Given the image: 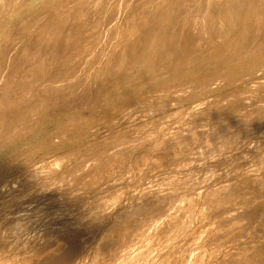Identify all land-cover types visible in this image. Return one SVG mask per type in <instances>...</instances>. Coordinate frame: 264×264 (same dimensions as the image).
<instances>
[{"label": "rangeland", "instance_id": "374dc122", "mask_svg": "<svg viewBox=\"0 0 264 264\" xmlns=\"http://www.w3.org/2000/svg\"><path fill=\"white\" fill-rule=\"evenodd\" d=\"M83 1V2H82ZM106 1V2H105ZM146 1V3L144 2ZM153 1V2H152ZM0 0V264H45V261L47 260H44L42 263L39 262V260H42L46 255L48 254H51L52 252L54 253V255L57 253L59 255L57 256H60L62 254V256H64L65 258L69 257L68 260H71L72 261H68L67 264H70L71 262L73 264H76L79 260V262L77 264H111V261H112V264H115L116 262V254L114 257H112L114 255V252L116 250V252L121 248L120 244H123L127 239H131L134 240L135 242H133V246H131V248H137L136 249V256L138 255V257L140 256L141 258H145L149 256V259L146 260V258L144 260L146 261H142L140 264H145V262H147L148 260L151 262V261H154V263L152 264H160V263H163L165 264L164 262H166L167 260H169L170 256H165L163 253L164 252H167L169 250L170 247H173L172 249H180L181 247L179 246L180 244L183 245L185 244V240H187L185 246L182 247V249H187L185 247H188L189 250H191L192 248L194 249L195 248V252H193L194 258H196L194 260L193 258V261L190 263L192 264L193 262L198 263L197 264H205L209 263L211 264L213 262V264H216L215 261H219L221 260L220 257L221 255L224 253V255H222V257L226 258L227 255L228 256V260L227 258L224 260L222 257V260L219 261L221 263H217V264H224V263H227V261H229L227 264H263L264 263V249H262V247L264 246V241L262 239H260L261 237H264V236H260V235H264V205L263 204V201H264V196H262L264 194V186L263 184L261 183H264L263 181H261L260 183V180L262 178V176L264 177V169H263V165H264V123L262 124V122H264V0H237V2H239V4H241L243 2V4H241L240 6H238L237 4L234 6H237L236 8L240 9L238 11H236L237 9L232 6L233 4L230 5V2L231 3H236L232 0H208L206 1V5H204L205 3V0ZM155 1V2H154ZM165 1V2H164ZM191 1H192V4H191ZM201 2L203 4H197V2ZM215 1V2H213ZM217 1V2H216ZM263 1V2H262ZM87 2V3H86ZM104 2V3H103ZM127 2V3H126ZM138 2V3H137ZM140 2V3H139ZM143 2V3H142ZM190 2V3H189ZM212 2V3H211ZM227 2V3H226ZM257 2V3H256ZM132 3V4H131ZM134 3V5H133ZM145 3V5H144ZM159 3V4H158ZM189 3V5H188ZM194 3V4H193ZM210 3V5L212 4V7L210 6V10L211 8H214V10L212 9V11L209 10V6L208 4ZM229 3V4H228ZM126 4V6H125ZM128 4V5H127ZM131 4V5H130ZM154 4L156 6H154ZM197 4V6H195ZM220 4V5H218ZM229 7H227V5ZM259 4H262V5H259ZM87 7H86V6ZM137 5V6H136ZM188 5V6H187ZM201 5V6H200ZM244 5V6H243ZM102 8H101V7ZM107 6V8H106ZM133 7V8H130ZM135 6V7H134ZM141 6V7H140ZM192 7H195V8H191ZM200 6V7H199ZM206 6V9H204ZM217 6V7H215ZM226 6V7H225ZM231 6L234 8V10L231 8ZM243 6V7H242ZM255 6V7H254ZM86 7V8H85ZM90 7V8H89ZM100 7V8H99ZM115 7V8H114ZM123 7V8H122ZM154 7V9H153ZM196 7L198 9H196ZM204 7V8H203ZM257 7V8H256ZM259 7V8H258ZM262 7V9H261ZM81 8H84V9H81ZM105 8V9H104ZM178 10H177V9ZM182 8V9H181ZM191 8V9H190ZM225 8V11L228 13V17H227V14H225V11H223ZM229 8H231L232 10H230L231 12H233L234 15H237L236 17H234L233 15V18L232 20L234 19V21H232L231 19H229L230 17H232V13L230 12L229 13ZM87 9V10H86ZM129 9V10H128ZM138 9V10H137ZM153 9V11H152ZM190 9V10H188ZM216 9V10H215ZM218 9V10H217ZM223 9V10H222ZM259 9V10H258ZM261 9V10H260ZM83 10V11H82ZM98 11V13H96ZM101 10V11H100ZM146 10V11H145ZM188 10V11H187ZM195 10V11H194ZM199 10V12H198ZM242 10V12H241ZM90 11V12H89ZM103 11V12H102ZM114 11V12H113ZM117 11V12H116ZM122 11V12H121ZM150 11V12H148ZM173 11V12H172ZM177 11V12H176ZM183 11V12H182ZM204 11V12H203ZM208 11V12H207ZM216 11V12H215ZM234 11H236L234 13ZM253 11H256V12H253ZM101 12V13H100ZM146 12V13H145ZM152 12V13H151ZM155 12V14H153ZM183 14H182V13ZM192 12V13H190ZM215 12V14L213 15V13ZM223 12V13H222ZM85 13V14H84ZM88 13V15H87ZM94 13V14H93ZM103 13V14H102ZM110 13V14H109ZM116 13V14H114ZM181 13V14H180ZM188 13V14H187ZM197 15H196V14ZM199 13V14H198ZM242 13V14H241ZM259 13V14H258ZM261 13V15H260ZM70 14V15H69ZM78 14V15H77ZM97 14V16H96ZM114 14V15H113ZM126 14V17H124ZM146 14V15H145ZM152 14V15H151ZM194 16H193V15ZM201 14V15H200ZM209 17H208V15ZM251 14V15H250ZM82 15V16H81ZM94 15V16H93ZM107 15V16H106ZM130 15V16H129ZM133 15V16H132ZM148 15H149V19H148ZM175 15V16H174ZM186 15V17H185ZM188 15V16H187ZM192 15V16H190ZM223 15H226V18L224 19L225 16ZM253 15V16H252ZM68 16V17H66ZM101 16V17H100ZM115 16V17H114ZM128 16V18H127ZM142 16V17H141ZM146 16V17H144ZM181 16V17H179ZM208 18V22H207V19L204 20V18ZM239 16V17H238ZM77 17V18H76ZM80 17V18H79ZM89 17V18H88ZM100 17V19H99ZM144 17V18H143ZM177 17V20H176V25L174 27V24H172L173 22L172 21H175V18ZM201 17V18H200ZM214 17V18H213ZM254 17V18H253ZM256 17H259V18H256ZM262 19H261V18ZM66 18V19H65ZM68 18V19H67ZM71 18V19H70ZM86 18V20H85ZM88 18V19H87ZM109 18V19H108ZM131 18V19H130ZM151 18V19H150ZM154 18V19H153ZM159 18V19H158ZM180 18V19H179ZM200 18V19H199ZM217 18V19H215ZM221 18V19H220ZM239 20L237 23L235 21H237V19ZM40 19V20H39ZM66 21H65V20ZM78 19V21H77ZM90 19V20H89ZM128 19V20H127ZM179 19V20H178ZM184 19V20H183ZM188 19V20H187ZM199 19V21H198ZM212 19L213 22H212ZM236 19V20H235ZM253 19V20H252ZM43 20V22H42ZM72 20V21H71ZM81 20V21H80ZM97 20V21H95ZM132 20V21H131ZM144 20V21H143ZM181 20V22H180ZM187 20V21H186ZM226 20H228V24H226ZM241 20V21H240ZM53 21V22H52ZM55 21V22H54ZM58 21V22H57ZM88 21V22H86ZM94 21V22H93ZM113 21V22H112ZM151 21V22H150ZM168 21V23H166ZM193 21V22H192ZM211 21V22H210ZM223 21V22H222ZM231 21V22H230ZM252 21V22H251ZM253 21L257 22L258 26L256 25V23H254ZM62 22L64 24H62ZM67 22V23H66ZM74 24H72V23ZM85 22V23H84ZM102 22V23H101ZM106 22V23H104ZM110 22V23H109ZM146 24H144V23ZM172 22V23H171ZM180 22V23H179ZM186 22V23H185ZM205 22H207V25L208 27L205 25ZM233 24L231 25L230 23ZM235 22V23H234ZM240 22V23H239ZM261 22V23H260ZM76 23V24H75ZM80 25H79V24ZM88 23V24H87ZM96 23V24H95ZM109 23V24H108ZM130 23V24H129ZM189 23H190V27H189ZM193 25H192V24ZM203 23V24H202ZM212 23H216V24H212ZM55 24V26H54ZM62 24V25H61ZM67 24V25H66ZM71 24V25H70ZM123 24V25H122ZM132 24V25H131ZM143 24V25H142ZM148 24V25H147ZM154 26H152V25ZM165 24V25H164ZM173 27H172V25ZM178 24V26H177ZM195 24V26H194ZM202 24V25H200ZM210 24V26H209ZM230 24V26H234V30L232 28H229L228 29V25ZM254 24V25H253ZM262 26H261V25ZM41 25V26H40ZM52 25V27H50ZM59 25V26H58ZM66 25V26H65ZM92 27H91V26ZM107 25V26H106ZM141 27H140V26ZM185 25V26H184ZM200 25V27H199ZM227 25V26H226ZM256 25V26H255ZM40 26V27H39ZM72 26V28H70ZM112 26V27H111ZM124 26V27H123ZM138 26L140 28H138ZM143 26L145 28H143ZM149 26V27H148ZM167 26V27H166ZM171 26V27H170ZM205 26H206V29H205ZM238 26V27H237ZM56 27V29H55ZM62 27V28H61ZM64 27V28H63ZM171 28V31L169 30ZM176 31H180L179 34L178 31L176 32L174 29L177 28ZM187 27V28H186ZM218 27V28H217ZM245 27V28H244ZM254 27V29H253ZM257 27L256 31L255 28ZM261 27V28H259ZM10 28V30H9ZM40 28H43V29H40ZM50 31V29H52ZM62 31H60V29ZM77 28V29H76ZM113 28V29H112ZM147 28V29H146ZM151 28V29H150ZM172 28L174 30V33H176L175 35L173 34L172 35ZM190 28V29H189ZM202 28V29H201ZM211 28L212 31H211ZM8 32H7V30ZM41 31H40V30ZM58 29V31H57ZM65 29V30H64ZM79 29V30H78ZM189 31H188V30ZM228 30L225 32V30ZM232 29V31H231ZM260 29V30H259ZM39 30V31H38ZM42 30L44 31V35ZM71 32L70 30H72V34H70L69 32ZM112 30V31H111ZM115 30V31H114ZM121 30V31H120ZM139 30V31H138ZM149 30V31H148ZM187 30V31H186ZM190 30L192 31V33L190 32ZM194 30V31H193ZM198 30V31H197ZM217 30H221L220 32L223 33V34H220L218 36V33H215L217 34V36L212 33L214 31H217ZM255 30V31H254ZM145 31V32H144ZM168 31L170 33H168ZM206 31V32H205ZM49 32V33H48ZM53 32V33H52ZM116 34H115V33ZM122 32V33H121ZM126 32V34H125ZM132 32V33H131ZM172 32V33H171ZM183 32H190L188 34L191 35H187L186 33H183ZM203 32V34H202ZM260 32V33H259ZM48 33V34H47ZM56 33V34H55ZM68 33V34H67ZM75 33V34H74ZM80 33V34H79ZM110 33V35L108 34ZM135 33V35H134ZM137 33V34H136ZM193 33H198L200 35L201 38H197V36L199 35H194ZM238 33V34H237ZM245 33V34H244ZM10 34V35H9ZM50 34V35H49ZM53 34V36L51 37V35ZM74 34V35H73ZM134 36H133V35ZM146 34V35H145ZM165 34V35H164ZM167 34H170L171 37H176L178 39V44L176 45H179L180 49L178 48V46H175V47H172V44H173V41L177 40H173V38H171L170 36H168L169 38H171V42L170 43V39L167 38ZM187 36H186V35ZM214 34V35H213ZM226 34H229L227 35L226 37ZM237 34V35H236ZM260 34V38L257 37L258 35ZM263 34L262 38H261V35ZM40 36V40L43 42L44 45H42V42L39 40V36ZM55 35V36H54ZM57 35V36H56ZM68 35V37H67ZM78 35V38L75 37ZM88 35V36H87ZM95 35V36H94ZM114 35V37L112 36ZM122 35V36H121ZM127 35H130V36H127ZM179 35V36H178ZM183 35V36H182ZM193 37L196 36V37ZM203 35V36H202ZM215 37L216 38H211V36ZM38 36V37H37ZM43 36V37H42ZM60 36V37H59ZM70 36V37H69ZM73 36V37H71ZM82 36V37H81ZM109 36V37H108ZM136 36H140V37H136ZM146 36V37H145ZM156 36V37H155ZM166 36V37H165ZM189 36V37H188ZM256 36V38H255ZM12 37V38H10ZM50 37V39H49ZM54 37L56 39H54ZM59 37V38H58ZM64 37H66L64 39ZM84 37V38H83ZM86 37V38H85ZM133 37V39H132ZM204 37V38H203ZM229 37V38H228ZM10 38V39H9ZM33 38H35L36 40H34ZM45 38V39H44ZM52 38V39H51ZM74 38V39H73ZM107 38V39H106ZM109 38V40H108ZM115 38V39H114ZM135 38V39H134ZM166 39L167 42L163 39ZM184 38V39H183ZM188 38V39H187ZM189 38H193L194 41H192V39L189 40ZM196 38V39H195ZM209 38V40H208ZM220 38V39H219ZM239 38V39H238ZM258 38V39H257ZM76 39L79 41H76ZM81 39V40H80ZM112 39V40H111ZM139 39V40H138ZM169 39V40H168ZM183 41H182V40ZM203 39V40H202ZM233 41H232V40ZM238 39V40H237ZM252 39V41H251ZM67 41V47H66V41ZM214 40V41H213ZM44 41H47V42H44ZM50 41V42H49ZM153 41V42H152ZM196 41V42H195ZM202 41V42H201ZM231 41V42H230ZM38 42V43H37ZM76 42V43H74ZM108 42V43H106ZM132 42V43H131ZM137 42V43H136ZM156 42V43H155ZM162 42V43H161ZM164 42V43H163ZM166 42V43H165ZM182 42V43H181ZM185 42V43H184ZM190 42L192 44H194V49L191 47L193 46L192 44H190ZM217 42V43H216ZM257 42V43H256ZM40 43V45H39ZM46 43V44H45ZM52 43V44H51ZM58 46H56L55 45ZM65 43V44H64ZM71 43V45H70ZM160 43V44H159ZM169 43V44H167ZM176 43V42H175ZM175 43L173 44V46L175 45ZM181 43V44H180ZM184 43V45H183ZM190 45H188V44ZM231 43V44H230ZM240 43V45H239ZM259 43V44H258ZM261 43V45H260ZM49 44V45H48ZM74 46H73V45ZM103 44V45H102ZM128 44V45H126ZM132 44L135 46L133 47ZM141 44V45H140ZM161 44H163V46H160ZM168 45L166 47V49L171 45V49L172 50L171 52L174 53L173 55L178 54L177 56V59L175 60L176 56H173V55H170L169 54V51L168 49L166 50L164 47L166 45ZM221 44V45H220ZM236 44V45H235ZM256 44V45H255ZM42 47L38 49V46ZM48 45V46H47ZM51 45V46H50ZM191 48L190 51H193L197 48V51H193V53H188L186 52L187 50H189L188 46ZM199 47H198V46ZM226 45V46H225ZM37 46V47H36ZM62 46V47H61ZM84 46V47H83ZM86 46V47H85ZM139 46V47H138ZM152 46V47H151ZM160 46V48H159ZM197 46V47H196ZM216 46V47H215ZM221 46H222V49H221ZM229 48H228V47ZM255 46V47H254ZM261 48H260V47ZM46 47V49H44ZM49 47V48H48ZM57 47V49H56ZM71 47V48H70ZM98 47V48H97ZM162 47V48H161ZM184 47V48H183ZM239 47V48H238ZM62 48V49H61ZM86 48V49H85ZM129 48H130V51H129ZM134 48V49H133ZM173 48L177 49L175 50V52H173ZM183 48V49H182ZM185 48H187V50H185ZM225 48L227 50H225ZM255 48V50H254ZM36 49V50H35ZM38 49V51H37ZM41 49V50H40ZM56 51H54V50ZM64 49V50H63ZM67 49V50H66ZM69 49V50H68ZM71 49V50H70ZM82 49V50H81ZM103 49V50H102ZM137 49V50H136ZM149 49V51H148ZM164 49L167 51V55H164L166 54L164 51ZM221 49V50H219ZM251 49V50H250ZM258 49V50H256ZM35 50V51H34ZM40 50V51H39ZM46 50H48V52H45ZM59 50V51H58ZM67 52H66V51ZM79 50V51H78ZM105 50V51H104ZM110 50V52H108ZM112 50V51H111ZM128 50V51H127ZM135 50V51H133ZM154 50V52H153ZM158 50H161L158 52L157 54V51ZM163 50V51H162ZM205 50V51H204ZM218 50V51H217ZM225 50V51H224ZM253 50V51H252ZM260 50V51H259ZM52 51V53L50 52ZM54 51V52H53ZM83 51V52H82ZM189 51V52H190ZM203 51V52H202ZM236 51V52H235ZM240 51V52H239ZM247 51V53H246ZM250 51V52H249ZM41 52L40 54H37V53ZM61 52V53H60ZM76 54H75V53ZM121 52V53H120ZM126 54H125V53ZM161 52V53H160ZM239 52V53H238ZM34 53V55L32 54ZM56 53V54H55ZM59 56H58V54ZM129 53V54H128ZM131 53V54H130ZM133 53V55H132ZM143 53V54H142ZM160 53V54H159ZM183 53H186L187 55H189V61H187V63L185 62V60H188L187 56L185 57L186 54H184L183 56ZM203 53V54H202ZM236 53V54H235ZM246 53V54H245ZM13 54V55H12ZM37 54V55H36ZM48 54V55H47ZM51 54V56H49ZM74 54V55H73ZM125 54V55H124ZM135 54V55H134ZM155 54V56H154ZM191 54V56H190ZM249 54V55H248ZM32 55V56H31ZM39 55V56H38ZM47 55V56H46ZM87 55V56H86ZM96 55V56H95ZM99 55V56H98ZM145 55V56H144ZM148 55V56H147ZM150 55V56H149ZM163 55V56H162ZM169 55L172 56L171 60H175L174 62L169 60ZM205 55H207V57H205ZM234 55V56H233ZM70 58H69V57ZM83 56V57H82ZM86 56V57H85ZM115 56V57H114ZM120 56V58H119ZM132 56V57H131ZM160 56V57H159ZM168 57L167 58H164V57ZM200 56V57H199ZM221 56V57H218ZM44 57V59H43ZM51 57V58H50ZM64 57V58H63ZM99 57V58H98ZM117 57V58H116ZM145 57V58H144ZM153 57V58H152ZM185 57V58H183ZM192 57V58H191ZM194 57V58H193ZM4 58H7V59H4ZM42 58V59H40ZM47 58V60H46ZM53 58V59H52ZM112 58V59H110ZM115 58V59H114ZM127 58V59H125ZM138 58V59H137ZM208 58V59H207ZM11 59V60H9ZM39 59V60H38ZM66 59V60H65ZM87 59V60H86ZM122 59V60H121ZM158 59V60H157ZM194 59V60H193ZM240 59V60H238ZM3 60H6V62H4ZM38 62H37V61ZM42 60H45L47 62H43ZM50 60V62L48 61ZM96 60V61H94ZM108 60V61H107ZM121 60V61H120ZM134 60H136L134 62ZM167 60V62L165 61ZM236 60V62H235ZM78 61V62H77ZM91 61V62H90ZM105 61V62H104ZM138 61V62H137ZM152 61V62H151ZM172 63H170V62ZM190 61H193V63H191ZM204 61V62H203ZM233 61V62H232ZM3 62V63H2ZM93 62V63H92ZM94 62H95V65H94ZM116 62V63H115ZM123 62V63H122ZM125 62V64H124ZM134 62V63H133ZM157 62V63H156ZM183 64H181V63ZM188 62L189 64L191 65H188ZM196 62V63H195ZM222 62V63H221ZM42 63V65H41ZM46 63H50L49 66L48 64ZM64 63V65H63ZM105 63V64H104ZM118 63V65H117ZM163 63V65H162ZM39 64V66H38ZM45 66H44V65ZM80 67H79V65ZM83 64V66H82ZM89 66H88V65ZM123 64V65H122ZM132 64V65H131ZM157 64V65H156ZM186 64V65H185ZM37 65V66H36ZM48 65V67H47ZM61 65V66H60ZM86 65V66H85ZM107 65V66H106ZM117 65V66H115ZM150 65V66H149ZM156 65V66H155ZM182 65V66H180ZM209 65V67H208ZM58 66V67H57ZM64 66V67H63ZM74 66V68H73ZM77 66V67H76ZM119 66V68H118ZM137 66V67H136ZM162 66V67H161ZM170 68H169V67ZM176 66V67H175ZM214 66V67H213ZM48 68V69H45V68ZM63 69H62V68ZM110 67V68H109ZM114 67V68H113ZM116 67V68H115ZM145 67V68H144ZM161 67V68H160ZM167 69H164L166 68ZM175 67V68H174ZM181 67V68H179ZM184 67V68H183ZM39 68V69H38ZM41 68V69H40ZM52 68V69H50ZM77 68V69H76ZM93 68V69H92ZM101 68V71L103 73V75L101 76L100 74V69ZM148 68V69H146ZM173 68V69H172ZM178 70H177V69ZM38 69V71H37ZM43 69V70H42ZM65 69V70H64ZM76 69V70H75ZM115 69V70H114ZM147 71H146V70ZM55 70V71H54ZM58 70V71H57ZM99 70V71H98ZM105 70V71H104ZM111 70V71H110ZM118 70V71H117ZM122 73H121V71ZM175 70V71H174ZM245 70V71H244ZM247 70V71H246ZM27 71V73H26ZM29 71V72H28ZM32 71V73H31ZM37 73H35V72ZM43 71V73H42ZM63 73H62V72ZM114 71V72H113ZM167 73H165V72ZM177 71V72H176ZM241 71V72H240ZM251 71V73H250ZM5 72V73H4ZM48 72V74H46ZM50 72V73H49ZM65 72V73H64ZM75 72V73H74ZM86 72V73H85ZM95 72V73H93ZM98 74H97V73ZM138 72V73H137ZM4 75H3V74ZM45 73V74H44ZM58 73V74H57ZM63 75H62V74ZM70 73V74H69ZM85 73V74H84ZM143 73V74H142ZM169 73V74H168ZM257 73V74H256ZM11 76H10V75ZM39 76H38V75ZM61 74V75H60ZM67 74V75H66ZM69 74V76H68ZM73 74V75H72ZM80 74V75H79ZM100 74V75H99ZM115 74V75H114ZM238 74V75H237ZM6 75V76H5ZM34 75V76H33ZM65 75V77H64ZM108 75V76H107ZM158 76V79H157V76ZM232 75V76H231ZM243 75V76H242ZM253 75V76H252ZM14 76V78H13ZM28 76V77H27ZM36 76V79H33L35 81L32 80V78L34 77L35 78ZM41 76V77H40ZM43 76V77H42ZM46 76V77H45ZM55 76V77H54ZM61 76V77H60ZM69 78H68V77ZM92 76V77H91ZM108 78H107V77ZM152 76V77H151ZM156 76V77H155ZM52 77V78H51ZM94 77V79H93ZM100 77V78H99ZM104 77V78H103ZM106 77V78H105ZM110 77V78H109ZM155 77V78H154ZM161 77V78H160ZM200 77V78H199ZM261 77V78H260ZM4 78V79H3ZM9 78V79H7ZM31 78V79H30ZM41 78V80H39ZM53 80L52 84H51V79ZM74 78V80H73ZM77 78V79H76ZM113 78V79H112ZM134 78V79H133ZM153 78V79H152ZM204 78V79H203ZM26 79V80H25ZM28 79V80H27ZM79 79V81H78ZM83 79V80H82ZM97 81H96V80ZM99 79V80H98ZM102 79V80H101ZM157 79V80H156ZM12 80V81H11ZM32 80V81H30ZM49 80V81H48ZM55 80L57 82H55ZM58 80H61L58 82ZM115 80V81H114ZM131 80V81H129ZM146 80V81H145ZM150 80V81H148ZM199 80V81H198ZM202 80V81H201ZM8 83V84H6ZM64 81V82H62ZM83 81V82H82ZM106 81V83H104ZM209 81V82H208ZM238 81V82H237ZM29 82V83H28ZM37 82V84H36ZM43 82H44V86H43ZM48 84H47V83ZM69 82V83H68ZM76 82V83H75ZM80 82V84H79ZM94 82V83H93ZM102 82V83H101ZM128 82V83H127ZM198 84H197V83ZM206 83V84H201V83ZM56 83V84H55ZM100 83V84H99ZM149 83V84H148ZM193 83V84H191ZM195 83V85H194ZM244 83V84H243ZM252 83V84H251ZM34 84L36 86H34ZM39 84V85H38ZM47 86H46V85ZM50 84L52 86H50ZM54 84V85H53ZM61 86H60V85ZM69 84V85H68ZM71 84V85H70ZM97 86H96V85ZM103 84V85H102ZM112 84V85H111ZM120 84V85H119ZM141 84V86H140ZM148 84V85H146ZM160 84V85H159ZM250 84V85H249ZM42 85V86H40ZM63 85V86H62ZM76 85V86H75ZM79 85V86H78ZM107 85V86H106ZM116 85V87H115ZM183 85V86H182ZM192 85V86H190ZM8 86V87H7ZM13 86V87H12ZM72 86V87H71ZM84 86V88H83ZM109 86V87H108ZM112 86V87H111ZM249 86V87H248ZM17 88V90H14V88ZM48 87V88H47ZM56 87V88H55ZM75 87V88H74ZM77 87V88H76ZM96 87V88H95ZM125 87V88H124ZM140 87V88H138ZM180 87V88H179ZM185 87H186V90H185ZM198 87V88H197ZM226 87V89H225ZM236 87V88H235ZM251 87V88H250ZM6 88V89H5ZM15 88V89H16ZM37 88V89H36ZM46 88V89H45ZM58 88V89H57ZM61 88V89H60ZM64 88V89H63ZM102 88V89H101ZM117 88V89H116ZM10 89V90H9ZM12 89V90H11ZM39 89V90H38ZM43 89V90H41ZM51 89V91H50ZM54 89V90H53ZM67 89V90H66ZM72 89V90H71ZM96 89H99V90H96ZM110 89V90H108ZM168 89V90H167ZM173 89V90H172ZM175 89V90H174ZM199 89V90H198ZM224 89V90H223ZM48 90H49V93H48ZM63 90V91H62ZM70 90V91H69ZM95 90V91H94ZM114 90V91H113ZM172 90V91H171ZM180 90V91H179ZM223 90V91H222ZM230 90V91H229ZM237 90V91H235ZM9 91V92H8ZM15 91V93H14ZM17 91V92H16ZM52 91L53 94H52ZM59 91V92H58ZM100 91V92H99ZM154 91H155V94H154ZM159 91V92H158ZM166 91V92H165ZM188 91V92H187ZM13 92V93H12ZM22 92V93H21ZM37 92V93H36ZM42 92V93H41ZM45 92V93H44ZM57 94H56V93ZM61 92V93H60ZM71 92H72V95H71ZM81 92V93H80ZM151 92V93H149ZM165 94H164V93ZM225 92V93H224ZM230 92V93H229ZM11 95H10V94ZM24 93V94H23ZM26 93V94H25ZM41 93V94H40ZM55 93V94H54ZM85 96L83 95V94ZM96 93V94H95ZM148 93V95L146 94ZM157 93V94H156ZM160 93V94H158ZM162 93V94H161ZM174 93V94H173ZM5 97H4V95ZM14 94H15V97L17 98V100H15L16 98L14 97ZM19 94V95H18ZM31 94V95H30ZM43 94V97H41ZM54 95L53 97L51 95ZM77 94L79 96H77ZM82 94V95H81ZM98 94V95H97ZM154 94V95H153ZM183 94V95H182ZM196 94V95H195ZM9 95V96H8ZM60 97H59V96ZM64 95V97H63ZM67 95V96H66ZM193 95V96H192ZM195 95V97H194ZM219 95V96H218ZM31 96V98H30ZM62 96V97H61ZM154 96V97H153ZM217 96V97H216ZM40 97H41V100H40ZM72 98L74 99V101L72 99H69ZM75 97V98H74ZM97 97V98H96ZM134 97V98H133ZM157 97V98H156ZM214 97V98H213ZM23 98V100H22ZM46 98V100H45ZM86 98V99H85ZM95 98V99H94ZM187 98V99H186ZM20 99V101L18 100ZM25 99V100H24ZM44 99V100H43ZM49 99V100H48ZM58 99V100H57ZM68 99V100H67ZM80 99V100H79ZM134 99V100H133ZM142 99V100H141ZM146 99V100H145ZM164 99V100H163ZM172 99V100H171ZM215 99V100H214ZM15 100V101H14ZM29 102H28V101ZM62 100H65L63 103ZM69 100L70 102L73 101L72 103H69ZM79 100V101H78ZM86 100V102H85ZM150 100V101H149ZM159 100V101H157ZM203 100V102H202ZM19 101V102H17ZM28 103H26V102ZM59 101V102H58ZM77 101V102H76ZM93 101V102H92ZM96 101V102H95ZM133 101V102H132ZM146 101V102H145ZM152 101V102H151ZM157 101V102H155ZM161 101V102H160ZM207 101V102H206ZM213 101V102H212ZM257 101V102H256ZM58 102V103H56ZM79 102V103H78ZM140 104H139V103ZM201 102V103H200ZM13 103V104H11ZM18 105H17V104ZM25 103L27 105H25ZM33 103V104H32ZM75 103V104H74ZM82 103V104H81ZM173 103V104H172ZM175 103V104H174ZM197 103V104H196ZM200 103V104H199ZM255 103V104H254ZM262 103V104H261ZM53 104V105H52ZM55 104V105H54ZM66 104V105H65ZM126 104V105H125ZM199 104V105H198ZM203 104V105H202ZM209 104V106H207ZM251 104H253L251 106ZM259 106H258V105ZM17 105V106H16ZM24 105V106H23ZM30 105V106H29ZM32 105V106H31ZM65 105V106H63ZM144 105V106H143ZM16 106V107H14ZM49 106V107H48ZM70 106V107H69ZM73 106V107H72ZM75 106V107H74ZM132 106V107H131ZM136 106V107H135ZM138 106V107H137ZM140 106V107H139ZM146 106V107H145ZM169 106V107H168ZM171 106V107H170ZM175 106V107H174ZM186 106V107H185ZM191 106V107H190ZM201 106V107H200ZM205 106V107H204ZM255 106V107H254ZM53 109H52V108ZM55 107H58L56 109H54ZM135 107V108H134ZM156 107V108H155ZM163 109H162V108ZM15 108V110H14ZM17 108V109H16ZM20 108V109H19ZM27 111H26V109ZM39 108H40V111H39ZM42 108V109H41ZM72 108V109H71ZM81 108V109H80ZM134 108V109H133ZM154 108V109H152ZM186 108L187 112L190 110V113L191 114H188L186 112V110L184 109ZM198 108V109H197ZM8 109H11V110H8ZM70 109V110H69ZM76 109V110H75ZM126 109V110H125ZM128 109V110H127ZM141 109V110H140ZM179 109V110H177ZM206 109V110H205ZM2 110V111H1ZM19 110V111H18ZM24 110V112L22 111ZM44 110V111H43ZM54 110V111H53ZM58 110V111H57ZM132 110V112H130ZM183 113H182V111ZM185 110V111H184ZM202 112H200V111ZM33 113H32V112ZM61 111V112H60ZM162 111L164 113H162ZM165 111L166 114H165ZM181 111V113L179 112ZM210 111V112H209ZM214 111V112H213ZM244 111V112H243ZM11 112V113H10ZM44 112V114H43ZM49 112V113H48ZM58 112H60L58 114ZM113 112V113H112ZM119 112V113H118ZM123 114H122V113ZM158 112V113H157ZM195 112V113H194ZM206 112V113H205ZM241 112V113H240ZM25 113V114H24ZM47 113V114H46ZM53 113V115H52ZM62 113V114H61ZM64 113V114H63ZM121 113V114H120ZM126 113V114H125ZM135 113V114H134ZM151 113V114H150ZM171 113V114H170ZM187 113V114H186ZM212 113V114H211ZM249 113V114H248ZM9 114V116H8ZM24 114V115H22ZM43 114V115H41ZM49 114V115H48ZM57 114V115H56ZM120 114V115H119ZM133 114V115H132ZM165 116H163V115ZM176 114V117H174ZM183 114V116H182ZM193 114V115H192ZM242 114V115H241ZM248 116H247V115ZM15 116V119H14V116ZM22 115L23 116V119H22ZM51 115V116H50ZM117 115V116H116ZM161 115V116H160ZM172 115V116H171ZM207 115V116H205ZM13 116V117H12ZM20 119H19V117ZM41 116V117H40ZM49 118H47V117ZM122 116V117H120ZM154 116V121L151 120ZM160 116V117H159ZM169 116H171L169 118ZM188 116V117H187ZM194 118H193V117ZM213 116V117H212ZM217 116V117H215ZM223 116V117H222ZM257 116V117H256ZM26 117V118H25ZM51 117V118H50ZM77 117V118H75ZM112 117V118H111ZM134 117V118H133ZM174 117V118H173ZM199 117V118H198ZM207 117V118H206ZM209 117V118H208ZM243 117V118H242ZM248 117V118H247ZM263 117V118H262ZM35 118V119H34ZM38 118V119H37ZM70 118V119H69ZM73 118V119H72ZM76 120H75V119ZM145 118V119H144ZM157 118V119H156ZM168 118V119H167ZM201 118V119H200ZM261 118V119H259ZM13 119V120H12ZM28 119V120H27ZM42 119V120H41ZM72 119V120H71ZM78 119V120H77ZM124 119V120H123ZM150 119V120H148ZM164 119V120H163ZM175 119V120H174ZM194 119V120H193ZM236 119V120H235ZM247 119V120H246ZM249 119H252V120H249ZM7 120V121H6ZM12 120V121H11ZM18 120V121H17ZM31 120V122L29 121ZM39 120V121H38ZM104 120V121H102ZM145 120H147L146 122H144ZM170 120V121H168ZM174 120V121H173ZM186 120V121H185ZM193 120V121H192ZM198 120V121H197ZM200 120V121H199ZM22 121V122H21ZM29 121V122H28ZM68 121V122H67ZM75 121V122H74ZM79 121V122H77ZM99 121V122H98ZM125 121V122H124ZM150 121V122H148ZM168 121V122H167ZM214 121V123H213ZM259 121V122H257ZM261 121V122H260ZM8 122V123H7ZM19 122V123H18ZM110 122V123H108ZM137 122V123H136ZM163 122V123H162ZM165 122V123H164ZM193 122V123H192ZM240 122V123H239ZM248 122V123H247ZM257 122V123H256ZM2 123V124H1ZM18 123V125H16ZM27 123V124H26ZM30 123V124H28ZM100 123V124H99ZM103 123V124H102ZM159 123V124H158ZM168 123V124H167ZM191 123V124H190ZM252 123V124H251ZM13 124V125H12ZM40 124V125H39ZM107 124H110V125H107ZM122 124V125H121ZM128 124V125H127ZM176 124V125H175ZM183 124V125H182ZM193 124V125H192ZM203 124V125H202ZM228 124V125H227ZM5 125V126H4ZM10 125V127H9ZM34 125V126H33ZM82 125V126H81ZM132 126H136L135 128L134 127H131ZM174 125H175V128H174ZM218 125V126H217ZM262 125V126H261ZM3 126V127H2ZM94 126V127H93ZM124 126V127H123ZM201 128H200V127ZM225 126V127H224ZM235 126V127H234ZM261 126V127H260ZM12 127V128H11ZM21 127V128H20ZM147 127V128H146ZM179 127V128H178ZM189 127V128H188ZM210 127V128H209ZM233 127V128H232ZM246 127V128H245ZM9 128V129H8ZM31 130H29V129ZM97 128V129H96ZM116 128V129H115ZM125 128V130H124ZM137 128V129H136ZM142 131H141V129ZM155 128V129H153ZM156 128H158L156 130ZM195 128V129H194ZM244 128V129H243ZM97 131H96V130ZM130 129V130H128ZM134 129V130H133ZM167 129V130H166ZM188 129V131H187ZM190 129V130H189ZM200 129V130H199ZM212 129H213V132H212ZM216 129V130H215ZM219 129V130H218ZM237 129V130H236ZM28 130V131H27ZM144 130V132H143ZM155 130V131H153ZM177 130V131H176ZM203 130V131H202ZM80 131V132H79ZM90 131V132H89ZM100 131V132H99ZM110 131V132H109ZM124 131V132H123ZM128 131V132H127ZM130 131V132H129ZM137 131V132H136ZM159 131V132H158ZM175 131V132H174ZM180 131V133H179ZM207 131V132H206ZM210 131V132H209ZM238 131V132H237ZM1 132H5L4 134H2ZM25 132V133H24ZM65 132L67 134H65ZM121 132V133H120ZM140 132V134H139ZM166 132V134H165ZM188 132V133H187ZM193 132V133H192ZM230 132V133H229ZM250 132V133H249ZM64 133V134H63ZM79 133V134H78ZM90 133V134H89ZM95 133V134H94ZM98 133V134H97ZM109 133V134H108ZM127 133V134H126ZM129 133V134H128ZM134 135H133V134ZM160 133V134H159ZM168 133V134H167ZM206 133V134H205ZM240 133V134H239ZM122 134V135H121ZM126 134V135H125ZM130 134H132L131 136L133 138H131ZM137 134V135H136ZM153 134V135H151ZM159 136H156L158 135ZM214 134V135H213ZM62 135H64L62 137ZM78 135V136H77ZM90 135V136H89ZM139 135H140V138H139ZM165 135V136H164ZM191 135V136H190ZM198 135V136H196ZM208 135V136H207ZM216 135V136H215ZM256 135V136H255ZM262 135V136H261ZM72 136V137H71ZM82 136V137H81ZM86 136V137H85ZM101 136V137H100ZM154 136V137H153ZM180 136V137H178ZM189 136V137H188ZM240 136V137H239ZM22 137V138H21ZM71 137V138H70ZM81 137V138H80ZM144 137V138H143ZM205 137V138H204ZM262 137V138H261ZM137 138H139L137 140ZM146 138V139H145ZM181 138V139H180ZM201 138V139H200ZM225 138V139H224ZM228 138V139H227ZM232 138V139H231ZM61 139V140H60ZM83 139V140H82ZM101 139V140H100ZM174 139V140H173ZM206 139H208L206 141ZM214 139V140H213ZM234 139V140H233ZM88 140V141H87ZM99 140V141H98ZM150 140V141H149ZM168 140V141H167ZM179 140V141H178ZM223 140V141H222ZM255 140V141H254ZM86 141V142H85ZM94 141V142H92ZM127 141V142H126ZM130 141V142H129ZM134 141V142H133ZM138 141V142H137ZM152 141V142H151ZM172 141V142H171ZM204 141V142H203ZM229 141V143H228ZM234 141V142H233ZM252 143H251V142ZM129 142V143H128ZM148 142V143H147ZM192 142V143H191ZM197 142V143H196ZM215 142V143H214ZM218 142V143H217ZM263 142V143H262ZM61 143V144H60ZM80 143V144H79ZM94 143V144H93ZM166 143V145H165ZM180 143V145H179ZM182 143H185V144H182ZM205 143V144H203ZM210 143V145H209ZM232 143V144H231ZM247 143L249 145H247ZM258 145H257V144ZM92 144V145H91ZM138 144V145H137ZM169 144V145H168ZM187 144V145H186ZM190 144V145H188ZM195 144V145H194ZM199 144V145H198ZM224 144V145H223ZM10 145V146H9ZM83 145V147H82ZM85 145V146H84ZM91 145V146H90ZM128 148V149H126ZM134 145V147H133ZM140 145V146H139ZM163 145V146H162ZM193 145V146H192ZM215 145V146H214ZM223 146V149H222V146L219 147V146ZM229 145V146H228ZM231 145V146H230ZM244 145V146H243ZM254 145V146H253ZM257 145V146H256ZM129 146V147H128ZM136 146H139L136 147ZM155 146V147H154ZM173 146V147H171ZM179 146V147H178ZM261 146V147H260ZM80 147V148H79ZM133 147V149L131 148ZM141 147V148H140ZM170 147V148H168ZM187 147V148H186ZM206 147V148H205ZM231 147V148H230ZM237 147V148H235ZM245 147V148H244ZM8 148V149H7ZM83 148V149H82ZM131 148V149H130ZM164 148V149H163ZM179 148V149H178ZM193 148V149H192ZM204 148V149H203ZM253 148H255L253 150ZM263 148V149H262ZM66 149V150H65ZM137 149V150H136ZM141 149V150H140ZM151 149V150H149ZM181 149V150H180ZM222 149V150H221ZM234 149V150H233ZM63 150V151H62ZM74 150V151H73ZM78 150V151H77ZM81 150V151H80ZM131 152V153H129ZM156 150V151H155ZM174 150V152H173ZM180 150V151H179ZM188 150H191L188 151ZM203 150H206V151H203ZM229 150V151H228ZM232 150V151H231ZM238 150V151H237ZM86 151V152H85ZM89 151V152H88ZM154 151V152H153ZM194 154H193V152ZM198 153H197V152ZM203 151V152H202ZM216 151V152H215ZM144 152V153H143ZM161 154H160V153ZM163 152V153H162ZM172 152V153H171ZM177 154H176V153ZM190 152V153H189ZM200 152V153H199ZM211 152V153H210ZM215 152V153H214ZM233 153L231 155V153ZM254 152V153H253ZM136 153V154H135ZM150 153V154H149ZM155 153V154H154ZM167 153V154H165ZM174 153V154H173ZM179 153V154H178ZM186 153V154H185ZM192 153V154H191ZM198 156H196V154ZM206 153V154H204ZM230 153V154H229ZM253 153V154H252ZM263 153V155H262ZM39 154V155H38ZM158 154V155H156ZM160 154V155H159ZM165 154V155H164ZM182 154V156H181ZM184 154V155H183ZM191 154V155H190ZM202 154V155H201ZM226 154V155H225ZM250 154V155H249ZM30 155V156H29ZM83 155V156H82ZM133 155V156H132ZM137 155V156H136ZM143 155V157H142ZM149 155V156H148ZM153 155V156H152ZM175 155V156H174ZM200 155V156H199ZM248 155V156H247ZM257 155H258V158H257ZM81 156V157H80ZM157 158H156V157ZM207 156V157H205ZM225 156V157H224ZM233 156V157H232ZM238 156V157H237ZM245 156V157H244ZM131 157V158H129ZM147 157V158H146ZM149 157H150V160L153 159L154 161V166L152 165V160L150 161L149 160ZM153 157V158H152ZM165 157V158H163ZM174 159H173V158ZM181 157V159H180ZM185 157V158H184ZM198 157V158H197ZM228 157V159H227ZM236 157V158H235ZM241 157V158H240ZM76 158V159H75ZM78 158V159H77ZM136 158V159H134ZM143 158V159H142ZM158 161H156L155 159ZM160 158V160H159ZM162 158V159H161ZM171 158L172 160L174 161H171ZM139 159V160H138ZM183 159V160H182ZM194 159V161H193ZM197 159V160H196ZM211 159V160H210ZM224 159V160H223ZM241 159V160H239ZM246 159V160H245ZM254 159V161H253ZM168 160V161H167ZM189 160V161H188ZM204 160V161H203ZM239 160V161H238ZM77 161V163H76ZM79 161V162H78ZM81 161V162H80ZM147 162H150L149 165L145 164ZM159 163L156 164V162ZM178 161L176 164L175 162ZM181 161V162H180ZM189 163H188V162ZM201 161V162H200ZM209 161V162H208ZM222 161V162H221ZM246 161V162H245ZM256 161V162H255ZM87 162V164H86ZM90 164H89V163ZM145 162V163H144ZM152 162V163H151ZM168 162V163H167ZM214 162V163H213ZM262 162V163H261ZM75 163V164H74ZM136 163V164H135ZM188 165H187V164ZM196 163V164H195ZM224 163V164H223ZM235 163V164H234ZM255 163V164H254ZM18 164V165H17ZM174 166H173V165ZM191 164V165H190ZM193 164V166H192ZM202 164V165H201ZM238 164V165H237ZM260 164V165H259ZM262 164V166H261ZM29 165V166H28ZM35 167H33V166ZM79 165V166H77ZM136 165V166H135ZM142 165H144L142 167ZM147 165V166H146ZM153 166L151 168V166ZM198 165V166H197ZM201 165V166H200ZM219 165V166H218ZM256 165V166H255ZM68 166V167H67ZM72 169H71V167ZM114 166V167H113ZM116 166V167H115ZM150 166V167H149ZM170 166V167H169ZM200 166V167H199ZM205 166V167H204ZM211 166V167H210ZM33 167V168H32ZM109 167V168H108ZM113 167V168H111ZM146 170H145V168ZM158 167V168H157ZM174 167V168H173ZM182 167V168H181ZM214 167V168H213ZM220 167V168H219ZM17 168V169H16ZM82 168V169H81ZM140 168V169H139ZM144 169L141 170V169ZM151 168V169H149ZM163 171H162V169ZM165 168V170H164ZM169 168V169H168ZM178 168V169H177ZM227 168V170H226ZM237 170H241L243 171V173L241 171H237ZM247 168H250L247 170ZM254 168V169H253ZM29 169V170H27ZM65 169V170H64ZM70 169V170H69ZM138 169V170H137ZM155 169V170H154ZM171 169V170H170ZM182 169V170H181ZM185 169V170H184ZM236 171H235V170ZM245 171H244V170ZM258 172H257V170ZM260 170H262L261 173ZM37 170V171H36ZM82 170V171H80ZM112 170V172H111ZM136 170V171H135ZM152 170V171H151ZM157 170V172H156ZM160 170V171H159ZM256 171V175H253L255 174L254 172L252 171ZM23 171V172H22ZM26 171V172H25ZM131 171V172H130ZM140 173H137L139 172ZM142 171V172H141ZM149 173H148V172ZM166 171V172H165ZM198 171V172H197ZM202 171V172H201ZM209 171V172H208ZM212 173H211V172ZM215 171V172H214ZM219 171H222V172H219ZM230 171H233L234 173H231ZM246 171H247V174H246ZM249 171V172H248ZM10 172V173H9ZM38 172V173H36ZM48 174H47V173ZM52 172V173H51ZM62 172V173H60ZM128 174H127V173ZM147 172V174H146ZM170 172V173H169ZM172 172L174 173L173 175ZM177 172V173H176ZM179 172V173H178ZM191 172V173H190ZM199 172L201 173V175H199ZM225 172L226 174L229 176L230 174H233L232 176L230 175L229 177H227L228 179L227 180H223L222 179H226V176L225 175ZM229 172V173H227ZM237 172V173H236ZM245 172V173H244ZM253 173V174H249V173ZM6 173V174H5ZM33 173V174H32ZM35 173V174H34ZM43 173L44 174V177L43 176ZM162 173V174H160ZM166 173V174H165ZM176 173V174H175ZM181 173L183 174H188V175H183V177H181ZM195 173V174H194ZM206 173V175H205ZM211 173V175H210ZM215 173V174H214ZM240 173V175H239ZM260 173V174H259ZM155 174V176H154ZM170 177H168V175ZM192 176H191V175ZM210 175V176H217V177H210V176H207V175ZM214 174V175H212ZM222 174H224L225 176H223ZM239 176H238V175ZM243 174V175H242ZM259 174V175H258ZM36 176V177H33ZM39 175V176H38ZM49 175V176H48ZM51 175V176H50ZM139 177H138V176ZM149 175V176H148ZM151 175V176H150ZM157 175V176H156ZM166 175V176H165ZM177 175H180V176H176ZM194 175V176H193ZM196 175H199V176H196ZM203 175V177H201ZM252 176V178H249L250 176ZM259 176V179L257 178ZM261 175V176H260ZM8 176V177H7ZM83 176V177H82ZM125 176V178H124ZM131 178H130V177ZM136 176V177H135ZM159 176H161L159 178ZM163 176L165 178H163ZM188 176V177H187ZM191 176V177H190ZM223 176V178H222ZM235 176V177H234ZM243 176V177H242ZM248 178L246 180V177ZM256 176V177H255ZM7 177V178H6ZM142 177V178H141ZM180 177V178H178ZM185 177V178H184ZM190 177V178H189ZM205 177V178H204ZM221 177V178H219ZM239 179H238V178ZM58 178V179H57ZM137 178V179H136ZM148 178V179H147ZM168 178V180H167ZM173 178V179H172ZM175 178V179H174ZM177 178L179 180H184L185 181L181 182L179 180H177ZM183 178V179H181ZM192 178L194 181H192ZM197 180H196V179ZM206 178H208L209 180H206ZM234 178V179H233ZM43 179V180H42ZM62 181H61V180ZM109 179V181H108ZM130 179V180H129ZM133 179V180H132ZM155 179V180H154ZM176 180V181H173L174 184L172 186V183L171 181L172 180ZM187 179V180H186ZM189 179V180H188ZM191 179V180H190ZM200 179V180H199ZM203 179V180H201ZM216 179V181H215ZM221 179V180H220ZM33 180V181H32ZM64 180V181H63ZM112 180V181H111ZM125 180V181H124ZM132 180V181H131ZM159 180V181H158ZM165 180V181H164ZM213 180V181H212ZM236 180V181H235ZM239 180V181H238ZM240 180H243V181H240ZM248 180H251L248 181ZM257 182H256V181ZM264 180V179H262ZM13 181V182H12ZM51 181V182H50ZM56 181V182H55ZM67 183H66V182ZM71 181V182H70ZM135 181V182H134ZM138 181V183H136ZM153 181V182H152ZM162 181V182H160ZM169 181V182H167ZM187 181V182H186ZM188 181L190 182V184L188 183ZM192 181V183H191ZM203 181V183H202ZM234 181V182H233ZM247 181V182H246ZM254 181V182H252ZM259 181V182H258ZM16 182V183H15ZM45 182V183H44ZM110 182V183H109ZM126 182V183H125ZM150 182V183H149ZM167 183H170V184H166ZM182 183V185L184 184V186H181V184L179 185L178 184ZM186 182V184H185ZM196 182V184H195ZM197 182H199L197 184ZM200 182L201 184L203 185H200ZM205 182V183H204ZM219 182V183H218ZM221 182V183H220ZM232 186H230V184ZM233 182V184L231 183ZM236 182V184H234ZM238 182V183H237ZM244 182V183H243ZM245 182L247 183V188L246 185H245ZM249 182V183H248ZM53 183V184H52ZM62 183V184H61ZM72 183V184H71ZM107 183V184H106ZM113 185H112V184ZM119 185H118V184ZM132 183V184H131ZM135 183V184H134ZM144 183V184H143ZM158 183V184H157ZM162 183H164L162 185ZM176 183V184H175ZM194 183V185H193ZM216 184V186L213 185ZM223 183H225V186L226 188H223L222 185ZM239 183L243 184L242 185H239ZM257 185L255 187L254 184ZM257 183V184H256ZM260 183V188L258 187ZM16 184V185H15ZM71 184V185H70ZM89 184V186H88ZM112 186H111V185ZM114 184L116 186H114ZM147 184V185H146ZM168 185L169 187V190L167 188V186H164V185ZM191 184L194 186H191ZM205 184H209L210 186H208V188H206V185ZM229 184V185H227ZM248 184H251L254 185L252 186L253 189L257 190H253L252 188L250 189V185ZM11 185V186H10ZM35 185V186H34ZM65 185V186H63ZM88 187H87V186ZM92 185V186H91ZM132 185V186H131ZM135 185V186H134ZM139 187H138V186ZM150 185V187L148 189H146V187H148ZM154 185V186H153ZM158 185V186H157ZM162 185L163 187L161 188ZM170 185V186H169ZM175 185V186H174ZM176 185L177 188L180 186L182 187V189L179 187L178 189H176ZM191 186L190 188L187 186ZM197 185V186H196ZM199 185V186H198ZM218 185V186H217ZM234 185V186H233ZM245 185V187H244ZM21 186V187H20ZM63 186V187H62ZM67 186V187H66ZM108 186V187H107ZM120 186V187H119ZM127 186V187H126ZM154 188H153V187ZM155 186L157 189H155ZM197 188H196V187ZM205 186V187H203ZM212 186L214 187V192L212 188ZM220 186V187H219ZM224 186V187H225ZM228 186V187H227ZM238 186V187H237ZM43 187V188H41ZM47 187V188H46ZM91 187V188H90ZM116 187V188H115ZM118 187V188H117ZM130 189H129V188ZM143 191L142 190V188ZM166 187V188H165ZM175 188L174 190L175 191H171L173 190V188ZM195 188V189H192ZM201 188L203 190V188H205L203 191L199 188ZM216 187V188H215ZM219 187V188H217ZM222 187V188H221ZM245 189H244V188ZM260 189L263 194H261V191H259L258 189ZM11 188V189H10ZM17 188V189H16ZM40 188V190H39ZM89 188V189H88ZM104 188H106L107 190H105ZM110 188V190H109ZM127 188H128V191H127ZM135 188V189H134ZM141 188V190L139 191V189ZM151 188V190L149 191L150 194L151 192L154 190L157 191V193L154 191L151 195L149 194L148 190ZM172 188V189H170ZM211 188V189H210ZM233 190H232V189ZM240 188V189H239ZM15 189V190H14ZM38 189V190H37ZM47 191H46V190ZM62 189V190H61ZM88 189V190H87ZM93 189V190H91ZM162 189V190H161ZM188 189V191H187ZM196 189L198 191H196ZM209 189V190H208ZM218 189V190H216ZM229 189H230V194H229ZM239 189V190H238ZM244 189V190H242ZM11 190V191H10ZM17 190V191H16ZM37 190V191H36ZM45 190V191H44ZM88 192V193H86ZM97 190V191H95ZM118 190V191H117ZM120 190V191H119ZM163 191L162 192H160ZM179 192L177 193V191ZM183 190V191H182ZM185 190V191H184ZM195 190V191H194ZM212 192H211V191ZM222 190H224L225 192H223ZM238 190V191H237ZM248 190V191H247ZM253 190V191H252ZM14 191V192H13ZM40 191V192H39ZM53 191V192H52ZM65 191V192H63ZM91 191V192H89ZM102 191V192H101ZM141 191H142V197H139L141 195ZM159 191V192H158ZM164 191L168 194L166 195L164 193ZM168 191H171L168 193ZM182 191V192H181ZM190 191V193H188ZM194 191V193L192 192ZM205 193H201V192H204ZM221 191V192H219ZM233 193H232V192ZM238 193H237V192ZM239 191H243L242 194L241 192ZM43 194H42V193ZM60 192V193H59ZM94 192V196H93V193ZM99 194H98V193ZM125 192H128V193H125ZM174 192V193H173ZM186 192V193H185ZM191 192L193 194H191ZM200 192V193H199ZM210 192L212 194H210ZM252 193L254 196L252 197V194H249ZM255 192V194L253 193ZM258 193V197L256 196V194ZM260 192V193H259ZM46 193V195H45ZM54 193V194H53ZM97 193V195H96ZM104 193V194H103ZM158 194L156 196H153V194ZM161 193V194H160ZM177 193V194H175ZM196 193H199V194H196ZM208 193L210 195V198L211 199L209 201V199L207 200V198L209 197L208 196ZM229 195H228V194ZM236 193V195H235ZM15 194V195H13ZM20 194V195H19ZM27 194V195H26ZM35 196H34V195ZM38 194V195H37ZM42 194V195H41ZM50 194V195H49ZM55 194H57V196L55 197ZM62 194V195H61ZM86 194V195H85ZM88 194V196H87ZM91 194V195H90ZM114 194V195H113ZM127 194V195H126ZM140 194V195H139ZM163 194V195H162ZM171 194V195H169ZM182 194L184 195L183 197H180L182 196ZM188 198H187V196ZM202 194V195H201ZM205 194V195H203ZM215 194V196H214ZM220 194V195H218ZM222 194L225 196L223 198ZM226 194V195H225ZM233 194L236 196H233ZM238 194V195H237ZM249 194V195H248ZM260 194V195H259ZM81 197H80V196ZM85 195V196H84ZM116 195V196H115ZM123 195H124V198H123ZM138 195V196H137ZM160 195V196H159ZM165 195V197H163ZM177 195V197H176ZM193 197H192V196ZM214 197H212V196ZM217 195V196H216ZM244 197V198H242ZM251 195V196H250ZM28 196V198H27ZM62 196V197H61ZM77 196V197H76ZM91 198V201H93L92 199H94L95 201H93V205L91 206L92 203H89L91 202L90 201V198ZM119 199H118V197ZM146 196V197H145ZM162 196V197H161ZM168 196V197H167ZM174 196L176 198H174ZM186 196V197H185ZM201 196V197H200ZM204 196H206L204 199ZM208 196V197H207ZM230 196V198H229ZM233 196V197H231ZM240 196V197H239ZM256 196V197H255ZM261 196V197H259ZM3 197V198H1ZM41 197V198H40ZM45 197V198H44ZM55 197V198H54ZM74 197V198H73ZM85 197V198H84ZM94 197V198H93ZM105 197V198H104ZM114 197V198H113ZM129 197V198H127ZM132 197V198H131ZM150 197V198H148ZM158 197V198H157ZM167 197V199H166ZM172 197V198H171ZM191 197V200H189ZM197 197V199H196ZM200 197V198H199ZM203 197V198H202ZM212 197V198H211ZM215 197L217 199H219L217 201V199H215ZM220 197L222 198V200L220 199ZM247 197V198H246ZM249 197V198H248ZM251 198H257L256 200H253V199H250ZM7 198V199H6ZM12 198V199H11ZM32 200H31V199ZM49 198V200H48ZM51 198V199H50ZM109 198V199H108ZM121 198V199H120ZM149 200H148V199ZM160 198V199H159ZM171 198V199H170ZM181 200H180V199ZM185 198V199H184ZM187 198V200H186ZM194 198V199H193ZM199 198V199H198ZM225 198L227 199V202H225ZM234 198V200L232 199ZM238 198L239 201H236ZM260 198V199H259ZM12 201H9V200ZM22 199V200H21ZM25 199V200H24ZM28 199V200H27ZM46 199V200H45ZM75 199V200H74ZM79 199V200H77ZM99 199V200H98ZM103 199L102 203H101V200ZM107 199V200H106ZM113 199V200H112ZM117 199V200H116ZM131 199V200H130ZM145 199V200H144ZM152 199V200H151ZM159 199V200H158ZM178 199V200H177ZM193 199V200H192ZM223 199H224V202H223ZM241 199V200H240ZM249 199V200H248ZM262 201H259L261 203L258 202V200H261ZM4 202H3V201ZM40 200V201H39ZM42 200L45 202H42ZM63 200V201H62ZM69 200V201H68ZM71 200V201H70ZM72 200H73V203H72ZM81 200V201H80ZM84 200V201H83ZM137 200V202H136ZM146 200H148V203L146 202ZM157 200V201H156ZM166 200V201H164ZM187 202H186V201ZM190 202H189V201ZM200 200V201H199ZM206 200V201H205ZM221 200V202L224 203V207H222V203L219 202ZM231 202H234L235 204H232L230 203ZM233 200V201H232ZM247 200V201H245ZM19 201V202H18ZM24 201V202H22ZM29 201V202H27ZM31 201V202H30ZM49 201H53L52 203ZM66 201V202H64ZM75 201V202H74ZM77 201V202H76ZM80 201V202H79ZM90 204L88 206H86V203L84 204L83 202ZM89 201V202H87ZM97 201L99 202L100 201V204L97 203ZM105 201V202H104ZM114 204L113 207L112 206V203ZM114 201V202H113ZM115 201H117V203H120V204H117ZM127 201V202H126ZM133 201V203H132ZM138 203V205L136 207H134L136 204ZM140 203H139V202ZM144 201V202H143ZM150 201V202H149ZM176 201L177 203L179 204L178 201H182V203H180L179 205L181 206L183 203L185 207H183V205L181 206L182 209H186V206L188 207L187 209H190L188 210L187 212V209L184 210L181 212L180 210L182 209H179L180 206H178V204H176ZM196 204L193 205L192 203ZM197 201H199L200 204L204 205H199V203L197 204ZM201 201L203 203H201ZM240 201H243L245 204L246 203H251L253 206V208H256L255 210L252 208L251 209V204H247V206L243 205L244 203L243 202H240ZM255 203H254V202ZM14 202V203H13ZM18 202V203H17ZM39 202L40 205H39ZM61 204V202H64L65 205H63V203L60 205L59 203ZM69 202V203H68ZM71 202V203H70ZM109 202V203H107ZM121 202L122 204L124 203V208L121 206ZM130 202V203H128ZM143 202V203H142ZM151 202H152V205H151ZM166 202H169L166 203ZM172 202V203H171ZM214 204H213V203ZM239 202V203H238ZM11 203V204H10ZM17 203V204H16ZM49 203V204H48ZM55 203H58V204H55ZM67 203V204H66ZM75 203V204H74ZM76 203L78 204L76 206ZM80 203H82L80 205ZM97 205H96V204ZM105 203V204H104ZM150 203V204H149ZM156 203V204H154ZM191 205H190V204ZM212 203V205H210ZM220 203L221 207H217V205ZM231 204L228 205V207H226L227 205L226 204ZM238 203V204H237ZM243 203V204H241ZM5 204V205H4ZM45 204H48L49 206L45 205ZM51 204V205H50ZM72 204V205H70ZM98 204L99 206L101 205V207H98ZM108 204L109 207H111L109 209V207L105 208V206ZM126 204H130L132 205L130 207V205H128V207L130 208H127V205ZM140 204V205H139ZM160 204H164L163 206L160 205ZM167 204V205H165ZM217 204V205H215ZM2 205V206H1ZM7 205V206H6ZM9 205V206H8ZM11 205V207H10ZM13 205V206H12ZM31 205V207H30ZM35 205V207H34ZM39 205V206H38ZM55 205V206H54ZM84 205L86 207V209H84V211L86 210V212L82 211L83 210V207L82 206ZM95 205H96V208H100V209H96L95 208ZM111 205V206H110ZM118 205V206H117ZM145 205V206H144ZM154 205V206H153ZM156 205V206H155ZM158 205V206H157ZM160 205V206H159ZM177 205V207H173ZM190 205V206H189ZM205 205H209L210 207H208L209 209L213 210L214 208V212H212L211 210H208L207 206ZM226 205V206H225ZM236 207H235V206ZM240 205H242V207H240ZM25 206H28V207H25ZM44 206V207H43ZM76 206V207H75ZM126 206V207H125ZM192 206L194 207L192 209ZM200 208H199V207ZM234 206V207H233ZM244 206V207H243ZM259 206V207H258ZM260 206H262L260 208ZM6 207V209L4 208ZM13 207V208H12ZM17 207V209H16ZM35 209H33V208ZM42 207V208H41ZM67 209L66 211H64L65 208ZM82 207V208H81ZM90 207H91V210H90ZM94 207V209H93ZM118 207V209H117ZM122 207V208H121ZM138 207V208H137ZM166 207H170L169 209L166 208ZM171 207L173 209H171ZM201 207H202V210H201ZM243 210H241L240 208ZM245 207L246 210L244 209ZM23 208V209H22ZM32 208V209H31ZM52 212L51 211V209ZM58 210H61V211H58V210H55L57 212H60L59 215L57 212L54 211V209H57ZM60 208V209H59ZM64 208V209H63ZM71 208V209H70ZM81 208V210H80ZM104 208V209H103ZM114 208V209H113ZM121 208V209H120ZM137 208V209H136ZM156 208V209H155ZM164 208V209H162ZM166 208V209H165ZM196 208V209H195ZM207 208V209H206ZM217 208V209H216ZM220 208V209H218ZM227 211V212H222V209ZM227 208H233L232 211L228 210ZM235 208V209H234ZM240 209L239 211H237V209ZM259 208V209H257ZM48 209V211H46ZM96 209V210H95ZM110 211H108V210ZM122 209H124L122 211ZM126 209L128 211H126ZM131 209H134V210H131ZM148 209V211H147ZM179 209V210H178ZM201 210V213L199 210ZM250 211H249V210ZM8 210V212H7ZM27 210V211H26ZM29 210V211H28ZM44 210V211H43ZM70 210L73 212L71 213ZM78 210V211H77ZM90 210V211H88ZM93 210L95 212H93ZM99 210V211H98ZM106 210V211H104ZM115 213H113V215H111V211H113ZM161 210H162V213H161ZM169 210V212H168ZM171 210V211H170ZM207 212H206V211ZM216 210H219L220 214L216 211ZM238 212H236V211ZM251 210L253 212H251ZM15 211V212H14ZM38 211V212H36ZM47 212L46 214L43 212ZM63 211V212H62ZM75 211V212H74ZM79 213L77 215V213ZM81 211V213H80ZM87 211L90 213V215H88L89 213H87ZM117 211L120 213L122 212L121 214L123 215V217H121L120 219V215L119 213H117ZM125 211V212H124ZM133 211V213H132ZM142 211V212H141ZM174 211V213H172ZM177 211V212H176ZM192 211V212H190ZM195 211H198L196 215ZM206 213H205V212ZM211 211V213H210ZM216 211V212H215ZM243 211H246V212H243ZM254 211H258L257 212V215L255 214L256 212ZM4 212V213H3ZM28 212V213H27ZM83 212L84 215H82V217H86V220L88 219V222L84 219V218H80L81 215ZM94 214H93V213ZM101 212V213H100ZM103 212V213H102ZM108 212V213H107ZM128 212H130V215L132 216H129V219H128ZM169 214H168V213ZM194 212V213H193ZM231 212V213H229ZM254 213L251 215V213ZM3 213V214H2ZM14 213V214H13ZM21 213H24L26 214V218L25 217H22L23 219V222L26 223V225L23 223L22 225L27 229L28 233H29V236L27 237L26 240H19L12 232V230L9 228L11 225L15 224L19 219H21ZM53 213V214H52ZM63 213V216L62 214ZM76 213V214H75ZM87 213V214H86ZM95 213H100L99 215L101 217H98L99 215L98 214H95ZM107 213V215H106ZM110 214V216H108ZM124 213H126V217L124 215ZM148 213V214H146ZM157 213V214H156ZM160 213V214H159ZM164 213H166L165 215H163ZM183 213V216L184 218H190L191 219H186L184 220V218L182 219V215L180 216H176V215H179V214H182ZM185 213V214H184ZM205 215H204V214ZM215 213H218L220 215V217L222 218L220 220V217H218L219 215L215 214ZM224 213V214H223ZM16 214V215H15ZM32 214V215H31ZM37 214V215H36ZM44 217H42L43 215ZM50 214L51 216V219L53 220H50V216L48 215ZM61 214V215H60ZM70 215L72 218L74 215V219L72 218H69L68 216H65V215ZM74 214V215H72ZM104 214L105 216V220H103V215ZM117 214V215H116ZM146 214V215H144ZM153 214V215H152ZM168 214V215H167ZM171 214V218L169 217ZM174 214L175 218L173 217ZM186 214H188L186 216ZM217 215L216 217L219 218V221L216 220L218 218H214V221L212 220V216L213 215ZM227 214V215H225ZM229 214V215H228ZM239 215V216H236V215ZM247 214V216H246ZM259 214V215H258ZM35 215V216H34ZM48 215V216H46ZM53 215V216H52ZM58 215V216H57ZM88 215V216H86ZM95 215V216H94ZM117 217H116V216ZM119 215V216H118ZM121 215V216H122ZM143 215L144 217L148 216L147 218L145 217L144 220L142 219L143 218ZM159 215V216H158ZM168 218H167V216ZM190 215H194L193 217L190 216ZM202 215V216H201ZM224 215V216H223ZM233 215V217H232ZM243 215V216H242ZM250 215V217H249ZM253 215H256L255 217L256 218H259V219H255V217ZM263 215V217H262ZM8 216V217H7ZM38 216V217H37ZM61 216V217H60ZM65 216V217H64ZM91 216V218L89 217ZM116 218L115 220L117 222H124V223H121L119 224L118 226L119 227H115L114 225L116 224V222H114V220H112L114 217ZM136 216V217H135ZM137 216H139V218H137ZM142 216V217H141ZM203 216L204 218L206 216H208L207 218L205 219H209V217L211 219H209L210 221H206L205 219H203ZM228 216V217H227ZM244 216L246 219H244ZM17 217V218H16ZM19 217V218H18ZM30 219H29V218ZM32 217V218H31ZM47 217V218H45ZM80 218V219H84L82 220L83 224L80 222V219L77 220V218ZM89 217V218H88ZM94 217L96 220H94ZM113 217V218H112ZM125 217V221L122 219ZM131 217H134V218H131ZM140 217H141V220H140ZM155 217H158V218H155ZM161 217V218H160ZM178 217V218H177ZM195 217V218H194ZM197 217V218H196ZM200 217V218H199ZM202 217V218H201ZM215 217V216H213ZM224 217H226V219H224ZM3 218V219H2ZM9 218V219H7ZM36 218V219H35ZM38 218V219H37ZM41 218V219H40ZM57 218H60V220L63 222L64 220L66 222H63L61 223L60 220H59V224L63 225L62 227L65 228V230H67L64 235L63 233L61 234L60 231L64 232L65 230H63V228L61 230H59L61 227H58L59 224H58V220ZM64 218V220H63ZM101 219L103 221V224L101 220H98V219ZM112 218V219H111ZM117 218H119L117 220ZM152 218V219H151ZM155 218V219H153ZM164 218H166L164 220ZM180 218V219H179ZM230 220H229V219ZM240 218V219H239ZM250 218L252 220L251 221ZM15 219V223L13 222ZM17 219V221H16ZM35 219V221H34ZM40 219V220H39ZM51 221V223H47L49 220ZM69 219V222L68 220ZM73 222V220L75 222ZM93 220V222L97 221V222H101V223H98V226H97V222L96 223H93L91 222V220ZM160 221V223L157 222ZM162 219V221L160 220ZM170 219V221L168 220ZM172 219H176L175 220V223H174V220L172 221ZM200 220H203V221H199ZM224 219L227 220V225L234 227V231H233V228L230 229L229 226H227L225 223L226 222H222V220ZM233 219V220H232ZM238 219V220H236ZM7 220V221H6ZM25 220V221H24ZM108 222H107V221ZM112 222V224H110V221ZM123 220V221H122ZM129 220H132L135 222V224L133 225V223H131ZM140 222H139V221ZM147 222H150V226L148 225L147 222H144L146 221ZM149 220H153V221H149ZM156 220V221H155ZM182 220V221H180ZM191 220V221H190ZM194 220V222H193ZM216 220V221H215ZM231 220L232 222L234 221V224L231 223ZM242 220V221H241ZM245 220V221H243ZM9 221V222H8ZM31 221V222H30ZM46 224H45V222ZM49 221V222H50ZM87 222V224L84 222ZM130 223V225L133 227V229L130 227V225L128 226V224H126L125 222ZM139 222V225L138 223L136 222ZM172 221V222H171ZM186 221V222H185ZM199 221V222H198ZM218 221V223H216ZM237 221V222H236ZM241 223H239V222ZM247 221V223H246ZM250 221L255 224L253 225L252 223H250ZM29 222V223H28ZM77 222V223H76ZM91 222V223H90ZM107 222V223H106ZM157 222V223H156ZM164 222V224L166 222H168L167 224H165V226H163L164 224L162 223ZM180 222V224L178 223ZM189 222L186 226V223ZM192 224H191V223ZM196 224L198 223L197 227H196V224L193 225V223ZM202 223V224H199V223ZM212 222H215V227H214V224L212 226ZM220 222V223H219ZM243 222V223H242ZM249 222V223H248ZM11 223V224H10ZM38 223V224H36ZM40 223V224H39ZM58 226H56L57 224ZM71 223V224H69ZM80 223L81 225L79 226ZM109 223V225H108ZM115 223V224H114ZM170 223H171V226H170ZM173 223H174V226H173ZM184 223V224H183ZM207 226H206V224ZM211 223V225L209 224ZM222 223V224H221ZM231 223V225H230ZM236 223V224H235ZM262 223V224H261ZM50 224V225H49ZM67 227H64L65 225ZM71 226H69V225ZM74 224V225H72ZM78 224V225H76ZM90 227H89V225ZM92 224L94 225V227L92 226ZM101 226H100V225ZM102 224L104 225V227L102 226ZM126 224L128 227H126ZM144 226H149L150 228V231H149V228L147 229L146 227V230L144 229V232L147 231V234H146V237H144V239L146 241H144V248L143 246L140 247L139 245H137L138 243L137 242H140L141 241V237H140V232H142L140 229L141 226L144 227ZM159 224L158 227L157 225ZM182 224V225H181ZM191 224V225H190ZM205 224V225H204ZM209 224V225H208ZM239 224V225H238ZM246 227H245V225ZM249 224H252L250 225L249 227ZM256 224H260L259 225V228L256 226ZM22 225H20V228H19V224L17 225V228L18 230H22L23 228L25 227H21ZM36 225V226H35ZM49 225V226H48ZM60 225V226H61ZM77 226L76 229L74 227V229H76L78 232H83L85 234H88V235H83V233H78L80 236H78L77 234V231L73 230V226ZM86 225V226H84ZM110 225H112L115 230L114 231H118L117 229H119V232L116 233L113 231V228H109ZM135 225L137 226V228L135 227ZM163 228H161L162 226ZM166 225H169V226H166ZM177 225V226H176ZM180 225V226H179ZM186 227H185V226ZM190 225V227H189ZM201 225V226H199ZM234 225V226H233ZM236 225L239 227V229H241V225H242V229L241 230H238V233H235L237 232L236 231ZM30 226V228H29ZM33 226V227H32ZM47 226V227H46ZM56 228H55V227ZM69 226V227H68ZM79 226V227H78ZM82 226V227H81ZM87 226H88V230H87ZM96 226V227H95ZM103 229H101L100 227ZM107 228H106V227ZM111 226V227H112ZM117 226V224H116ZM154 226V227H152ZM178 227V229L174 228V227ZM183 226V227H182ZM193 226V227H192ZM195 226V227H194ZM205 226V227H203ZM209 226H212V227H209ZM220 226V227H219ZM224 226V227H223ZM244 226V227H243ZM251 226H252V229H251ZM253 226L254 228L258 231L260 228V226L262 227L261 231H257L254 229L253 230ZM43 227V228H42ZM58 227V228H57ZM71 227V228H70ZM86 227V228H85ZM99 227V228H98ZM121 227V229H120ZM123 227V229H122ZM154 228L157 229L155 232H157L155 235L153 234L154 231L151 229ZM157 227V228H156ZM160 227V228H159ZM167 227H170V228H167ZM184 227L186 229H184ZM188 227L190 228V230L187 231ZM192 227V228H191ZM202 229H201V228ZM209 227V228H208ZM223 227V229L221 228ZM227 227H229V234L230 233H234L238 236V234L240 233H243L241 234L242 235V238L240 237V235L236 238L235 235H233L232 233V236L231 237V234L227 235L226 233H228L227 231ZM249 227V229H248ZM3 228V229H2ZM49 228V229H48ZM55 228V229H53ZM85 228V229H83ZM89 228H92L93 231L95 232V230L98 232H92L89 230ZM96 228V229H94ZM126 228H128L127 230V233H126ZM139 228V229H138ZM167 228V229H166ZM182 230H181V229ZM196 228H198V230H196ZM199 228L202 230H199ZM207 230H206V229ZM218 228V229H215ZM244 228H245V232L246 234L249 233V236H245V232H244ZM258 228V229H257ZM6 229V230H5ZM10 229V231L8 230ZM36 229V231H35ZM71 229V230H70ZM110 229V230H109ZM125 229V230H124ZM132 229V230H131ZM138 229V232L137 230ZM160 229L162 231H160ZM165 231H164V230ZM171 229L175 230V231H171ZM194 229V230H193ZM212 229V230H211ZM214 229V230H213ZM220 229H221V232H220ZM250 231L252 233H256L255 236L254 234H250V232H247L246 231ZM39 230V231H38ZM42 230V231H41ZM45 230V232H44ZM51 232H49V231ZM58 230V231H57ZM83 230V231H82ZM87 230V232H85ZM106 231V230H109L110 231V235L108 234L109 231H106L108 232L106 234V232H103L102 231ZM112 230V231H111ZM123 230V233H121V231ZM136 230V231H135ZM169 230V231H168ZM178 230V231H176ZM208 231L206 233V231ZM224 230V231H223ZM23 231V230H22ZM30 231V232H29ZM34 231V233H33ZM69 231H72V232H69ZM90 231V232H89ZM125 231V232H124ZM134 231V233H133ZM140 231V232H139ZM153 231V232H152ZM164 231V235L168 236L166 240V236L163 235V232ZM184 231V233H183ZM187 231V232H185ZM200 231V233H199ZM210 231V232H209ZM213 231V232H212ZM218 232V234H216ZM223 231V232H222ZM226 231V233H225ZM254 231V232H253ZM256 231V232H255ZM12 232V233H11ZM32 232V233H31ZM59 232H60V235H59ZM68 232V234H67ZM75 232V233H73ZM130 232V233H129ZM133 234H132V233ZM150 232V233H149ZM152 232V233H151ZM169 232V233H168ZM171 232H174L173 235H168V234H172ZM189 232V233H188ZM192 232V233H191ZM195 232V233H194ZM261 234H260V233ZM58 233L59 236H56ZM74 236L71 237L73 234ZM91 233V236L89 237ZM100 233H101V236L103 238H105V240L107 241V244L106 242H103L104 240L101 238L100 236ZM115 235H119L120 239H121V242H120V239L118 240L117 238L115 239L114 238V234ZM125 233V234H124ZM136 233V235H135ZM139 233V234H137ZM161 233V234H160ZM178 233V235L180 236H176ZM188 233V234H187ZM197 233V234H196ZM212 233V234H211ZM215 233V234H214ZM223 233V235H222ZM4 234V235H3ZM6 234V235H5ZM43 234V235H42ZM54 234V235H53ZM72 234V235H71ZM77 234V235H76ZM95 234V235H94ZM99 234V237L100 238H97V235ZM106 234V235H105ZM127 234H132V236H128V237H131V238H127ZM153 236H151V235ZM182 234V236H181ZM186 236H185V235ZM193 234H195L196 237H192L194 236ZM203 234V236L205 237L206 235V238H203V236L201 235ZM208 234V235H207ZM225 234V236H224ZM41 235V236H40ZM65 237H63V236ZM66 235H68L69 237H66ZM94 238H93V236ZM104 235L106 237H104ZM110 237H113V239L115 240H112V238ZM113 235V236H112ZM123 237H122V236ZM135 235V236H134ZM149 236V239L147 238ZM157 235V236H156ZM159 235V236H158ZM189 235V237L187 236ZM211 235V236H210ZM218 236V237H215ZM224 236L223 238L221 237ZM257 235V236H256ZM258 235L260 237H258ZM34 236V237H33ZM48 236V238H47ZM56 236V237H54ZM60 236H62L60 238ZM76 236V237H75ZM78 236V237H77ZM87 236V237H86ZM125 236V237H124ZM185 236V238H184ZM191 236V237H190ZM201 236H202V240H201ZM209 236L213 239L214 237V240H217L221 238V244H223V242L225 243L227 239V241L230 242H226L227 244H223L221 245L220 242L218 241H214L212 242L211 241V238L209 239ZM230 236V237H229ZM10 237V238H9ZM47 239H46V238ZM52 237V238H51ZM84 237V238H82ZM116 237V236H115ZM118 237V238H119ZM136 237V239H135ZM156 237V239H155ZM159 237H163L165 240H161L159 239ZM175 237V238H174ZM178 237V238H176ZM200 237V239H199ZM220 237V238H219ZM243 237H246L243 238ZM247 237L248 239H250V237H254L252 238L253 240H247ZM259 238L261 240V243L260 242H257L256 244V241ZM7 238V239H6ZM31 238V239H30ZM44 238V239H43ZM50 238V239H49ZM64 238V239H63ZM68 238V239H67ZM72 238V239H71ZM77 240H76V239ZM78 238H79V241H78ZM97 238V239H96ZM139 238V239H138ZM147 238V239H146ZM172 238V239H171ZM182 240H181V239ZM190 238H193V241H190ZM196 238V239H195ZM198 238V239H197ZM209 241H208V239ZM240 238V239H239ZM5 239V240H4ZM14 239V240H13ZM50 241H49V240ZM54 239H56V241H54ZM62 239V241L60 240ZM82 239V240H81ZM89 239H92L90 240V242L92 241L93 242V245L92 246V242L91 244L89 243L88 240ZM94 239V241H93ZM100 239L99 241V244L101 242V245H98V240ZM102 239V240H101ZM109 242H108V240ZM110 239L112 241L111 245H110ZM124 239V242L122 241ZM143 239V238H142ZM171 239V240H169ZM177 240V241H174V240ZM185 239V240H183ZM195 239V241H194ZM203 239H206L205 241ZM229 239V240H228ZM233 239V241L231 240ZM242 240L240 241L239 243H237L236 245V240ZM4 240V241H3ZM31 240V241H30ZM33 240V241H32ZM49 244H47L48 242ZM53 240V241H51ZM60 240V241H59ZM96 240H97V243H96ZM149 243H148V241ZM154 241L152 243V241ZM161 240V241H160ZM181 240V241H180ZM224 240V241H223ZM247 240V241H246ZM258 240V241H260ZM11 241V242H10ZM14 241V242H13ZM34 241H37V242H34ZM44 245H43V243ZM84 241V243L82 242ZM88 241V242H87ZM118 245L117 247L115 246L116 244H114V242ZM131 241L129 240V243H131ZM137 241V242H136ZM162 242L164 247L161 245L162 243L160 244H157L156 246V243L157 242ZM168 241V243H167ZM169 241H171L170 243V247H169ZM174 241V242H173ZM184 241V243H182ZM198 241H199V244H198ZM201 241V242H200ZM223 241V242H222ZM234 243H232V242ZM253 243H252V242ZM2 242V243H1ZM9 242V243H8ZM23 242V243H22ZM29 242V243H28ZM45 242H47L45 245ZM58 244H56V243ZM62 242H65V243H62ZM70 242V243H69ZM79 242V243H78ZM151 242V243H150ZM191 242V244H190ZM208 244L209 246V249L206 247V244ZM208 242H211V245L210 243ZM217 242V243H216ZM242 242V244H241ZM245 242H248V243H245ZM15 243V244H14ZM22 243V244H21ZM31 243V244H30ZM52 243L54 244L52 245ZM61 243V244H60ZM69 245H68V244ZM87 243V244H86ZM103 243H105L106 245H104ZM147 243L149 245H147ZM175 243H177L176 246H179V247H175ZM180 243V244H179ZM195 245H193V244ZM196 243L198 245H196ZM215 245H214V244ZM232 243V245H231ZM17 244V245H16ZM26 244V245H25ZM34 244V245H33ZM42 244V245H41ZM51 244V245H50ZM60 244V245H59ZM76 247L77 246H80V247H74L75 245ZM78 244V245H77ZM128 244V243H127ZM130 244V245H132ZM135 244V245H134ZM140 244V243H139ZM168 244V245H167ZM173 244V245H172ZM202 244V245H200ZM222 246V249H218V247L220 245ZM234 244V245H233ZM238 244L241 246V245H247L246 247L242 246L241 248L238 246ZM254 245H257L260 249V252L258 251V247H253L252 246ZM263 245L261 248L259 245ZM23 245V246H22ZM25 245V246H24ZM33 245V247H31ZM42 249L41 248V246ZM63 247H62V246ZM72 245V246H71ZM84 247H83V246ZM86 245V246H85ZM108 245H110L109 247H112L113 246V249L112 248H108ZM120 245V246H119ZM129 245V244H128ZM152 245H155V246H152ZM158 245L160 246L159 249H156V247H158ZM188 245V246H186ZM191 245L193 247H191ZM200 245V250L199 248H197V246ZM219 245V246H217ZM227 245V246H226ZM229 245V246H228ZM232 248H230L231 246ZM249 245V246H248ZM3 246V247H2ZM36 246V247H35ZM44 246H47V247H44ZM59 246V247H58ZM61 246V247H60ZM69 246V247H67ZM89 246L91 247V249L89 248ZM98 246V248H97ZM100 246V247H99ZM107 246V247H106ZM118 246H119V249H118ZM125 246H126V242H125ZM123 246V247H125ZM137 246V247H136ZM147 246V248H145ZM150 248H149V247ZM167 246V248H166ZM203 246V248H201ZM216 246V247H215ZM220 246V247H221ZM17 250L14 249V248ZM27 247V248H26ZM29 247V248H28ZM40 247V248H39ZM56 247V248H55ZM72 247H74V249H72ZM85 247L88 249H90V256H89V250L85 249ZM155 249H154V248ZM161 247H163V249H161ZM225 247V248H224ZM235 247H239L238 249L235 248ZM248 247V249H246ZM256 248L254 250H252V248ZM3 248V249H2ZM22 248V249H21ZM33 248V250H32ZM46 248V249H45ZM55 251H54V249ZM61 248V249H60ZM79 248V249H78ZM83 250H82V249ZM104 248L103 250H100ZM114 248H116L114 250ZM139 248V249H138ZM142 248H143V251H142ZM152 248V251H150ZM165 248V249H164ZM191 248V249H190ZM206 248V249H205ZM215 248V249H214ZM229 248V249H228ZM236 249V251H238V253L234 250ZM243 248V249H242ZM13 249H14V252H13ZM19 249V250H18ZM28 249V250H27ZM38 249V250H36ZM66 249H71V250H66ZM77 249H78V252H77ZM93 249V251H92ZM95 249V250H94ZM107 249V250H106ZM111 249L113 251V253L111 252ZM145 249L149 250L151 252V255L149 253V251L147 250V252H144ZM161 249V251H160ZM167 249V250H166ZM187 249V250H188ZM245 249V250H244ZM250 249V250H249ZM27 250V251H26ZM36 250V251H35ZM43 250V251H41ZM58 250V251H57ZM64 252H63V251ZM82 250V251H81ZM100 253H99V251ZM110 250V251H109ZM139 250V251H137ZM157 250V251H156ZM164 250V251H163ZM166 250V251H165ZM186 250V251H187ZM198 250V251H197ZM203 250V251H201ZM204 250H206L204 252ZM213 250V252H212ZM217 250V251H215ZM222 250V251H220ZM232 250V251H230ZM241 250V251H240ZM243 250V253H244V256L240 257V255H242L240 252H242ZM247 250H249L247 252ZM263 250V251H261ZM6 251V252H5ZM13 253H12V252ZM19 251V252H18ZM25 251V252H24ZM30 251V252H29ZM31 251H33L31 253ZM45 251V252H44ZM57 251V253H56ZM85 251V252H84ZM102 251V252H101ZM141 251V252H140ZM197 251V252H196ZM201 251V253L199 252ZM210 251V252H209ZM234 252L235 256L238 254L239 256H236L235 260L232 259V255L233 253H229V252ZM246 251V256H245V252ZM254 253H252V252ZM256 251V252H255ZM9 252V253H8ZM16 252V253H15ZM22 252V253H21ZM40 252V253H39ZM44 252V253H43ZM83 255V258H82V255L80 254H77V256L75 255L76 253H79ZM88 252V254H87ZM103 252H105V254L111 252L113 255H111V253L109 254L110 255V258H108L109 256L106 254V257H104V259L100 258L103 256ZM139 252V253H138ZM153 252V254H152ZM161 252L160 254H163L161 255L162 256V260L159 259L161 256L160 254H157ZM163 252V253H162ZM204 255H203V253ZM212 252V253H211ZM251 252V253H249ZM259 252V256L262 254V256H258L257 258L259 260L256 261V259L253 258V255L256 253L258 254ZM262 252V253H261ZM20 253V254H19ZM24 253V255H23ZM94 253V254H93ZM138 253V254H137ZM143 253V254H141ZM144 253L146 254H149V255H145V256H142L144 255ZM201 256H198L199 254ZM209 253V254H208ZM216 253V254H215ZM218 253V254H217ZM240 253V254H239ZM248 254H251V255H247ZM261 253V254H260ZM2 254V255H1ZM26 254V256H25ZM36 254V255H35ZM86 254V255H84ZM97 254L98 257H97ZM104 254V256H105ZM157 254L159 257L157 258ZM198 254V255H197ZM206 254V255H205ZM9 255V257H8ZM11 255V256H10ZM17 255V257H15ZM28 255V256H27ZM33 255V257L31 256ZM41 255V256H40ZM55 255V257H56ZM92 255V256H91ZM96 255V256H95ZM101 255V256H100ZM216 255V256H215ZM220 255V257H219ZM15 258H14V257ZM19 256V257H18ZM23 256V257H21ZM39 257V258H34V257ZM75 256V257H74ZM89 256V257H88ZM95 256V257H93ZM153 256V257H151ZM167 257V258H164V257ZM204 256V257H203ZM205 256H208V258ZM214 256V257H213ZM218 256V257H217ZM232 256V257H231ZM247 256H250V257H247ZM257 256V255H256ZM4 257H6L4 259ZM24 257H27L28 259L26 260V258L24 259ZM30 257L34 258L33 260L36 262H33L32 258L31 260L29 259ZM42 257V258H41ZM71 257H74V258H71ZM78 257V258H77ZM82 259H81V258ZM87 257V258H86ZM150 257H151V260H150ZM156 259H155V258ZM199 257V260L197 259ZM202 257V258H201ZM211 257V258H210ZM239 257L241 258V260L239 259ZM246 257V258H244ZM21 258V259H20ZM71 258V259H70ZM75 258L77 259L75 261ZM80 258V259H79ZM91 258V259H90ZM95 258V260H94ZM107 258V259H106ZM153 258V259H152ZM203 258L205 259V261L203 260ZM214 258V259H213ZM216 258V259H215ZM230 258V259H229ZM234 258V257H233ZM249 258V260L247 259ZM20 259V260H19ZM74 259V260H73ZM79 259V260H78ZM111 259H115L114 261L113 260H110ZM218 259V260H217ZM232 259V261H231ZM238 259V261H240V263H238V261L236 260ZM244 259V260H243ZM246 259V262H244ZM255 261H254V260ZM262 259V260H261ZM16 260V262H15ZM25 260V261H24ZM90 260V261H89ZM108 260V261H107ZM159 260L160 263H159ZM164 260V261H163ZM166 260V261H165ZM212 260V261H210ZM214 260V261H213ZM249 262H248V261ZM6 262V263H3V262ZM24 261V262H23ZM75 261V262H74ZM83 261V262H82ZM85 261V262H84ZM87 261V262H86ZM95 261V262H94ZM101 261V262H100ZM103 261V262H102ZM163 261V262H162ZM200 261V262H199ZM209 261V262H208ZM222 261L224 263H222ZM260 261V262H259ZM20 262V263H19ZM27 262V263H26ZM70 262V263H69ZM89 262V263H88ZM93 262V263H92ZM108 262V263H107ZM150 262H147L146 264H151ZM168 262V261H167ZM215 262V263H214ZM236 262V263H235ZM248 262V263H247ZM251 262V263H250ZM259 262V263H257ZM71 263V264H72ZM128 263L127 261L125 262V264ZM193 263V264H194ZM195 263V264H196ZM124 264V263H123Z\"/></svg>", "mask_w": 264, "mask_h": 264}, {"label": "bare ground", "instance_id": "6f19581e", "mask_svg": "<svg viewBox=\"0 0 264 264\" xmlns=\"http://www.w3.org/2000/svg\"><path fill=\"white\" fill-rule=\"evenodd\" d=\"M102 1H103V0H102ZM129 1H130V0H129ZM136 1H137V0H136ZM140 1H141V0H140ZM151 1H152V0H151ZM188 1H189V0H188ZM206 1H207V0H205V3L203 2L204 5L207 4ZM218 1H220V0H218ZM232 1H234V0H232ZM242 1H244V0H242ZM82 2H83V1H82ZM105 2H106V1H105ZM144 2L146 3V1H144ZM152 2H153V1H152ZM154 2H155V1H154ZM164 2H165V1H164ZM183 2H184V0H183ZM195 2H197V1H195ZM201 2H202V0H201ZM201 2L199 1V2H197V4H199V3H200V4H203V3H201ZM208 2H209V0H208ZM213 2H215V1H213ZM216 2H217V1H216ZM228 2H229V0H228ZM235 2H236V3H231V2H230V5L233 4L232 6H234V4H235V5H236V4H237V5L239 4V2H237V0H236ZM262 2H263V1H262ZM86 3H87V2H86ZM103 3H104V2H103ZM126 3H127V2H126ZM137 3H138V2H137ZM139 3H140V2H139ZM142 3H143V2H142ZM145 3H144V5H145ZM189 3H190V2H189ZM189 3H188V5H189ZM211 3H212V2H211ZM226 3H227V2H226ZM256 3H257V2H256ZM131 4H132V3H131ZM131 4H130V5H131ZM158 4H159V3H158ZM191 4H192V1H191ZM193 4H194V3H193ZM197 4H196L195 6H197ZM228 4H229V3H228ZM241 4H243V2H242ZM241 4H239L238 6H240ZM127 5H128V4H127ZM133 5H134V3H133ZM156 5H157V4H156ZM156 5L154 4V6H156ZM188 5H187V6H188ZM209 5H210V3L208 4V6H209ZM218 5H220V4H218ZM226 5H227V4H226ZM259 5H262V4H259ZM85 6H86V5H85ZM125 6H126V4H125ZM136 6H137V5H136ZM189 6H190V5H189ZM200 6H201V5H200ZM200 6H199V7H200ZM210 6L212 7V4H211ZM210 6H209V10H210ZM232 6H231V8L234 10V8H233ZM243 6H244V5H243ZM243 6H242V7H243ZM86 7H87V6H86ZM86 7H85V8H86ZM100 7H101V6H100ZM100 7H99V8H100ZM134 7H135V6H134ZM140 7H141V6H140ZM199 7H198V8H199ZM215 7H217V6H215ZM225 7H226V6H225ZM227 7H229V6L227 5ZM234 7L236 8L237 6H234ZM254 7H255V6H254ZM262 7H264V6H262ZM262 7H261V9H262ZM89 8H90V7H89ZM101 8H102V7H101ZM106 8H107V6H106ZM114 8H115V7H114ZM122 8H123V7H122ZM130 8H133V7L130 6ZM191 8H195V7H192V6H191ZM191 8H190V9H191ZM198 8L196 7V9H198ZM203 8H204V7H203ZM231 8H229V10H228L229 13L231 12L230 10H232ZM256 8H257V7H256ZM258 8H259V7H258ZM81 9H84V8H81ZM104 9H105V8H104ZM153 9H154V7H153ZM153 9H152V11H153ZM176 9H177V8H176ZM181 9H182V8H181ZM190 9H188V10H190ZM199 9H200V8H199ZM204 9H206V6H205ZM212 9L214 10V8H211L210 11H212ZM236 9H237V8H236ZM240 9H241V8H240ZM240 9L238 8L236 11H238V10H240ZM261 9H260V10H261ZM86 10H87V9H86ZM128 10H129V9H128ZM137 10H138V9H137ZM177 10H178V9H177ZM188 10H187V11H188ZM215 10H216V9H215ZM217 10H218V9H217ZM222 10H223V9H222ZM258 10H259V9H258ZM82 11H83V10H82ZM98 11H99V10H97L96 13H98ZM100 11H101V10H100ZM145 11H146V10H145ZM194 11H195V10H194ZM223 11H225V8H224ZM236 11H234V13H235ZM89 12H90V11H89ZM102 12H103V11H102ZM113 12H114V11H113ZM116 12H117V11H116ZM121 12H122V11H121ZM148 12H150V11H148ZM172 12H173V11H172ZM176 12H177V11H176ZM182 12H183V11H182ZM182 12H181V13H182ZM198 12H199V10H198ZM203 12H204V11H203ZM207 12H208V11H207ZM215 12H216V11H215ZM215 12L213 13V15L215 14ZM238 12H240V11H238ZM241 12H242V10H241ZM253 12H256V11H253ZM100 13H101V12H100ZM145 13H146V12H145ZM151 13H152V12H151ZM181 13H180V14H181ZM190 13H192V12H190ZM222 13H223V12H222ZM231 13H232V17H230L229 19L232 20L234 14H233V12H231ZM236 13H237V12H236ZM84 14H85V13H84ZM93 14H94V13H93ZM98 14H99V13H98ZM102 14H103V13H102ZM109 14H110V13H109ZM114 14H116V13H114ZM114 14H113V15H114ZM153 14H155V12H154ZM182 14H183V13H182ZM187 14H188V13H187ZM195 14H196V13H195ZM195 14H194V15H195ZM198 14H199V13H198ZM225 14H227V17L229 16L228 13H227L226 11H225ZM241 14H242V13H241ZM258 14H259V13H258ZM69 15H70V14H69ZM77 15H78V14H77ZM87 15H88V13H87ZM145 15H146V14H145ZM151 15H152V14H151ZM192 15H193V14H192ZM192 15H190V16H192ZM194 15H193V16H194ZM196 15H197V14H196ZM196 15H195V16H196ZM200 15H201V14H200ZM207 15H208V14H207ZM237 15H238V14H237ZM237 15H234V17H236ZM250 15H251V14H250ZM260 15H261V13H260ZM81 16H82V15H81ZM93 16H94V15H93ZM96 16H97V14H96ZM106 16H107V15H106ZM129 16H130V15H129ZM132 16H133V15H132ZM174 16H175V15H174ZM187 16H188V15H187ZM223 16H225V17H224V19H225V18H226V15H223ZM252 16H253V15H252ZM263 16H264V15H263ZM66 17H68V16H66ZM100 17H101V16H100ZM100 17H99V19H100ZM114 17H115V16H114ZM124 17H126V14H125ZM141 17H142V16H141ZM144 17H146V16H144ZM144 17H143V18H144ZM179 17H181V16H179ZM185 17H186V15H185ZM208 17H209V15H208ZM238 17H239V16H238ZM76 18H77V17H76ZM79 18H80V17H79ZM88 18H89V17H88ZM88 18H87V19H88ZM127 18H128V16H127ZM200 18H201V17H200ZM200 18H199V19H200ZM213 18H214V17H213ZM253 18H254V17H253ZM256 18H259V17H256ZM260 18H261V17H260ZM263 18H264V17H263ZM65 19H66V18H65ZM65 19H64V20H65ZM67 19H68V18H67ZM70 19H71V18H70ZM108 19H109V18H108ZM130 19H131V18H130ZM148 19H149V15H148ZM150 19H151V18H150ZM153 19H154V18H153ZM158 19H159V18H158ZM173 19H175V21H172L173 23H172V22H171V23L174 24V27H175V25H176L175 23H176L177 17H175V18H173ZM179 19H180V18H179ZM179 19H178V20H179ZM199 19H198V21H199ZM205 19H207V22H208V18H206V16H205L204 20H205ZM215 19H217V18H215ZM220 19H221V18H220ZM236 19H237V18H236ZM236 19H235V20H236ZM261 19H262V18H261ZM39 20H40V19H39ZM85 20H86V18H85ZM89 20H90V19H89ZM100 20H101V19H100ZM127 20H128V19H127ZM183 20H184V19H183ZM187 20H188V19H187ZM187 20H186V21H187ZM213 20H214V19H212V22H213ZM252 20H253V19H252ZM65 21H66V20H65ZM71 21H72V20H71ZM77 21H78V19H77ZM80 21H81V20H80ZM95 21H97V20H95ZM131 21H132V20H131ZM143 21H144V20H143ZM205 21H206V20H205ZM227 21H228V20H226V24H228ZM232 21H234V19H233ZM238 21H239V20L237 19V21H235V22L237 23ZM240 21H241V20H240ZM263 21H264V20H263ZM42 22H43V20H42ZM52 22H53V21H52ZM54 22H55V21H54ZM57 22H58V21H57ZM86 22H88V21H86ZM93 22H94V21H93ZM97 22H98V21H97ZM112 22H113V21H112ZM150 22H151V21H150ZM174 22H175V23H174ZM180 22H181V20H180ZM180 22H179V23H180ZM192 22H193V21H192ZM207 22H205V25L208 27ZM210 22H211V21H210ZM214 22H215V20H214ZM222 22H223V21H222ZM230 22H231V21H230ZM230 22H229V23H230ZM235 22H234V23H235ZM251 22H252V21H251ZM253 22L256 23V25L258 24V23L255 22V21H253ZM64 23H65V22H64ZM64 23L62 22V24H64ZM66 23H67V22H66ZM71 23H72V22H71ZM84 23H85V22H84ZM101 23H102V22H101ZM104 23H106V22H104ZM109 23H110V22H109ZM109 23H108V24H109ZM143 23H144V22H143ZM146 23H147V22H146ZM146 23H144V24H146ZM166 23H168V21H167ZM181 23H182V22H181ZM185 23H186V22H185ZM239 23H240V22H239ZM260 23H261V22H260ZM62 24H61V25H62ZM72 24H73V23H72ZM75 24H76V23H75ZM78 24H79V23H78ZM87 24H88V23H87ZM95 24H96V23H95ZM129 24H130V23H129ZM172 24H171V25H172ZM191 24H192V23H191ZM202 24H203V23H202ZM202 24H200V25H202ZM212 24H216V23H212ZM230 24H231V23H230ZM230 24L228 25V29H230V28H232V27L234 28L235 24H234L233 26H230ZM232 24H233V22H232ZM232 24H231V25H232ZM263 24H264V23H263ZM66 25H67V24H66ZM66 25H65V26H66ZM70 25H71V24H70ZM73 25H74V24H73ZM79 25H80V24H79ZM122 25H123V24H122ZM131 25H132V24H131ZM142 25H143V24H142ZM147 25H148V24H147ZM151 25H152V24H151ZM164 25H165V24H164ZM192 25H193V24H192ZM200 25H199V27H200ZM253 25H254V24H253ZM256 25H255V26H256ZM260 25H261V24H260ZM40 26H41V25H40ZM40 26H39V27H40ZM54 26H55V24H54ZM58 26H59V25H58ZM90 26H91V25H90ZM106 26H107V25H106ZM139 26H140V25H139ZM139 26H138V28L141 27V26H140V27H139ZM152 26H154V25H152ZM177 26H178V24H177ZM184 26H185V25H184ZM194 26H195V24H194ZM206 26H205V29H206ZM209 26H210V24H209ZM226 26H227V25H226ZM229 26H230V28H229ZM257 26H258V25H257ZM261 26H262V25H261ZM263 26H264V25H263ZM50 27H52V25H51ZM91 27H92V26H91ZM111 27H112V26H111ZM123 27H124V26H123ZM148 27H149V26H148ZM166 27H167V26H166ZM170 27H171V26H170ZM170 27H169V28H170ZM172 27H173V25H172ZM189 27H190V23H189ZM237 27H238V26H237ZM61 28H62V27H61ZM63 28H64V27H63ZM70 28H72V26H71ZM143 28H145V27L143 26ZM186 28H187V27H186ZM190 28H191V27H190ZM190 28H189V29H190ZM208 28H209V27H208ZM217 28H218V27H217ZM233 28H232V29H233ZM244 28H245V27H244ZM259 28H261V27H259ZM40 29H43V28H40ZM40 29H39V30H40ZM55 29H56V27H55ZM59 29H60V28H59ZM72 29H73V28H72ZM76 29H77V28H76ZM112 29H113V28H112ZM146 29H147V28H146ZM150 29H151V28H150ZM176 29H178V27L175 28L174 30L176 31ZM201 29H202V28H201ZM212 29H213V28H211V31H212ZM232 29H231V31H232ZM234 29H235V28H234ZM234 29H233V30H234ZM253 29H254V27H253ZM256 29H257V27L255 28V30H256ZM6 30H7V29H6ZM9 30H10V28H9ZM39 30H38V31H39ZM51 30H53V28L50 29V31H51ZM62 30H63V29H62ZM62 30L60 29V31H62ZM64 30H65V29H64ZM73 30H74V29H73ZM78 30H79V29H78ZM169 30L171 31V28H170ZM174 30H173V28H172V32H173V33L171 32L172 35H173V34H174V35L176 34V33H174ZM187 30H188V29H187ZM187 30H186V31H187ZM213 30H214V29H213ZM224 30H225V29H224ZM255 30H254V31H255ZM259 30H260V29H259ZM261 30H262V28H261ZM263 30H264V29H263ZM40 31H41V30H40ZM57 31H58V29H57ZM67 31H68V30H67ZM70 31L72 32V30H70ZM111 31H112V30H111ZM114 31H115V30H114ZM120 31H121V30H120ZM138 31H139V30H138ZM148 31H149V30H148ZM177 31H178V30H177ZM177 31H176V32H177ZM188 31H189V30H188ZM193 31H194V30H193ZM197 31H198V30H197ZM218 31H219V30L214 31V32H212V33H214V34H215V33H218ZM220 31H221V30H220ZM220 31H219V33H218V36H219L220 34H223V33H221ZM226 31H228V30H225V32H226ZM256 31H258V30H256ZM7 32H8V30H7ZM42 32H43L42 35H44V31H43V30H42ZM58 32H59V31H58ZM68 32H69V31H68ZM71 32H69V33L72 34ZM144 32H145V31H144ZM179 32H180V31H178L177 34H179ZM190 32L192 33L191 30H190ZM190 32H183V33H186L187 35H190V34H191ZM205 32H206V31H205ZM48 33H49V32H48ZM48 33H47V34H48ZM52 33H53V32H52ZM114 33H115V32H114ZM121 33H122V32H121ZM131 33H132V32H131ZM168 33H170V32L168 31ZM188 33H190V34H188ZM226 33H227V32H226ZM259 33H260V32H259ZM55 34H56V33H55ZM67 34H68V33H67ZM74 34H75V33H74ZM74 34H73V35H74ZM79 34H80V33H79ZM108 34L110 35V33H108ZM115 34H116V33H115ZM125 34H126V32H125ZM136 34H137V33H136ZM177 34H176V35H177ZM186 34H185V35H186ZM193 34L196 35V36L199 35L198 33H196V34L193 33ZM202 34H203V32H202ZM214 34H213V35H214ZM237 34H238V33H237ZM237 34H236V35H237ZM244 34H245V33H244ZM263 34H264V33H263ZM263 34L261 35V38H262ZM9 35H10V34H9ZM49 35H50V34H49ZM132 35H133V34H132ZM134 35H135V33H134ZM134 35H133V36H134ZM145 35H146V34H145ZM164 35H165V34H164ZM179 35H180V34H179ZM179 35H178V36H179ZM187 35H186V36H187ZM215 35L217 36V34H215ZM227 35H229V34H226V37H227ZM38 36H39V35H38ZM38 36H37V37H38ZM52 36H53V34L51 35V37H52ZM54 36H55V35H54ZM56 36H57V35H56ZM87 36H88V35H87ZM94 36H95V35H94ZM112 36L114 37V35H112ZM121 36H122V35H121ZM127 36H130V35H127ZM168 36L171 37L170 34H167V38H169ZM182 36H183V35H182ZM196 36H194V37H196ZM202 36H203V35H202ZM210 36H211V35H210ZM216 36H215V37L213 36V37L216 38ZM220 36H221V35H220ZM259 36H260V34H259L257 37H259ZM42 37H43V36H42ZM59 37H60V36H59ZM59 37H58V38H59ZM67 37H68V35H67ZM69 37H70V36H69ZM71 37H73V36H71ZM75 37L78 38V35L75 36ZM81 37H82V36H81ZM108 37H109V36H108ZM136 37H140V36H136ZM145 37H146V36H145ZM155 37H156V36H155ZM165 37H166V36H165ZM180 37H181V35H180ZM188 37H189V36H188ZM190 37H191V35H190ZM192 37H193V35H192ZM194 37H193V38H194ZM198 37L201 38L200 35L197 36V38H198ZM213 37L211 36V38H213ZM10 38H12V37H10ZM10 38H9V39H10ZM65 38H66V37H64V39H65ZM83 38H84V37H83ZM85 38H86V37H85ZM171 38H173V40L177 39L176 37H171ZM171 38H169L170 40L168 39V40L170 41V43H172V42H171ZM174 38H175V39H174ZM193 38H189V40L192 39V41H194ZM199 38H198V39H199ZM203 38H204V37H203ZM228 38H229V37H228ZM255 38H256V36H255ZM259 38H260V37H259ZM33 39L36 40L35 38H33ZM44 39H45V38H44ZM49 39H50V37H49ZM51 39H52V38H51ZM54 39H56V38L54 37ZM73 39H74V38H73ZM106 39H107V38H106ZM114 39H115V38H114ZM132 39H133V37H132ZM134 39H135V38H134ZM183 39H184V38H183ZM187 39H188V38H187ZM195 39H196V38H195ZM219 39H220V38H219ZM238 39H239V38H238ZM238 39H237V40H238ZM257 39H258V38H257ZM262 39H263V38H262ZM39 40H40V36H39ZM80 40H81V39H80ZM108 40H109V38H108ZM111 40H112V39H111ZM138 40H139V39H138ZM163 40H165V41L167 42V40H166L165 38H164ZM181 40H182V39H181ZM202 40H203V39H202ZM208 40H209V38H208ZM231 40H232V39H231ZM36 41H37V40H36ZM40 41H41V40H40ZM65 41H66V40H65ZM76 41H78V40L76 39ZM177 41H178V39L175 40V41H173V44H174L175 42H176V43H175L174 46H173V44H172V47H175V46H178V48L180 47L179 45H176V44H178ZM182 41H183V40H182ZM213 41H214V40H213ZM232 41H233V40H232ZM251 41H252V39H251ZM263 41H264V40H263ZM41 42H42V41H41ZM44 42H47V41H44ZM49 42H50V41H49ZM78 42H79V41H78ZM152 42H153V41H152ZM166 42H165V43H166ZM195 42H196V41H195ZM201 42H202V41H201ZM230 42H231V41H230ZM252 42H253V41H252ZM37 43H38V42H37ZM47 43H48V42H47ZM74 43H76V42H74ZM106 43H108V42H106ZM131 43H132V42H131ZM136 43H137V42H136ZM155 43H156V42H155ZM161 43H162V42H161ZM163 43H164V42H163ZM181 43H182V42H181ZM181 43H180V44H181ZM184 43H185V42H184ZM184 43H183V45H184ZM216 43H217V42H216ZM256 43H257V42H256ZM45 44H46V43H45ZM51 44H52V43H51ZM64 44H65V43H64ZM159 44H160V43H159ZM167 44H169V43H167ZM187 44H188V43H187ZM190 44H192V43L190 42ZM190 44H188V45H190ZM230 44H231V43H230ZM258 44H259V43H258ZM39 45H40V43H39ZM42 45H44L43 42H42ZM48 45H49V44H48ZM48 45H47V46H48ZM55 45H56V43H55ZM65 45H66V47H67V41H66V44H65ZM70 45H71V43H70ZM72 45H73V44H72ZM102 45H103V44H102ZM126 45H128V44H126ZM140 45H141V44H140ZM165 45H166V44H165ZM188 45H187V46H188ZM192 45H193V46H191V45H190V46L193 48V47H194V44H192ZM220 45H221V44H220ZM235 45H236V44H235ZM239 45H240V43H239ZM255 45H256V44H255ZM260 45H261V43H260ZM37 46H38V45H37ZM37 46H36V47H37ZM40 46H41V45H40ZM40 46H38V49H39ZM50 46H51V45H50ZM56 46H57V45H56ZM73 46H74V45H73ZM132 46L135 47L133 44H132ZM160 46H163V44H161ZM160 46H159V48H160ZM167 46H168V45H166L164 48L166 49ZM197 46H198V45H197ZM197 46H196V47H197ZM225 46H226V45H225ZM42 47H43V46H42ZM42 47H40V48H42ZM57 47H58V46H57ZM57 47H56V49H57ZM61 47H62V46H61ZM83 47H84V46H83ZM85 47H86V46H85ZM138 47H139V46H138ZM151 47H152V46H151ZM181 47H182V46H181ZM181 47H180V48H181ZM198 47H199V46H198ZM215 47H216V46H215ZM227 47H228V46H227ZM254 47H255V46H254ZM259 47H260V46H259ZM48 48H49V47H48ZM67 48H68V47H67ZM70 48H71V47H70ZM97 48H98V47H97ZM161 48H162V47H161ZM168 48L171 49V45H170ZM168 48H167V49H168ZM175 48H176V47H175ZM175 48H173V52H175V50L178 49V48H177V49H175ZM180 48H179V49H180ZM183 48H184V47H183ZM183 48H182V49H183ZM188 48H189V50H187V48H185V50H187L186 52H188V53H193V54H194L193 51H195V50L197 51V48H196L195 50H193V51H190L191 48H190L189 46H188ZM228 48H229V47H228ZM238 48H239V47H238ZM260 48H261V47H260ZM38 49H37V51H38ZM44 49H46V47H45ZM61 49H62V48H61ZM85 49H86V48H85ZM133 49H134V48H133ZM165 49H164V51H163V50H162V51L165 52V51L167 50V49H166V50H165ZM170 49H168V51H169ZM179 49H178V50H179ZM193 49H194V48H193ZM221 49H222V46H221ZM221 49H219V50H221ZM35 50H36V49H35ZM35 50H34V51H35ZM40 50H41V49H40ZM40 50H39V51H40ZM53 50H54V49H53ZM63 50H64V49H63ZM66 50H67V49H66ZM66 50H65V51H66ZM68 50H69V49H68ZM70 50H71V49H70ZM81 50H82V49H81ZM102 50H103V49H102ZM136 50H137V49H136ZM225 50H227V49L225 48ZM225 50H224V51H225ZM250 50H251V49H250ZM254 50H255V48H254ZM256 50H258V49H256ZM44 51H45V50H44ZM54 51H55V50H54ZM54 51H53V52H54ZM58 51H59V50H58ZM78 51H79V50H78ZM104 51H105V50H104ZM111 51H112V50H111ZM127 51H128V50H127ZM129 51H130V48H129ZM133 51H135V50H133ZM148 51H149V49H148ZM159 51H161V50H158V51H157V54H158ZM171 51H172V50L169 51V54H170ZM189 51H190V52H189ZM204 51H205V50H204ZM217 51H218V50H217ZM252 51H253V50H252ZM259 51H260V50H259ZM45 52H48V50H46ZM50 52L52 53V51H50ZM55 52H56V51H55ZM66 52H67V51H66ZM82 52H83V51H82ZM108 52H110V50H109ZM153 52H154V50H153ZM202 52H203V51H202ZM235 52H236V51H235ZM239 52H240V51H239ZM239 52H238V53H239ZM249 52H250V51H249ZM36 53H37V52H36ZM40 53H41V52H40ZM40 53L38 52L37 54H40ZM48 53H49V52H48ZM60 53H61V52H60ZM60 53H59V54H60ZM74 53H75V52H74ZM120 53H121V52H120ZM124 53H125V52H124ZM160 53H161V52H160ZM160 53H159V54H160ZM165 53H166V54H164V55H167V51H166ZM179 53H180V52H179ZM179 53H178V54H179ZM246 53H247V51H246ZM246 53H245V54H246ZM32 54L34 55V53H32ZM37 54H36V55H37ZM41 54H42V53H41ZM55 54H56V53H55ZM57 54H58V53H57ZM59 54H58V56H59ZM75 54H76V53H75ZM125 54H126V53H125ZM125 54H124V55H125ZM128 54H129V53H128ZM130 54H131V53H130ZM142 54H143V53H142ZM173 54H174V53L171 52L170 55H173ZM178 54H177V56H178ZM184 54H186V53H183V56H184ZM202 54H203V53H202ZM235 54H236V53H235ZM12 55H13V54H12ZM47 55H48V54H47ZM47 55H46V56H47ZM73 55H74V54H73ZM132 55H133V53H132ZM134 55H135V54H134ZM170 55H169V60L173 59V58H171L172 56H170ZM248 55H249V54H248ZM31 56H32V55H31ZM38 56H39V55H38ZM49 56H51V54H50ZM60 56H61V54H60ZM86 56H87V55H86ZM86 56H85V57H86ZM95 56H96V55H95ZM98 56H99V55H98ZM144 56H145V55H144ZM147 56H148V55H147ZM149 56H150V55H149ZM154 56H155V54H154ZM162 56H163V55H162ZM173 56H176V54L173 55ZM177 56H176L175 60L177 59ZM186 56L188 57V58H187L188 60H185V62L187 63V61H189L190 58H189V55L186 54L185 57H186ZM190 56H191V54H190ZM233 56H234V55H233ZM51 57H52V56H51ZM51 57H50V58H51ZM68 57H69V56H68ZM82 57H83V56H82ZM114 57H115V56H114ZM131 57H132V56H131ZM159 57H160V56H159ZM185 57H183V58H185ZM199 57H200V56H199ZM205 57H207V55H205ZM217 57H218V56H217ZM219 57H221V56H219ZM219 57H218V58H219ZM63 58H64V57H63ZM69 58H70V57H69ZM98 58H99V57H98ZM116 58H117V57H116ZM119 58H120V56H119ZM144 58H145V57H144ZM152 58H153V57H152ZM164 58H167V59H168V57H166V56H165ZM170 58H171V59H170ZM191 58H192V57H191ZM193 58H194V57H193ZM4 59H7V58H4ZM40 59H42V58H40ZM43 59H44V57H43ZM52 59H53V58H52ZM110 59H112V58H110ZM114 59H115V58H114ZM125 59H127V58H125ZM137 59H138V58H137ZM185 59H186V58H185ZM207 59H208V58H207ZM9 60H11V59H9ZM38 60H39V59H38ZM46 60H47V58H46ZM65 60H66V59H65ZM86 60H87V59H86ZM112 60H113V59H112ZM121 60H122V59H121ZM121 60H120V61H121ZM157 60H158V59H157ZM175 60H174V61H175ZM190 60H191V59H190ZM193 60H194V59H193ZM238 60H240V59H238ZM3 61L6 62V60H3ZM36 61H37V60H36ZM42 61L44 62L45 60H42ZM48 61L50 62V60H48ZM94 61H96V60H94ZM107 61H108V60H107ZM135 61H136V60H134V62H135ZM165 61L167 62V60H165ZM171 61H173V60H171ZM174 61H173V62H174ZM37 62H38V61H37ZM45 62H47V61H45ZM77 62H78V61H77ZM90 62H91V61H90ZM96 62H97V61H96ZM104 62H105V61H104ZM134 62H133V63H134ZM137 62H138V61H137ZM151 62H152V61H151ZM169 62H170V61H169ZM190 62L193 63V61H190ZM203 62H204V61H203ZM232 62H233V61H232ZM235 62H236V60H235ZM2 63H3V62H2ZM92 63H93V62H92ZM115 63H116V62H115ZM122 63H123V62H122ZM156 63H157V62H156ZM170 63H172V62H170ZM180 63H181V62H180ZM195 63H196V62H195ZM221 63H222V62H221ZM46 64H48V63H46ZM49 64H50V63H49ZM49 64H48V65H49ZM104 64H105V63H104ZM124 64H125V62H124ZM181 64H183V63H181ZM193 64H194V63H193ZM41 65H42V63H41ZM43 65H44V64H43ZM48 65H47V67H48ZM63 65H64V63H63ZM78 65H79V64H78ZM87 65H88V64H87ZM94 65H95V62H94ZM117 65H118V63H117ZM117 65H115V66H117ZM122 65H123V64H122ZM131 65H132V64H131ZM156 65H157V64H156ZM156 65H155V66H156ZM162 65H163V63H162ZM185 65H186V64H185ZM188 65H190L189 62H188ZM36 66H37V65H36ZM38 66H39V64H38ZM44 66H45V65H44ZM49 66H50V65H49ZM60 66H61V65H60ZM82 66H83V64H82ZM85 66H86V65H85ZM88 66H89V65H88ZM106 66H107V65H106ZM149 66H150V65H149ZM180 66H182V65H180ZM190 66H191V65H190ZM47 67H46L45 69H48ZM50 67H51V66H50ZM57 67H58V66H57ZM63 67H64V66H63ZM76 67H77V66H76ZM79 67H80V65H79ZM136 67H137V66H136ZM161 67H162V66H161ZM161 67H160V68H161ZM168 67H169V66H168ZM175 67H176V66H175ZM175 67H174V68H175ZM208 67H209V65H208ZM213 67H214V66H213ZM61 68H62V67H61ZM73 68H74V66H73ZM109 68H110V67H109ZM113 68H114V67H113ZM115 68H116V67H115ZM118 68H119V66H118ZM144 68H145V67H144ZM169 68H170V67H169ZM179 68H181V67H179ZM179 68H178V69H179ZM183 68H184V67H183ZM38 69H39V68H38ZM38 69H37V71H38ZM40 69H41V68H40ZM50 69H52V68H50ZM62 69H63V68H62ZM76 69H77V68H76ZM76 69H75V70H76ZM92 69H93V68H92ZM146 69H148V68H146ZM146 69H145V70H146ZM164 69H167V67L164 68ZM172 69H173V68H172ZM176 69H177V68H176ZM178 69H177V70H178ZM181 69H182V68H181ZM42 70H43V69H42ZM64 70H65V69H64ZM99 70L101 71V68H100ZM99 70H98V71H99ZM114 70H115V69H114ZM54 71H55V70H54ZM57 71H58V70H57ZM104 71H105V70H104ZM110 71H111V70H110ZM117 71H118V70H117ZM120 71H121V70H120ZM146 71H147V70H146ZM174 71H175V70H174ZM244 71H245V70H244ZM246 71H247V70H246ZM28 72H29V71H28ZM34 72H35V71H34ZM38 72H39V71H38ZM61 72H62V71H61ZM113 72H114V71H113ZM164 72H165V71H164ZM176 72H177V71H176ZM240 72H241V71H240ZM4 73H5V72H4ZM26 73H27V71H26ZM31 73H32V71H31ZM35 73H37V72H35ZM42 73H43V71H42ZM49 73H50V72H49ZM62 73H63V72H62ZM62 73H61V74H62ZM64 73H65V72H64ZM74 73H75V72H74ZM85 73H86V72H85ZM85 73H84V74H85ZM93 73H95V72H93ZM96 73H97V72H96ZM101 73H102V71L100 72V74H101ZM121 73H122V71H121ZM137 73H138V72H137ZM165 73H166V72H165ZM250 73H251V71H250ZM2 74H3V73H2ZM44 74H45V73H44ZM46 74H48V72H47ZM57 74H58V73H57ZM61 74H60V75H61ZM69 74H70V73H69ZM69 74H68V76H69ZM97 74H98V73H97ZM100 74H99V75H100ZM142 74H143V73H142ZM166 74H167V73H166ZM168 74H169V73H168ZM256 74H257V73H256ZM0 75H1V74H0ZM3 75H4V74H3ZM9 75H10V74H9ZM37 75H38V74H37ZM62 75H63V74H62ZM66 75H67V74H66ZM72 75H73V74H72ZM79 75H80V74H79ZM102 75H103V73L101 74V76H102ZM114 75H115V74H114ZM237 75H238V74H237ZM5 76H6V75H5ZM10 76H11V75H10ZM33 76H34V75H33ZM38 76H39V75H38ZM68 76H67V77H68ZM107 76H108V75H107ZM107 76H106V77H107ZM156 76H157V75H156ZM156 76H155V77H156ZM231 76H232V75H231ZM242 76H243V75H242ZM252 76H253V75H252ZM27 77H28V76H27ZM40 77H41V76H40ZM42 77H43V76H42ZM45 77H46V76H45ZM54 77H55V76H54ZM60 77H61V76H60ZM64 77H65V75H64ZM91 77H92V76H91ZM106 77H105V78H106ZM151 77H152V76H151ZM155 77H154V78H155ZM13 78H14V76H13ZM51 78H52V77H51ZM51 78H50V79H51ZM68 78H69V77H68ZM99 78H100V77H99ZM103 78H104V77H103ZM107 78H108V77H107ZM109 78H110V77H109ZM160 78H161V77H160ZM199 78H200V77H199ZM260 78H261V77H260ZM3 79H4V78H3ZM7 79H9V78H7ZM30 79H31V78H30ZM33 79H36V76H35V78L33 77L32 80H33ZM76 79H77V78H76ZM93 79H94V77H93ZM112 79H113V78H112ZM133 79H134V78H133ZM152 79H153V78H152ZM157 79H158V76H157ZM157 79H156V80H157ZM203 79H204V78H203ZM25 80H26V79H25ZM27 80H28V79H27ZM32 80H30V81H32ZM39 80H41V78H40ZM73 80H74V78H73ZM82 80H83V79H82ZM95 80H96V79H95ZM98 80H99V79H98ZM101 80H102V79H101ZM11 81H12V80H11ZM33 81H35V80H33ZM48 81H49V80H48ZM59 81H61V80H58V82H59ZM78 81H79V79H78ZM96 81H97V80H96ZM114 81H115V80H114ZM129 81H131V80H129ZM145 81H146V80H145ZM148 81H150V80H148ZM198 81H199V80H198ZM201 81H202V80H201ZM4 82H5V81H4ZM52 82H53V80L51 79V84H52ZM55 82H57V81L55 80ZM62 82H64V81H62ZM82 82H83V81H82ZM208 82H209V81H208ZM237 82H238V81H237ZM5 83H6V82H5ZM28 83H29V82H28ZM46 83H47V82H46ZM68 83H69V82H68ZM75 83H76V82H75ZM93 83H94V82H93ZM101 83H102V82H101ZM104 83H106V81H105ZM127 83H128V82H127ZM196 83H197V82H196ZM206 83H207V82H206ZM206 83L204 82V83H201V84L204 85V84H206ZM6 84H8V83H6ZM36 84H37V82H36ZM47 84H48V83H47ZM51 84H50V86H52ZM55 84H56V83H55ZM79 84H80V82H79ZM99 84H100V83H99ZM106 84H107V83H106ZM148 84H149V83H148ZM148 84H146V85H148ZM191 84H193V83H191ZM197 84H198V83H197ZM243 84H244V83H243ZM251 84H252V83H251ZM38 85H39V84H38ZM45 85H46V84H45ZM53 85H54V84H53ZM59 85H60V84H59ZM68 85H69V84H68ZM70 85H71V84H70ZM95 85H96V84H95ZM102 85H103V84H102ZM111 85H112V84H111ZM119 85H120V84H119ZM159 85H160V84H159ZM194 85H195V83H194ZM249 85H250V84H249ZM8 86H9V84H8ZM8 86H7V87H8ZM34 86H36V85L34 84ZM40 86H42V85H40ZM43 86H44V82H43ZM46 86H47V85H46ZM60 86H61V85H60ZM62 86H63V85H62ZM75 86H76V85H75ZM78 86H79V85H78ZM96 86H97V85H96ZM106 86H107V85H106ZM140 86H141V84H140ZM182 86H183V85H182ZM190 86H192V85H190ZM12 87H13V86H12ZM71 87H72V86H71ZM108 87H109V86H108ZM111 87H112V86H111ZM115 87H116V85H115ZM248 87H249V86H248ZM15 88H16V87H15ZM15 88H14V90H17V88H16V89H15ZM47 88H48V87H47ZM55 88H56V87H55ZM74 88H75V87H74ZM76 88H77V87H76ZM83 88H84V86H83ZM95 88H96V87H95ZM124 88H125V87H124ZM138 88H140V87H138ZM179 88H180V87H179ZM197 88H198V87H197ZM235 88H236V87H235ZM250 88H251V87H250ZM5 89H6V88H5ZM36 89H37V88H36ZM45 89H46V88H45ZM57 89H58V88H57ZM60 89H61V88H60ZM63 89H64V88H63ZM101 89H102V88H101ZM116 89H117V88H116ZM225 89H226V87H225ZM9 90H10V89H9ZM11 90H12V89H11ZM38 90H39V89H38ZM41 90H43V89H41ZM53 90H54V89H53ZM66 90H67V89H66ZM71 90H72V89H71ZM96 90H99V89H96ZM108 90H110V89H108ZM167 90H168V89H167ZM172 90H173V89H172ZM172 90H171V91H172ZM174 90H175V89H174ZM185 90H186V87H185ZM198 90H199V89H198ZM223 90H224V89H223ZM223 90H222V91H223ZM50 91H51V89H50ZM62 91H63V90H62ZM69 91H70V90H69ZM94 91H95V90H94ZM113 91H114V90H113ZM179 91H180V90H179ZM229 91H230V90H229ZM235 91H237V90H235ZM8 92H9V91H8ZM16 92H17V91H16ZM53 92H54V91H52V94H53ZM58 92H59V91H58ZM99 92H100V91H99ZM158 92H159V91H158ZM165 92H166V91H165ZM187 92H188V91H187ZM12 93H13V92H12ZM12 93H11V94H12ZM14 93H15V91H14ZM21 93H22V92H21ZM36 93H37V92H36ZM41 93H42V92H41ZM41 93H40V94H41ZM44 93H45V92H44ZM48 93H49V90H48ZM55 93H56V92H55ZM55 93H54V94H55ZM60 93H61V92H60ZM80 93H81V92H80ZM149 93H151V92H149ZM163 93H164V92H163ZM224 93H225V92H224ZM229 93H230V92H229ZM0 94H1V93H0ZM9 94H10V93H9ZM11 94H10V95H11ZM23 94H24V93H23ZM25 94H26V93H25ZM56 94H57V93H56ZM82 94H83V93H82ZM82 94H81V95H82ZM86 94H87V93H86ZM86 94H85V95H86ZM95 94H96V93H95ZM146 94L148 95V93H146ZM154 94H155V91H154ZM154 94H153V95H154ZM156 94H157V93H156ZM158 94H160V93H158ZM161 94H162V93H161ZM164 94H165V93H164ZM173 94H174V93H173ZM3 95H4V94H3ZM18 95H19V94H18ZM30 95H31V94H30ZM50 95H51V94H50ZM71 95H72V92H71ZM79 95H80V94H79ZM79 95L77 94V96H79ZM83 95H84V94H83ZM85 95H84V96H85ZM87 95H88V94H87ZM97 95H98V94H97ZM182 95H183V94H182ZM195 95H196V94H195ZM195 95H194V97H195ZM8 96H9V95H8ZM51 96L53 97L54 95H51ZM58 96H59V95H58ZM66 96H67V95H66ZM192 96H193V95H192ZM218 96H219V95H218ZM4 97H5V95H4ZM14 97H15V94H14ZM41 97H43V94H42ZM41 97H40V100H41ZM59 97H60V96H59ZM61 97H62V96H61ZM63 97H64V95H63ZM153 97H154V96H153ZM216 97H217V96H216ZM15 98H16V97H15ZM30 98H31V96H30ZM74 98H75V97H74ZM96 98H97V97H96ZM133 98H134V97H133ZM156 98H157V97H156ZM213 98H214V97H213ZM69 99H72V98L69 97ZM85 99H86V98H85ZM94 99H95V98H94ZM186 99H187V98H186ZM15 100H17V98H16ZM15 100H14V101H15ZM18 100L20 101V99H18ZM22 100H23V98H22ZM24 100H25V99H24ZM43 100H44V99H43ZM45 100H46V98H45ZM48 100H49V99H48ZM57 100H58V99H57ZM67 100H68V99H67ZM72 100L74 101V99H72ZM79 100H80V99H79ZM79 100H78V101H79ZM133 100H134V99H133ZM141 100H142V99H141ZM145 100H146V99H145ZM163 100H164V99H163ZM171 100H172V99H171ZM214 100H215V99H214ZM19 101H17V102H19ZM27 101H28V100H27ZM29 101H30V100H29ZM29 101H28V102H29ZM62 101H63V103H65V102H64L65 100H62ZM73 101L70 102V100H69V103H72ZM149 101H150V100H149ZM157 101H159V100H157ZM157 101H155V102H157ZM25 102H26V101H25ZM28 102H26V103H28ZM58 102H59V101H58ZM58 102H56V103H58ZM76 102H77V101H76ZM85 102H86V100H85ZM92 102H93V101H92ZM95 102H96V101H95ZM132 102H133V101H132ZM145 102H146V101H145ZM151 102H152V101H151ZM160 102H161V101H160ZM202 102H203V100H202ZM206 102H207V101H206ZM212 102H213V101H212ZM256 102H257V101H256ZM20 103H21V101H20ZM26 103H25V105H27ZM78 103H79V102H78ZM138 103H139V102H138ZM200 103H201V102H200ZM200 103H199V104H200ZM203 103H204V102H203ZM11 104H13V103H11ZM16 104H17V103H16ZM32 104H33V103H32ZM74 104H75V103H74ZM81 104H82V103H81ZM139 104H140V103H139ZM172 104H173V103H172ZM174 104H175V103H174ZM196 104H197V103H196ZM199 104H198V105H199ZM254 104H255V103H254ZM261 104H262V103H261ZM17 105H18V104H17ZM17 105H16V106H17ZM52 105H53V104H52ZM54 105H55V104H54ZM65 105H66V104H65ZM65 105H63V106H65ZM125 105H126V104H125ZM202 105H203V104H202ZM252 105H253V104H251V106H252ZM257 105H258V104H257ZM16 106H14V107H16ZM23 106H24V105H23ZM29 106H30V105H29ZM31 106H32V105H31ZM143 106H144V105H143ZM207 106H209V104H208ZM258 106H259V105H258ZM0 107H1V106H0ZM48 107H49V106H48ZM69 107H70V106H69ZM72 107H73V106H72ZM74 107H75V106H74ZM131 107H132V106H131ZM135 107H136V106H135ZM135 107H134V108H135ZM137 107H138V106H137ZM139 107H140V106H139ZM145 107H146V106H145ZM168 107H169V106H168ZM170 107H171V106H170ZM174 107H175V106H174ZM185 107H186V106H185ZM190 107H191V106H190ZM200 107H201V106H200ZM204 107H205V106H204ZM254 107H255V106H254ZM51 108H52V107H51ZM56 108H58V107H55L54 109H56ZM134 108H133V109H134ZM155 108H156V107H155ZM161 108H162V107H161ZM263 108H264V107H263ZM16 109H17V108H16ZM19 109H20V108H19ZM25 109H26V108H25ZM41 109H42V108H41ZM52 109H53V108H52ZM71 109H72V108H71ZM80 109H81V108H80ZM152 109H154V108H152ZM162 109H163V108H162ZM184 109L186 110V108H184ZM197 109H198V108H197ZM8 110H11V109H8ZM14 110H15V108H14ZM69 110H70V109H69ZM75 110H76V109H75ZM125 110H126V109H125ZM127 110H128V109H127ZM140 110H141V109H140ZM177 110H179V109H177ZM185 110H184V111H185ZM205 110H206V109H205ZM1 111H2V110H1ZM18 111H19V110H18ZM22 111L24 112V110H22ZM26 111H27V109H26ZM39 111H40V108H39ZM43 111H44V110H43ZM53 111H54V110H53ZM57 111H58V110H57ZM181 111H182V110H181ZM181 111H179V112L181 113ZM199 111H200V110H199ZM31 112H32V111H31ZM60 112H61V111H60ZM60 112H58V114H59ZM130 112H132V110H131ZM166 112H167V111H165V114H166ZM186 112H187V110H186ZM188 112H189V113H188ZM188 112H187L188 114H191V113H190V110H189ZM200 112H201V111H200ZM209 112H210V111H209ZM213 112H214V111H213ZM243 112H244V111H243ZM10 113H11V112H10ZM32 113H33V112H32ZM48 113H49V112H48ZM112 113H113V112H112ZM118 113H119V112H118ZM121 113H122V112H121ZM121 113H120V114H121ZM157 113H158V112H157ZM162 113H164V112L162 111ZM182 113H183V111H182ZM187 113H186V114H187ZM194 113H195V112H194ZM201 113H202V112H201ZM205 113H206V112H205ZM240 113H241V112H240ZM24 114H25V113H24ZM24 114H22V115H24ZM43 114H44V112H43ZM43 114H41V115H43ZM46 114H47V113H46ZM61 114H62V113H61ZM63 114H64V113H63ZM120 114H119V115H120ZM122 114H123V113H122ZM125 114H126V113H125ZM134 114H135V113H134ZM150 114H151V113H150ZM170 114H171V113H170ZM211 114H212V113H211ZM248 114H249V113H248ZM22 115H21V116H22ZM48 115H49V114H48ZM52 115H53V113H52ZM56 115H57V114H56ZM132 115H133V114H132ZM162 115H163V114H162ZM192 115H193V114H192ZM241 115H242V114H241ZM246 115H247V114H246ZM8 116H9V114H8ZM13 116H14V115H13ZM13 116H12V117H13ZM19 116H20V115H19ZM19 116H18V117H19ZM21 116H20V117H21ZM24 116H25V115H24ZM50 116H51V115H50ZM116 116H117V115H116ZM160 116H161V115H160ZM160 116H159V117H160ZM163 116H165V115H163ZM171 116H172V115H171ZM171 116H169V118H170ZM182 116H183V114H182ZM205 116H207V115H205ZM247 116H248V115H247ZM20 117H19V119H20ZM40 117H41V116H40ZM46 117H47V116H46ZM48 117H49V116H48ZM48 117H47V118H48ZM120 117H122V116H120ZM152 117H153V118H152L151 120L154 121L155 118H154V116H152ZM174 117H176V114H175ZM174 117H173V118H174ZM187 117H188V116H187ZM192 117H193V116H192ZM212 117H213V116H212ZM215 117H217V116H215ZM222 117H223V116H222ZM256 117H257V116H256ZM25 118H26V117H25ZM50 118H51V117H50ZM75 118H77V117H75ZM75 118H74V119H75ZM111 118H112V117H111ZM133 118H134V117H133ZM193 118H194V117H193ZM198 118H199V117H198ZM206 118H207V117H206ZM208 118H209V117H208ZM217 118H218V117H217ZM242 118H243V117H242ZM247 118H248V117H247ZM262 118H263V117H262ZM0 119H1V118H0ZM14 119H15V116H14ZM22 119H23V116H22ZM34 119H35V118H34ZM37 119H38V118H37ZM48 119H49V118H48ZM69 119H70V118H69ZM72 119H73V118H72ZM72 119H71V120H72ZM144 119H145V118H144ZM156 119H157V118H156ZM167 119H168V118H167ZM200 119H201V118H200ZM259 119H261V118H259ZM12 120H13V119H12ZM12 120H11V121H12ZM27 120H28V119H27ZM41 120H42V119H41ZM75 120H76V119H75ZM77 120H78V119H77ZM123 120H124V119H123ZM148 120H150V119H148ZM163 120H164V119H163ZM174 120H175V119H174ZM174 120H173V121H174ZM193 120H194V119H193ZM193 120H192V121H193ZM235 120H236V119H235ZM246 120H247V119H246ZM249 120H252V119H249ZM263 120H264V119H263ZM6 121H7V120H6ZM17 121H18V120H17ZM29 121L31 122V120H29ZM29 121H28V122H29ZM38 121H39V120H38ZM102 121H104V120H102ZM146 121H147V120H145L144 122H146ZM168 121H170V120H168ZM168 121H167V122H168ZM185 121H186V120H185ZM197 121H198V120H197ZM199 121H200V120H199ZM21 122H22V121H21ZM67 122H68V121H67ZM74 122H75V121H74ZM77 122H79V121H77ZM98 122H99V121H98ZM124 122H125V121H124ZM148 122H150V121H148ZM257 122H259V121H257ZM257 122H256V123H257ZM260 122H261V121H260ZM7 123H8V122H7ZM18 123H19V122H18ZM18 123H17L16 125H18ZM108 123H110V122H108ZM136 123H137V122H136ZM162 123H163V122H162ZM164 123H165V122H164ZM192 123H193V122H192ZM213 123H214V121H213ZM239 123H240V122H239ZM247 123H248V122H247ZM263 123H264V122H262V124H263ZM1 124H2V123H1ZM26 124H27V123H26ZM28 124H30V123H28ZM99 124H100V123H99ZM102 124H103V123H102ZM158 124H159V123H158ZM167 124H168V123H167ZM190 124H191V123H190ZM251 124H252V123H251ZM12 125H13V124H12ZM39 125H40V124H39ZM107 125H110V124H107ZM121 125H122V124H121ZM127 125H128V124H127ZM175 125H176V124H175ZM175 125H174V128H175ZM182 125H183V124H182ZM192 125H193V124H192ZM202 125H203V124H202ZM227 125H228V124H227ZM0 126H1V125H0ZM4 126H5V125H4ZM33 126H34V125H33ZM81 126H82V125H81ZM217 126H218V125H217ZM261 126H262V125H261ZM261 126H260V127H261ZM2 127H3V126H2ZM9 127H10V125H9ZM93 127H94V126H93ZM123 127H124V126H123ZM131 127H134V126L131 125ZM135 127H136V126H135ZM135 127H134V128H135ZM199 127H200V126H199ZM224 127H225V126H224ZM234 127H235V126H234ZM11 128H12V127H11ZM20 128H21V127H20ZM146 128H147V127H146ZM178 128H179V127H178ZM188 128H189V127H188ZM200 128H201V127H200ZM209 128H210V127H209ZM232 128H233V127H232ZM245 128H246V127H245ZM8 129H9V128H8ZM28 129H29V128H28ZM96 129H97V128H96ZM96 129H95V130H96ZM115 129H116V128H115ZM136 129H137V128H136ZM140 129H141V128H140ZM153 129H155V128H153ZM157 129H158V128H156V130H157ZM194 129H195V128H194ZM243 129H244V128H243ZM29 130H30V129H29ZM31 130H32V129H31ZM31 130H30V131H31ZM124 130H125V128H124ZM128 130H130V129H128ZM133 130H134V129H133ZM166 130H167V129H166ZM189 130H190V129H189ZM199 130H200V129H199ZM215 130H216V129H215ZM218 130H219V129H218ZM236 130H237V129H236ZM263 130H264V129H263ZM27 131H28V130H27ZM96 131H97V130H96ZM141 131H142V129H141ZM153 131H155V130H153ZM176 131H177V130H176ZM187 131H188V129H187ZM202 131H203V130H202ZM79 132H80V131H79ZM89 132H90V131H89ZM99 132H100V131H99ZM109 132H110V131H109ZM123 132H124V131H123ZM127 132H128V131H127ZM129 132H130V131H129ZM136 132H137V131H136ZM143 132H144V130H143ZM158 132H159V131H158ZM174 132H175V131H174ZM206 132H207V131H206ZM209 132H210V131H209ZM212 132H213V129H212ZM237 132H238V131H237ZM1 133L4 134L5 132H4V133L1 132ZM24 133H25V132H24ZM120 133H121V132H120ZM179 133H180V131H179ZM187 133H188V132H187ZM192 133H193V132H192ZM229 133H230V132H229ZM249 133H250V132H249ZM63 134H64V133H63ZM65 134H67V133L65 132ZM78 134H79V133H78ZM89 134H90V133H89ZM94 134H95V133H94ZM97 134H98V133H97ZM108 134H109V133H108ZM126 134H127V133H126ZM126 134H125V135H126ZM128 134H129V133H128ZM132 134H133V133H132ZM132 134H130V136H131ZM134 134H135V133H134ZM134 134H133V135H134ZM139 134H140V132H139ZM159 134H160V133H159ZM159 134L156 135V136H159ZM165 134H166V132H165ZM167 134H168V133H167ZM205 134H206V133H205ZM239 134H240V133H239ZM121 135H122V134H121ZM136 135H137V134H136ZM140 135H141V134H140ZM140 135H139V138H140ZM151 135H153V134H151ZM213 135H214V134H213ZM63 136H64V135H62V137H63ZM77 136H78V135H77ZM89 136H90V135H89ZM164 136H165V135H164ZM190 136H191V135H190ZM196 136H198V135H196ZM207 136H208V135H207ZM215 136H216V135H215ZM255 136H256V135H255ZM261 136H262V135H261ZM0 137H1V136H0ZM71 137H72V136H71ZM71 137H70V138H71ZM81 137H82V136H81ZM81 137H80V138H81ZM85 137H86V136H85ZM100 137H101V136H100ZM153 137H154V136H153ZM178 137H180V136H178ZM188 137H189V136H188ZM239 137H240V136H239ZM21 138H22V137H21ZM131 138H133V137L131 136ZM139 138H137V140H138ZM143 138H144V137H143ZM204 138H205V137H204ZM261 138H262V137H261ZM145 139H146V138H145ZM180 139H181V138H180ZM200 139H201V138H200ZM224 139H225V138H224ZM227 139H228V138H227ZM231 139H232V138H231ZM60 140H61V139H60ZM82 140H83V139H82ZM100 140H101V139H100ZM139 140H140V139H139ZM173 140H174V139H173ZM207 140H208V139H206V141H207ZM213 140H214V139H213ZM233 140H234V139H233ZM87 141H88V140H87ZM98 141H99V140H98ZM149 141H150V140H149ZM167 141H168V140H167ZM178 141H179V140H178ZM222 141H223V140H222ZM254 141H255V140H254ZM85 142H86V141H85ZM92 142H94V141H92ZM126 142H127V141H126ZM129 142H130V141H129ZM129 142H128V143H129ZM133 142H134V141H133ZM137 142H138V141H137ZM151 142H152V141H151ZM171 142H172V141H171ZM203 142H204V141H203ZM233 142H234V141H233ZM250 142H251V141H250ZM147 143H148V142H147ZM191 143H192V142H191ZM196 143H197V142H196ZM214 143H215V142H214ZM217 143H218V142H217ZM228 143H229V141H228ZM251 143H252V142H251ZM262 143H263V142H262ZM60 144H61V143H60ZM79 144H80V143H79ZM93 144H94V143H93ZM182 144H185V143H182ZM203 144H205V143H203ZM231 144H232V143H231ZM256 144H257V143H256ZM263 144H264V143H263ZM91 145H92V144H91ZM91 145H90V146H91ZM137 145H138V144H137ZM165 145H166V143H165ZM168 145H169V144H168ZM179 145H180V143H179ZM186 145H187V144H186ZM188 145H190V144H188ZM194 145H195V144H194ZM198 145H199V144H198ZM209 145H210V143H209ZM223 145H224V144H223ZM247 145H249V144L247 143ZM257 145H258V144H257ZM257 145H256V146H257ZM9 146H10V145H9ZM84 146H85V145H84ZM139 146H140V145H139ZM139 146H136V147L139 148ZM162 146H163V145H162ZM166 146H167V145H166ZM192 146H193V145H192ZM214 146H215V145H214ZM217 146H219V145H217ZM221 146H222V145H221ZM221 146H219V147H221ZM228 146H229V145H228ZM230 146H231V145H230ZM243 146H244V145H243ZM253 146H254V145H253ZM82 147H83V145H82ZM124 147H125V145H124ZM126 147H127V146H126ZM126 147H125V148H126ZM128 147H129V146H128ZM133 147H134V145H133ZM133 147H131V148L133 149ZM154 147H155V146H154ZM171 147H173V146H171ZM178 147H179V146H178ZM260 147H261V146H260ZM79 148H80V147H79ZM83 148H84V147H83ZM83 148H82V149H83ZM131 148H130V149H131ZM140 148H141V147H140ZM168 148H170V147H168ZM186 148H187V147H186ZM205 148H206V147H205ZM230 148H231V147H230ZM235 148H237V147H235ZM244 148H245V147H244ZM7 149H8V148H7ZM126 149H128V148H126ZM163 149H164V148H163ZM178 149H179V148H178ZM192 149H193V148H192ZM203 149H204V148H203ZM222 149H223V146H222ZM222 149H221V150H222ZM254 149H255V148H253V150H254ZM262 149H263V148H262ZM65 150H66V149H65ZM136 150H137V149H136ZM140 150H141V149H140ZM149 150H151V149H149ZM180 150H181V149H180ZM180 150H179V151H180ZM233 150H234V149H233ZM62 151H63V150H62ZM73 151H74V150H73ZM77 151H78V150H77ZM80 151H81V150H80ZM127 151H128V150H127ZM155 151H156V150H155ZM188 151L191 152V150H188ZM203 151H206V150H203ZM203 151H202V152H203ZM228 151H229V150H228ZM231 151H232V150H231ZM237 151H238V150H237ZM85 152H86V151H85ZM88 152H89V151H88ZM128 152H129V151H128ZM153 152H154V151H153ZM173 152H174V150H173ZM190 152H189V153H190ZM192 152H193V151H192ZM196 152H197V151H196ZM215 152H216V151H215ZM215 152H214V153H215ZM129 153H131V152H129ZM143 153H144V152H143ZM159 153H160V152H159ZM162 153H163V152H162ZM171 153H172V152H171ZM175 153H176V152H175ZM197 153H198V152H197ZM199 153H200V152H199ZM210 153H211V152H210ZM230 153H231V152H230ZM230 153H229V154H230ZM253 153H254V152H253ZM253 153H252V154H253ZM135 154H136V153H135ZM149 154H150V153H149ZM154 154H155V153H154ZM160 154H161V153H160ZM160 154H159V155H160ZM165 154H167V153H165ZM165 154H164V155H165ZM173 154H174V153H173ZM176 154H177V153H176ZM178 154H179V153H178ZM185 154H186V153H185ZM191 154H192V153H191ZM191 154H190V155H191ZM193 154H194V152H193ZM195 154H196V153H195ZM204 154H206V153H204ZM232 154H233V153H231V155H232ZM38 155H39V154H38ZM156 155H158V154H156ZM183 155H184V154H183ZM201 155H202V154H201ZM206 155H207V154H206ZM225 155H226V154H225ZM249 155H250V154H249ZM262 155H263V153H262ZM29 156H30V155H29ZM82 156H83V155H82ZM132 156H133V155H132ZM136 156H137V155H136ZM148 156H149V155H148ZM152 156H153V155H152ZM174 156H175V155H174ZM181 156H182V154H181ZM196 156H198V155L196 154ZM199 156H200V155H199ZM247 156H248V155H247ZM80 157H81V156H80ZM142 157H143V155H142ZM155 157H156V156H155ZM205 157H207V156H205ZM224 157H225V156H224ZM232 157H233V156H232ZM237 157H238V156H237ZM244 157H245V156H244ZM263 157H264V156H263ZM129 158H131V157H129ZM146 158H147V157H146ZM152 158H153V157H152ZM156 158H157V157H156ZM163 158H165V157H163ZM172 158H173V157H172ZM172 158H171V161H174V160H172ZM184 158H185V157H184ZM197 158H198V157H197ZM235 158H236V157H235ZM240 158H241V157H240ZM257 158H258V155H257ZM75 159H76V158H75ZM77 159H78V158H77ZM134 159H136V158H134ZM142 159H143V158H142ZM154 159H155V158H154ZM161 159H162V158H161ZM173 159H174V158H173ZM180 159H181V157H180ZM227 159H228V157H227ZM138 160H139V159H138ZM149 160H150V157H149ZM151 160H152V162L154 161L153 159H151ZM151 160H150V161H151ZM155 160H156V159H155ZM159 160H160V158H159ZM182 160H183V159H182ZM196 160H197V159H196ZM210 160H211V159H210ZM223 160H224V159H223ZM228 160H229V159H228ZM239 160H241V159H239ZM239 160H238V161H239ZM245 160H246V159H245ZM156 161H157V160H156ZM156 161H155V162H156ZM160 161H161V160H160ZM167 161H168V160H167ZM188 161H189V160H188ZM188 161H187V162H188ZM193 161H194V159H193ZM203 161H204V160H203ZM253 161H254V159H253ZM78 162H79V161H78ZM80 162H81V161H80ZM152 162H151V163H152ZM157 162H158V161H157ZM157 162H156V164L159 165V163H157ZM177 162H178V161H176L175 164H176ZM180 162H181V161H180ZM194 162H195V161H194ZM200 162H201V161H200ZM208 162H209V161H208ZM221 162H222V161H221ZM245 162H246V161H245ZM255 162H256V161H255ZM76 163H77V161H76ZM88 163H89V162H88ZM144 163H145V162H144ZM147 163H148V164H147ZM149 163H150V162H147V161H146L145 164L149 165ZM167 163H168V162H167ZM188 163H189V162H188ZM213 163H214V162H213ZM261 163H262V162H261ZM74 164H75V163H74ZM77 164H78V163H77ZM86 164H87V162H86ZM89 164H90V163H89ZM135 164H136V163H135ZM153 164H154V162L152 163V165H153ZM186 164H187V163H186ZM195 164H196V163H195ZM223 164H224V163H223ZM234 164H235V163H234ZM254 164H255V163H254ZM17 165H18V164H17ZM147 165H146V166H147ZM172 165H173V164H172ZM187 165H188V164H187ZM190 165H191V164H190ZM201 165H202V164H201ZM201 165H200V166H201ZM237 165H238V164H237ZM259 165H260V164H259ZM28 166H29V165H28ZM32 166H33V165H32ZM77 166H79V165H77ZM135 166H136V165H135ZM143 166H144V165H142V167H143ZM150 166H151V165H150ZM150 166H149V167H150ZM153 166H154V165H153ZM153 166H151V168H152ZM159 166H160V165H159ZM173 166H174V165H173ZM192 166H193V164H192ZM197 166H198V165H197ZM200 166H199V167H200ZM218 166H219V165H218ZM255 166H256V165H255ZM261 166H262V164H261ZM263 166H264V165H263ZM33 167H35V166H33ZM33 167H32V168H33ZM67 167H68V166H67ZM70 167H71V166H70ZM113 167H114V166H113ZM113 167H111V168H113ZM115 167H116V166H115ZM154 167H155V166H154ZM154 167H153V168H154ZM169 167H170V166H169ZM204 167H205V166H204ZM210 167H211V166H210ZM108 168H109V167H108ZM144 168H145V167H144ZM151 168H149V169H151ZM157 168H158V167H157ZM173 168H174V167H173ZM181 168H182V167H181ZM213 168H214V167H213ZM219 168H220V167H219ZM16 169H17V168H16ZM71 169H72V167H71ZM81 169H82V168H81ZM139 169H140V168H139ZM161 169H162V168H161ZM168 169H169V168H168ZM177 169H178V168H177ZM235 169H236V168H235ZM235 169H234V170H235ZM248 169H250V168H247V170H248ZM253 169H254V168H253ZM263 169H264V167H263ZM27 170H29V169H27ZM64 170H65V169H64ZM69 170H70V169H69ZM72 170H73V169H72ZM137 170H138V169H137ZM141 170L144 171L143 168H142ZM145 170H146V168H145ZM154 170H155V169H154ZM164 170H165V168H164ZM170 170H171V169H170ZM181 170H182V169H181ZM184 170H185V169H184ZM226 170H227V168H226ZM236 170H237V169H236ZM236 170H235V171H236ZM243 170H244V169H243ZM256 170H257V169H256ZM36 171H37V170H36ZM80 171H82V170H80ZM135 171H136V170H135ZM151 171H152V170H151ZM159 171H160V170H159ZM162 171H163V169H162ZM237 171H241V172L243 173L242 169H241V170H237ZM244 171H245V170H244ZM250 171H252V170H250ZM259 171L261 172L262 170L259 169ZM22 172H23V171H22ZM25 172H26V171H25ZM111 172H112V170H111ZM130 172H131V171H130ZM141 172H142V171H141ZM147 172H148V171H147ZM147 172H146V174H147ZM156 172H157V170H156ZM165 172H166V171H165ZM197 172H198V171H197ZM201 172H202V171H201ZM208 172H209V171H208ZM210 172H211V171H210ZM214 172H215V171H214ZM219 172H222V171H219ZM230 172H231V173H234L233 171H230ZM248 172H249V171H248ZM252 172H254V171H252ZM255 172H256V171H255ZM255 172H254V173H255ZM257 172H258V170H257ZM257 172H256V173H257ZM9 173H10V172H9ZM36 173H38V172H36ZM46 173H47V172H46ZM51 173H52V172H51ZM60 173H62V172H60ZM126 173H127V172H126ZM128 173H129V172H128ZM128 173H127V174H128ZM137 173H140V171L137 172ZM148 173H149V172H148ZM169 173H170V172H169ZM176 173H177V172H176ZM176 173H175V174H176ZM178 173H179V172H178ZM190 173H191V172H190ZM211 173H212V172H211ZM211 173H210V175H211ZM227 173H229V172H227ZM236 173H237V172H236ZM244 173H245V172H244ZM256 173L253 174V173L250 172L249 174L256 175ZM261 173H262V172H261ZM5 174H6V173H5ZM32 174H33V173H32ZM34 174H35V173H34ZM44 174H45V173H43V176H42V177H44ZM47 174H48V173H47ZM160 174H162V173H160ZM165 174H166V173H165ZM173 174H174V173L172 172L171 175H173ZM182 174H183V173H181V175H182ZM194 174H195V173H194ZM214 174H215V173H214ZM214 174H212V175H214ZM229 174H230V173H229ZM246 174H247V171H246ZM259 174H260V173H259ZM259 174H258V175H259ZM262 174H263V173H262ZM45 175H46V174H45ZM167 175H168V174H167ZM171 175H170V176H171ZM183 175H185V174H183ZM183 175H182L181 177H183ZM186 175H188V174H186ZM186 175H185V176H186ZM190 175H191V174H190ZM199 175H201L200 172H199ZM199 175H196V176H199ZM205 175H206V173H205ZM210 175L208 174L207 176H210ZM222 175L225 176V175H227V174H226V172H225V175H224V174H222ZM230 175L232 176L233 174H230ZM230 175H229V176H230ZM237 175H238V174H237ZM239 175H240V173H239ZM239 175H238V176H239ZM242 175H243V174H242ZM253 175H252V176H253ZM258 175H257V176H258ZM38 176H39V175H38ZM48 176H49V175H48ZM50 176H51V175H50ZM137 176H138V175H137ZM148 176H149V175H148ZM150 176H151V175H150ZM154 176H155V174H154ZM156 176H157V175H156ZM165 176H166V175H165ZM170 176L168 175V177H170ZM175 176H176V175H175ZM177 176H180V175H177ZM177 176H176V177H177ZM188 176H189V175H188ZM188 176H187V177H188ZM191 176H192V175H191ZM191 176H190V177H191ZM193 176H194V175H193ZM214 176H215V175H214ZM214 176H213V177H214ZM223 176H222V178H223ZM229 176L227 175V176H226V179H222L221 177H219V178H221L222 181H223V180H227V179H228L227 177H229ZM249 176H250V175H249ZM252 176H250L249 178H252ZM260 176H261V175H260ZM7 177H8V176H7ZM7 177H6V178H7ZM33 177H36V176L33 175ZM82 177H83V176H82ZM129 177H130V176H129ZM131 177H132V176H131ZM131 177H130V178H131ZM135 177H136V176H135ZM138 177H139V176H138ZM160 177H161V176H159V178H160ZM190 177H189V178H190ZM199 177H200V176H199ZM201 177H203V175H202ZM211 177H212V176H210V177H208V178L211 179ZM213 177H212V178H213ZM215 177H217V176H215ZM215 177H214V178H215ZM232 177H233V176H232ZM234 177H235V176H234ZM242 177H243V176H242ZM245 177H246V176H245ZM255 177H256V176H255ZM124 178H125V176H124ZM141 178H142V177H141ZM163 178H165V177L163 176ZM178 178H180V177H178ZM178 178H177V180H179ZM184 178H185V177H184ZM204 178H205V177H204ZM208 178H206V180H209ZM217 178H218V177H217ZM237 178H238V177H237ZM239 178H240V177H239ZM239 178H238V179H239ZM253 178H254V177H253ZM253 178H252V179H253ZM257 178L259 179V176H258ZM57 179H58V178H57ZM125 179H126V178H125ZM136 179H137V178H136ZM147 179H148V178H147ZM172 179H173V178H172ZM172 179H170V180H172ZM174 179H175V178H174ZM181 179H183V178H181ZM195 179H196V178H195ZM221 179H220V180H221ZM233 179H234V178H233ZM247 179H248V178L246 177V180H247ZM262 179H264L263 176H262V178H261V180H260V183H261V181L264 182V180H262ZM42 180H43V179H42ZM60 180H61V179H60ZM129 180H130V179H129ZM132 180H133V179H132ZM132 180H131V181H132ZM154 180H155V179H154ZM167 180H168V178H167ZM186 180H187V179H186ZM188 180H189V179H188ZM190 180H191V179H190ZM196 180H197V179H196ZM199 180H200V179H199ZM201 180H203V179H201ZM228 180H229V179H228ZM253 180H254V179H253ZM32 181H33V180H32ZM61 181H62V180H61ZM63 181H64V180H63ZM108 181H109V179H108ZM111 181H112V180H111ZM124 181H125V180H124ZM158 181H159V180H158ZM164 181H165V180H164ZM173 181H176V180H172V181H171L172 186H173V184H174ZM179 181H181V180H179ZM182 181L184 182L185 179L182 180ZM182 181H181V182H182ZM192 181H194L193 178H192ZM192 181H191V183H192ZM212 181H213V180H212ZM215 181H216V179H215ZM235 181H236V180H235ZM238 181H239V180H238ZM240 181H243V180H240ZM248 181L251 182V180H248ZM255 181H256V180H255ZM12 182H13V181H12ZM50 182H51V181H50ZM55 182H56V181H55ZM65 182H66V181H65ZM67 182H68V181H67ZM67 182H66V183H67ZM70 182H71V181H70ZM134 182H135V181H134ZM152 182H153V181H152ZM160 182H162V181H160ZM167 182H169V181H167ZM167 182H166V184H170V183H167ZM186 182H187V181H186ZM186 182H185V184H186ZM216 182H217V181H216ZM223 182H224V181H223ZM233 182H234V181H233ZM233 182H231V183L233 184ZM246 182H247V181H246ZM246 182H245V185L247 184ZM252 182H254V181H252ZM256 182H257V181H256ZM258 182H259V181H258ZM15 183H16V182H15ZM44 183H45V182H44ZM109 183H110V182H109ZM125 183H126V182H125ZM136 183H138V181H137ZM149 183H150V182H149ZM176 183H177V181H176ZM176 183H175V184H176ZM188 183L190 184L189 181H188ZM198 183H199V182H197V184H198ZM202 183H203V181H202ZM204 183H205V182H204ZM218 183H219V182H218ZM220 183H221V182H220ZM237 183H238V182H237ZM243 183H244V182H243ZM248 183H249V182H248ZM260 183H259V185H258L259 188H260ZM52 184H53V183H52ZM61 184H62V183H61ZM71 184H72V183H71ZM71 184H70V185H71ZM106 184H107V183H106ZM111 184H112V183H111ZM111 184H110V185H111ZM117 184H118V183H117ZM119 184H120V183H119ZM119 184H118V185H119ZM131 184H132V183H131ZM134 184H135V183H134ZM143 184H144V183H143ZM157 184H158V183H157ZM163 184H164V183H162V185H163ZM166 184H165L164 186H167V188H168V190H169V187H168V185H166ZM178 184H179V182H178ZM180 184H181V186H184V187H185L184 184H183V185H182V183H180ZM180 184H179V185H180ZM195 184H196V182H195ZM229 184H230V182H229ZM229 184H227V185H229ZM234 184H236V182H235ZM252 184H254V183H252ZM256 184H257V183H256ZM261 184H263V186H264V183H261ZM15 185H16V184H15ZM112 185H113V184H112ZM112 185H111V186H112ZM146 185H147V184H146ZM162 185H160L161 188L163 187ZM193 185H194V183H193ZM193 185L191 184V186H193ZM200 185H203V184H201V182H200ZM205 185H206V188H208V186H210L209 184H205ZM207 185H208V186H207ZM213 185H214V183H213ZM222 185L225 186V183H223ZM239 185H242V186H243V184H241V183H239ZM245 185H244V187H245ZM248 185L251 186V184H248ZM254 185H255V184H254ZM254 185H252V186H254ZM10 186H11V185H10ZM34 186H35V185H34ZM63 186H65V185H63ZM63 186H62V187H63ZM86 186H87V185H86ZM88 186H89V184H88ZM88 186H87V187H88ZM91 186H92V185H91ZM114 186H116V185L114 184ZM131 186H132V185H131ZM134 186H135V185H134ZM137 186H138V185H137ZM153 186H154V185H153ZM153 186H152V187H153ZM157 186H158V185H157ZM169 186H170V185H169ZM174 186H175V185H174ZM177 186H178V185H176V189H178V188L180 187V186H179V187L177 188ZM186 186H187V185H186ZM191 186L189 185V186H187V188H188V187L190 188ZM196 186H197V185H196ZM196 186H195V187H196ZM198 186H199V185H198ZM214 186H216V184H215ZM217 186H218V185H217ZM224 186H222V187H223V188H226V186H225V187H224ZM230 186H232V185L230 184ZM233 186H234V185H233ZM252 186L250 187V189L252 188ZM256 186H257V185H255V187H256ZM20 187H21V186H20ZM66 187H67V186H66ZM107 187H108V186H107ZM119 187H120V186H119ZM126 187H127V186H126ZM138 187H139V186H138ZM149 187H150V185H149L148 187H146V189H148ZM193 187H194V186H193ZM193 187H192V189H195V188H193ZM203 187H205V186H203ZM219 187H220V186H219ZM219 187H217V188H219ZM222 187H221V188H222ZM227 187H228V186H227ZM237 187H238V186H237ZM244 187H243V188H244ZM246 187H247V185H246ZM246 187H245V188H246ZM258 187H257V189H258ZM41 188H43V187H41ZM46 188H47V187H46ZM90 188H91V187H90ZM115 188H116V187H115ZM117 188H118V187H117ZM128 188H129V187H128ZM128 188H127V191H128ZM141 188H142V187H141ZM141 188L139 189V191L141 190ZM153 188H154V187H153ZM157 188H159V187H157ZM157 188H156V186H155V189H157ZM165 188H166V187H165ZM172 188H173V187H172ZM172 188H170V189H172ZM180 188L182 189V187H180ZM185 188H186V187H185ZM196 188H197V187H196ZM198 188H199V187H198ZM201 188H202V187H201ZM201 188H199V190H200ZM212 188H213V189H211V188H210V189L214 191L215 189H214L213 186H212ZM215 188H216V187H215ZM245 188H244V189H245ZM247 188H248V187H247ZM10 189H11V188H10ZM16 189H17V188H16ZM88 189H89V188H88ZM88 189H87V190H88ZM104 189L107 190L106 188H104ZM129 189H130V188H129ZM134 189H135V188H134ZM174 189H175V188H173V190H171V191H175ZM204 189H205V188H203V190H204ZM226 189H227V188H226ZM231 189H232V188H231ZM239 189H240V188H239ZM239 189H238V190H239ZM244 189H242V190H244ZM248 189H249V188H248ZM252 189H253V188H252ZM0 190H1V189H0ZM14 190H15V189H14ZM37 190H38V189H37ZM37 190H36V191H37ZM39 190H40V188H39ZM45 190H46V189H45ZM45 190H44V191H45ZM47 190H48V189H47ZM47 190H46V191H47ZM61 190H62V189H61ZM91 190H93V189H91ZM109 190H110V188H109ZM142 190H143V188H142ZM150 190H151V188L148 190V192H149ZM161 190H162V189H161ZM161 190H160V192L163 193V191H161ZM201 190H202V189H201ZM203 190H202V191H203ZM208 190H209V189H208ZM211 190H210V191H211ZM216 190H218V189H216ZM227 190H228V189H227ZM232 190H233V189H232ZM238 190H237V191H238ZM253 190H255V189H253ZM253 190H252V191H253ZM258 190L261 191L260 189H258ZM10 191H11V190H10ZM16 191H17V190H16ZM40 191H41V190H40ZM40 191H39V192H40ZM84 191H85V190H84ZM95 191H97V190H95ZM117 191H118V190H117ZM119 191H120V190H119ZM143 191H145V190H143ZM154 191L157 193V191L153 189V191L151 192V194H152ZM171 191H168V193L171 192ZM176 191H177V190H176ZM179 191H180V190H179ZM179 191H177V193H178ZM182 191H183V190H182ZM182 191H181V192H182ZM184 191H185V190H184ZM187 191H188V189H187ZM194 191H195V190H194ZM194 191H192V192L194 193ZM196 191H198V190L196 189ZM222 191L225 192L224 190H222ZM237 191H236V192H237ZM247 191H248V190H247ZM255 191H257V190H255ZM263 191H264V189H263ZM13 192H14V191H13ZM52 192H53V191H52ZM63 192H65V191H63ZM85 192H86V191H85ZM89 192H91V191H89ZM101 192H102V191H101ZM145 192H146V191H145ZM158 192H159V191H158ZM192 192H191V194H193ZM211 192H212V191H211ZM211 192H210V194H212ZM214 192H216V191H214ZM219 192H221V191H219ZM231 192H232V191H231ZM239 192L242 193L243 191H239ZM41 193H42V192H41ZM59 193H60V192H59ZM86 193H88V192H86ZM92 193H93V196H94V192H92ZM97 193H98V192H97ZM97 193H96V195H97ZM125 193H128V192H125ZM143 193H144V192H143ZM143 193H142V191H141V195L139 194V195H140L139 197H142V194H143ZM146 193H147V192H146ZM164 193H165L166 195H168L165 191H164ZM173 193H174V192H173ZM177 193H175V194H177ZM185 193H186V192H185ZM188 193H190V191H189ZM199 193H200V192H199ZM199 193H196V194H199ZM201 193H205V191H204V192H201ZM216 193H217V192H216ZM221 193H222V192H221ZM225 193H226V192H225ZM232 193H233V192H232ZM237 193H238V192H237ZM253 193L255 194V192H253ZM256 193H257V192H256ZM259 193H260V192H259ZM42 194H43V193H42ZM42 194H41V195H42ZM53 194H54V193H53ZM98 194H99V193H98ZM103 194H104V193H103ZM149 194H150V192H149ZM151 194H150V195H151ZM158 194H159V193H158ZM158 194H155V193H154L153 196H156V195H158ZM160 194H161V193H160ZM179 194H180V192H179ZM205 194H206V193H205ZM205 194H203V195H205ZM227 194H228V193H227ZM229 194H230V189H229ZM229 194H228V195H229ZM242 194H244V193H242ZM249 194H252V193L249 192ZM249 194H248V195H249ZM261 194H263L262 191H261ZM13 195H15V194H13ZM19 195H20V194H19ZM26 195H27V194H26ZM33 195H34V194H33ZM37 195H38V194H37ZM45 195H46V193H45ZM49 195H50V194H49ZM61 195H62V194H61ZM85 195H86V194H85ZM85 195H84V196H85ZM90 195H91V194H90ZM113 195H114V194H113ZM126 195H127V194H126ZM162 195H163V194H162ZM169 195H171V194H169ZM177 195H178V194H177ZM177 195H176V197H177ZM184 195H185V194H184ZM184 195L182 194V196H180V197H183ZM201 195H202V194H201ZM218 195H220V194H218ZM225 195H226V194H225ZM235 195H236V193H235ZM235 195L233 194V196H235ZM237 195H238V194H237ZM259 195H260V194H259ZM34 196H35V195H34ZM56 196H57V194H55V197H56ZM79 196H80V195H79ZM87 196H88V194H87ZM115 196H116V195H115ZM137 196H138V195H137ZM159 196H160V195H159ZM178 196H179V195H178ZM186 196H187V194H186ZM186 196H185V197H186ZM188 196H189V195H188ZM188 196H187V198H188ZM191 196H192V195H191ZM208 196H209V197H208ZM208 196H207V197H208L207 200L210 198L209 193H208ZM211 196H212V195H211ZM214 196H215V194H214ZM216 196H217V195H216ZM220 196H221V195H220ZM222 196H223V198L225 197L223 194H222ZM233 196H231V197H233ZM240 196H241V195H240ZM240 196H239V197H240ZM250 196H251V195H250ZM253 196H254V195L252 194V197H253ZM256 196L258 197V193L256 194ZM256 196H255V197H256ZM262 196H264V194H263ZM55 197H54V198H55ZM57 197H58V196H57ZM61 197H62V196H61ZM76 197H77V196H76ZM80 197H81V196H80ZM117 197H118V196H117ZM143 197H144V196H143ZM143 197H142V198H143ZM145 197H146V196H145ZM161 197H162V196H161ZM163 197H165V195H164ZM167 197H168V196H167ZM167 197H166V199H167ZM176 197L174 196V198H176ZM192 197H193V196H192ZM200 197H201V196H200ZM200 197H199V198H200ZM205 197H206V196H204V199H206ZM212 197H213V196H212ZM212 197H211V198H212ZM235 197H236V196H235ZM241 197H242V196H241ZM259 197H261V196H259ZM1 198H3V197H1ZM27 198H28V196H27ZM40 198H41V197H40ZM44 198H45V197H44ZM73 198H74V197H73ZM84 198H85V197H84ZM89 198H90V196H89ZM93 198H94V197H93ZM104 198H105V197H104ZM113 198H114V197H113ZM123 198H124V195H123ZM127 198H129V197H127ZM131 198H132V197H131ZM148 198H150V197H148ZM148 198H147V199H148ZM157 198H158V197H157ZM171 198H172V197H171ZM171 198H170V199H171ZM187 198H186V200H187ZM199 198H198V199H199ZM202 198H203V197H202ZM213 198H214V197H213ZM217 198H218V197H217ZM217 198L215 197V199H217ZM229 198H230V196H229ZM242 198H244V197H242ZM246 198H247V197H246ZM248 198H249V197H248ZM6 199H7V198H6ZM11 199H12V198H11ZM30 199H31V198H30ZM50 199H51V198H50ZM94 199H95V198H94ZM94 199H92V200L95 201ZM108 199H109V198H108ZM118 199H119V197H118ZM120 199H121V198H120ZM124 199H125V198H124ZM159 199H160V198H159ZM159 199H158V200H159ZM179 199H180V198H179ZM181 199H182V198H181ZM181 199H180V200H181ZM184 199H185V198H184ZM193 199H194V198H193ZM193 199H192V200H193ZM196 199H197V197H196ZM220 199L222 200L221 197H220ZM232 199L234 200V198H232ZM236 199H237L236 201H239L238 198H236ZM250 199L256 200L257 198L255 199V198H251V197H250ZM259 199H260V198H259ZM8 200H9V199H8ZM21 200H22V199H21ZM24 200H25V199H24ZM27 200H28V199H27ZM31 200H32V199H31ZM45 200H46V199H45ZM48 200H49V198H48ZM74 200H75V199H74ZM77 200H79V199H77ZM98 200H99V199H98ZM106 200H107V199H106ZM112 200H113V199H112ZM116 200H117V199H116ZM130 200H131V199H130ZM144 200H145V199H144ZM148 200H149V199H148ZM148 200H146L147 203H148ZM151 200H152V199H151ZM177 200H178V199H177ZM186 200H185V201H186ZM189 200H191V197H190ZM189 200H188V201H189ZM210 200H211V199H209V201H210ZM218 200H219V199H217V201H218ZM221 200H220L219 202H221ZM233 200H232V201H233ZM240 200H241V199H240ZM248 200H249V199H248ZM2 201H3V200H2ZM9 201H11V200H9ZM39 201H40V200H39ZM62 201H63V200H62ZM68 201H69V200H68ZM70 201H71V200H70ZM80 201H81V200H80ZM80 201H79V202H80ZM83 201H84V200H83ZM83 201H82V202H83ZM90 201H91V198H90ZM93 201H91V202L87 201V202L92 203V204H91V206H92L93 203H94ZM102 201H103V199L101 200V203H102ZM156 201H157V200H156ZM164 201H166V200H164ZM199 201H200V200H199ZM199 201H197V204L199 203ZM205 201H206V200H205ZM229 201H230V203L235 204V203H234L235 201H234V202H231V200H229ZM245 201H247V200H245ZM259 201H262V199H261V200H258V202H259ZM3 202H4V201H3ZM18 202H19V201H18ZM18 202H17V203H18ZM22 202H24V201H22ZM27 202H29V201H27ZM30 202H31V201H30ZM42 202H44V201L42 200ZM50 202L52 203L53 201H49V203H50ZM64 202H66V201H64ZM64 202H61V204L63 203V205H65ZM74 202H75V201H74ZM76 202H77V201H76ZM104 202H105V201H104ZM113 202H114V201H113ZM115 202L117 203V201H115ZM126 202H127V201H126ZM134 202H135V201H134ZM136 202H137V200H136ZM136 202H135V204H136ZM138 202H139V201H138ZM140 202H141V201H140ZM140 202H139V203H140ZM143 202H144V201H143ZM143 202H142V203H143ZM149 202H150V201H149ZM178 202H179V204L182 203V201H178ZM186 202H187V201H186ZM186 202H185V203H186ZM189 202H190V201H189ZM223 202H224V199H223ZM223 202H221V203H222V207H224L223 205H224L225 202L228 203L226 198H225V202H224V203H223ZM240 202H243V201H240ZM253 202H254V201H253ZM11 203H12V201H11ZM11 203H10V204H11ZM13 203H14V202H13ZM17 203H16V204H17ZM40 203H41V202H39V205H40ZM44 203H45V202H44ZM49 203H48V204H49ZM58 203H59V202H58ZM58 203H55V204H58ZM68 203H69V202H68ZM70 203H71V202H70ZM72 203H73V200H72ZM83 203H84V202H83ZM85 203H86V201H85ZM85 203H84V204H85ZM97 203L100 204V201H99V202L97 201ZM107 203H109V202H107ZM111 203H112V201H111ZM128 203H130V202H128ZM132 203H133V201H132ZM166 203L169 204V202H166ZM171 203H172V202H171ZM185 203L182 204L183 207H185V206H184ZM191 203H192V201H191ZM201 203H203V202L201 201ZM212 203H213V202H212ZM212 203H211L210 205H212ZM214 203H215V202H214ZM214 203H213V204H214ZM230 203H229V204H226L227 206H226V205H225V206H226V207H228V205L231 206ZM238 203H239V202H238ZM238 203H237V204H238ZM243 203H244V202H243ZM243 203H241V204H243ZM251 203H252V202H251ZM251 203L248 202V203H246V204L244 203L243 205H244V206H245V205L247 206V204L249 205V204H251ZM254 203H255V202H254ZM259 203H261V202H259ZM48 204H45V205L49 206ZM59 204H60V203H59ZM59 204H58V206H59ZM61 204H60V205H61ZM66 204H67V203H66ZM74 204H75V203H74ZM81 204H82V203H80V205H81ZM95 204H96V203H95ZM99 204H98V207H101V205L99 206ZM104 204H105V203H104ZM117 204H120V203H117ZM133 204H134V203H133ZM149 204H150V203H149ZM154 204H156V203H154ZM176 204H178L177 201H176ZM179 204H178V206H180ZM189 204H190V203H189ZM192 204L196 206V204H194V203H192ZM263 204H264V201H263ZM4 205H5V204H4ZM39 205H38V206H39ZM50 205H51V204H50ZM70 205H72V204H70ZM77 205H78V204L76 203V206H77ZM88 205H90V204H88ZM88 205H87V203H86V206H88ZM96 205H97V204H96ZM96 205H95V208H96ZM102 205H103V203H102ZM122 205L124 206V203L122 204V202H121V206H122ZM126 205H127V208H130V207L132 206V205H130V204H126ZM128 205H130V207H128ZM137 205H138V203H137L134 207H136ZM139 205H140V204H139ZM151 205H152V202H151ZM160 205L163 206L164 204H160ZM160 205H159V206H160ZM165 205H167V204H165ZM169 205H170V204H169ZM182 205H181V206H182ZM190 205H191V204H190ZM190 205H189V206H190ZM199 205H202V204L199 203ZM203 205H204V203H203ZM203 205H202V206H203ZM215 205H217V204H215ZM1 206H2V205H1ZM6 206H7V205H6ZM8 206H9V205H8ZM12 206H13V205H12ZM51 206H52V205H51ZM51 206H49V207H51ZM54 206H55V205H54ZM76 206H75V207H76ZM82 206H84V205H82ZM110 206H111V205H110ZM113 206H114V204L112 203V206H111V207H113ZM117 206H118V205H117ZM123 206H122V207H123ZM144 206H145V205H144ZM153 206H154V205H153ZM155 206H156V205H155ZM157 206H158V205H157ZM167 206H168V205H167ZM181 206H180L179 209H182ZM205 206H207V208L210 207L209 205H205ZM218 206L221 207L220 203L217 205V207H218ZM234 206H235V205H234ZM234 206H233V207H234ZM244 206H243V207H244ZM249 206H251V209H252L254 205L251 204V205H249ZM262 206H264V205H262ZM262 206H260V208H261ZM10 207H11V205H10ZM25 207H28V206H25ZM30 207H31V205H30ZM34 207H35V205H34ZM43 207H44V206H43ZM52 207H53V206H52ZM59 207H60V206H59ZM106 207H107V208L109 207L108 204L105 206V208H106ZM111 207H109V209H110ZM114 207H115V206H114ZM122 207H121V208H122ZM125 207H126V206H125ZM173 207H177V205H176V206L173 205ZM190 207H191V206H190ZM190 207H189V209H190ZM198 207H199V206H198ZM231 207H232V206H231ZM235 207H236V206H235ZM240 207H242V205H240ZM240 207H239V208H240ZM254 207H255V206H254ZM258 207H259V206H258ZM4 208L6 209V207H4ZM12 208H13V207H12ZM32 208H33V207H32ZM32 208H31V209H32ZM41 208H42V207H41ZM64 208H65V207H64ZM64 208H63V209H64ZM81 208H82V207H81ZM81 208H80V210H81ZM121 208H120V209H121ZM123 208H124V207H123ZM137 208H138V207H137ZM137 208H136V209H137ZM166 208H168V207H166ZM166 208H165V209H166ZM169 208H170V207H169ZM169 208H168V209H169ZM177 208H178V207H177ZM187 208H188V207L186 206V209H187ZM193 208H194V207L192 206V209H193ZM199 208H200V207H199ZM207 208H206V209H207ZM246 208H247V207H245L244 209L246 210ZM16 209H17V207H16ZM22 209H23V208H22ZM33 209H35V208H33ZM50 209H51V208H50ZM59 209H60V208H59ZM67 209H68V208H67ZM67 209L65 208L64 211H66ZM70 209H71V208H70ZM84 209H86L85 206L83 207V210H82V211H84ZM93 209H94V207H93ZM96 209H100V208H96ZM96 209H95V210H96ZM103 209H104V208H103ZM113 209H114V208H113ZM117 209H118V207H117ZM155 209H156V208H155ZM162 209H164V208H162ZM171 209H173V208L171 207ZM179 209H178V210H179ZM183 209H184V208H183ZM183 209L180 210V211L182 212ZM186 209H184V210H186ZM189 209H187V212H188ZM195 209H196V208H195ZM214 209H215V208H214ZM214 209H213V210H214ZM216 209H217V208H216ZM218 209H220V208H218ZM221 209H222V212L225 211V210H223V208H221ZM227 209L230 210V211H232L233 208H232V209H231V208H230V209L227 208ZM234 209H235V208H234ZM236 209H237V208H236ZM240 209H241V208H240ZM240 209H237V211H239ZM253 209L255 210L256 208H253ZM257 209H259V208H257ZM263 209H264V208H263ZM52 210H53V209H51L50 212H52ZM55 210H58V208H57V209H54V211H55ZM86 210H87V209H86ZM86 210H85L84 212H86ZM90 210H91V207H90ZM90 210H88V211H90ZM100 210H101V209H100ZM107 210H108V209H107ZM123 210H124V209H122V211H123ZM128 210H129V209H128ZM128 210L126 209V211H128ZM131 210H134V209H131ZM193 210H194V209H193ZM197 210H199V209H197ZM201 210H202V207H201ZM201 210H199L200 213H201ZM208 210H211V209L208 208ZM208 210H207V211H208ZM213 210H211V211L214 212ZM241 210H243V208H242ZM241 210H240V211H241ZM248 210H249V209H248ZM26 211H27V210H26ZM28 211H29V210H28ZM43 211H44V210H43ZM43 211H42V212H43ZM46 211H48V209H47ZM58 211H61V210H58ZM77 211H78V210H77ZM77 211H76V213H77ZM88 211H87V213H89ZM98 211H99V210H98ZM101 211H102V210H101ZM104 211H106V210H104ZM108 211H110V210H108ZM147 211H148V209H147ZM170 211H171V210H170ZM202 211H203V210H202ZM205 211H206V210H205ZM205 211H204V212H205ZM207 211H206V212H207ZM211 211H210V213H211ZM216 211L220 214L219 210H216ZM216 211H215V212H216ZM235 211H236V210H235ZM237 211H236V212H237ZM246 211H247V210H246ZM246 211H243V212H246ZM249 211H250V210H249ZM7 212H8V210H7ZM14 212H15V211H14ZM36 212H38V211H36ZM55 212H57V211H55ZM62 212H63V211H62ZM70 212L72 213L73 210H72V211L70 210ZM74 212H75V211H74ZM90 212H91V211H90ZM93 212H95V211L93 210ZM93 212H92V213H93ZM112 212L115 213L114 210L111 211V213H112ZM124 212H125V211H124ZM141 212H142V211H141ZM168 212H169V210H168ZM168 212H167V213H168ZM176 212H177V211H176ZM183 212H184V211H183ZM190 212H192V211H190ZM197 212H198V211H195L196 215L199 213V212H198V213H197ZM206 212H205V213H206ZM225 212H227V211H225ZM241 212H242V211H241ZM251 212H253V211L251 210ZM251 212H249V213H251ZM254 212H256L255 214L257 215V212H258V211H254ZM3 213H4V212H3ZM3 213H2V214H3ZM27 213H28V212H27ZM44 213H45V212H43V214H44ZM46 213H47V212H46ZM46 213H45V214H46ZM57 213H58V215H59L60 212H57ZM76 213H75V214H76ZM80 213H81V211H80ZM87 213H86V214H87ZM100 213H101V212H100ZM100 213H99V214H100ZM102 213H103V212H102ZM107 213H108V212H107ZM107 213H106V215H107ZM111 213H109L108 216H110ZM113 213H112L111 215H113ZM117 213H119V212L117 211ZM121 213H122V212H120L119 214H121ZM132 213H133V211H132ZM161 213H162V210H161ZM169 213H170V212H169ZM169 213H168V214H169ZM172 213H174V211H173ZM193 213H194V212H193ZM218 213H215V214L219 215ZM229 213H231V212H229ZM237 213H238V212H237ZM246 213H247V212H246ZM258 213H259V212H258ZM0 214H1V213H0ZM13 214H14V213H13ZM19 214H20V213H19ZM43 214H42V215H43ZM52 214H53V213H52ZM61 214H62V216H63V213H61ZM61 214H60V215H61ZM78 214H79V213H77V215H78ZM93 214H94V213H93ZM95 214H98V213H95ZM99 214H98V215H99ZM128 214H129V215H128V219H129V216H132V215H130V212H128ZM146 214H148V213H146ZM146 214H144V215H146ZM156 214H157V213H156ZM159 214H160V213H159ZM165 214H166V213H164L163 215H165ZM168 214H167V215H168ZM184 214H185V213H184ZM201 214H202V213H201ZM203 214H204V213H203ZM215 214L213 215V216H215V217L212 216V218H213L212 220H213V221H214V218H218V217H220V215H219L218 217H216L217 215H215ZM223 214H224V213H223ZM247 214H248V213H247ZM247 214H246V216H247ZM252 214H254V213H251V215H252ZM259 214H260V213H259ZM259 214H258V215H259ZM15 215H16V214H15ZM31 215H32V214H31ZM36 215H37V214H36ZM48 215L50 216V214H48ZM48 215H46V216H48ZM58 215H57V216H58ZM68 215H69V214H68ZM68 215L66 214L65 216H68ZM70 215H71V214H70ZM70 215H69L68 217H69V218H72ZM72 215H74V214H72ZM82 215H84L83 212H82L81 215H79V216H81L80 218H84V219L86 220V217H85V216L82 217ZM88 215H90V213H89ZM88 215H86V216H88ZM102 215H103V216H102V217H103V220H105L104 218H105L106 216H105L104 214H102ZM116 215H117V214H116ZM116 215H115V216H116ZM121 215H122V214H121ZM121 215H120V219H121V217H123V215H122V216H121ZM124 215H125V217H126V213H124ZM144 215H143V218H142L143 220H144V218L146 217V216L144 217ZM152 215H153V214H152ZM167 215H166V216H167ZM172 215H173V217L175 216L174 214H172ZM180 215H182V219H183V218H184L183 213H182V214H179V215H176V216H180ZM187 215H188V214H186V216H187ZM198 215H199V214H198ZM198 215H197V216H198ZM204 215H205V214H204ZM225 215H227V214H225ZM228 215H229V214H228ZM256 215H253V216L255 217ZM0 216H1V215H0ZM34 216H35V215H34ZM49 216H48V217H49ZM52 216H53V215H52ZM65 216H64V217H65ZM74 216H76V215H74ZM74 216H73L72 219H74ZM94 216H95V215H94ZM104 216H105V217H104ZM118 216H119V215H118ZM158 216H159V215H158ZM190 216H192V215H190ZM193 216H194V215H193ZM193 216H192V217H193ZM201 216H202V215H201ZM223 216H224V215H223ZM236 216H239V215L237 214ZM242 216H243V215H242ZM7 217H8V216H7ZM37 217H38V216H37ZM42 217H44V215H43ZM60 217H61V216H60ZM89 217L91 218V216H89ZM89 217H88V218H89ZM98 217H101V216L99 215ZM113 217H114V216H113ZM113 217H112V218H113ZM116 217H117V216H116ZM125 217L122 218L124 221H125ZM135 217H136V216H135ZM141 217H142V216H141ZM141 217H140V220H141ZM147 217H148V216H147ZM147 217H146V218H147ZM169 217L171 218V214H170ZM187 217H188V216H187ZM207 217H208V216H206L205 218H207ZM221 217H222V216H221ZM221 217H220V220L222 219ZM227 217H228V216H227ZM232 217H233V215H232ZM247 217H248V216H247ZM249 217H250V215H249ZM262 217H263V215H262ZM16 218H17V217H16ZM18 218H19V217H18ZM25 218H26V217H25ZM28 218H29V217H28ZM31 218H32V217H31ZM45 218H47V217H45ZM49 218H50V220H53V219H51V216H50ZM75 218H77V217H75ZM80 218H77V220L80 219ZM92 218H94V217H92ZM112 218H111V219H112ZM126 218H127V217H126ZM131 218H134V217H131ZM137 218H139V216H137ZM155 218H158V217H155ZM155 218H153V219H155ZM160 218H161V217H160ZM167 218H168V216H167ZM174 218H175V217H174ZM177 218H178V217H177ZM185 218H186V217H185ZM185 218H184V220H185ZM194 218H195V217H194ZM196 218H197V217H196ZM199 218H200V217H199ZM201 218H202V217H201ZM205 218H204V216H203V219H205ZM0 219H1V218H0ZM2 219H3V218H2ZM7 219H9V218H7ZM21 219H22V217H21ZM29 219H30V218H29ZM35 219H36V218H35ZM35 219H34V221H35ZM37 219H38V218H37ZM40 219H41V218H40ZM40 219H39V220H40ZM84 219H80V222H81L82 224H83L82 220H84ZM96 219H97V218H96ZM96 219L94 218V220H96ZM115 219H116L115 217L112 219V220H114V222H116V224H117V226H116V224L114 223V224H115V225H114L115 227H119V226H118L119 224L124 223V222H117ZM118 219H119V218H117V220H118ZM151 219H152V218H151ZM165 219H166V218H164V220H165ZM179 219H180V218H179ZM186 219H188V218H186ZM189 219H191V217H190ZM189 219H188V220H189ZM209 219H211V218L209 217ZM209 219H208V220L205 219V220H206V221H210ZM224 219H226V217H224ZM224 219L222 220V222L224 221ZM228 219H229V218H228ZM228 219H227V220H228ZM239 219H240V218H239ZM244 219H246L245 216H244ZM248 219H250V218H248ZM255 219H259V218H256V217H255ZM263 219H264V218H263ZM48 220H49V219H48ZM50 220H49V221H50ZM57 220H58L57 222H58V224H59V220H60V218H57ZM63 220H64V218H63ZM67 220H68V222H69V219H67ZM89 220H91V219H89ZM98 220H101V219L99 218ZM123 220H122V221H123ZM156 220H157V219H156ZM156 220H155V221H156ZM160 220L162 221V219H160ZM167 220H168V219H167ZM173 220H174V219H172V221H173ZM175 220H176V219H175ZM175 220H174V223H175ZM216 220L219 221V218L216 219ZM216 220H215V221H216ZM227 220H225L224 222H226ZM229 220H230V219H229ZM232 220H233V219H232ZM232 220H231V223L234 224V221L232 222ZM236 220H238V219H236ZM250 220H251V219H250ZM252 220H253V218H252ZM252 220H251V221H252ZM6 221H7V220H6ZM16 221H17V219H16ZM24 221H25V220H24ZM49 221H48L47 223H51V221H50V222H49ZM70 221H71V219H70ZM86 221L88 222V219H87ZM86 221L84 222V224H85V223L87 224ZM101 221H102V220H101ZM106 221H107V220H106ZM109 221H110V224H112L111 220H109ZM118 221H119V220H118ZM129 221H130L131 223L134 222V221H132V220H129ZM129 221H128V223L125 222L126 224H128V226L130 225ZM138 221H139V220H138ZM138 221H137L136 223H138V225H139V222H140V221H139V222H138ZM141 221H142V220H141ZM149 221H153V220H149ZM168 221H170V219H169ZM172 221H171V222H172ZM180 221H182V220H180ZM190 221H191V220H190ZM199 221H203V220H200V219H199ZM199 221H198V222H199ZM218 221H217L216 223H218ZM241 221H242V220H241ZM243 221H245V220H243ZM251 221H250V223H252ZM8 222H9V221H8ZM13 222L15 223V219H14ZM30 222H31V221H30ZM44 222H45V221H44ZM60 222L63 223V222H66V221L64 220V221L62 222V221L60 220ZM71 222H72V221H71ZM73 222H75V221L73 220ZM73 222H72V223H73ZM91 222H93V220H91ZM91 222H90V223H91ZM96 222H97V221H96ZM96 222L94 221L93 223H96ZM107 222H108V221H107ZM107 222H106V223H107ZM144 222H147V220L144 221ZM157 222H158V220H157ZM157 222H156V223H157ZM182 222H183V221H182ZM185 222H186V221H185ZM193 222H194V220H193ZM203 222H205V221H203ZM224 222H223V223H224ZM236 222H237V221H236ZM238 222H239V221H238ZM23 223L26 225L25 222H23ZM28 223H29V222H28ZM76 223H77V222H76ZM88 223H89V222H88ZM98 223H101V222H97V226H98ZM102 223H103V221H102ZM118 223H119V224H118ZM147 223H148V225L150 226L151 223H150V222H147ZM158 223H160V221H159ZM162 223L164 224V222H162ZM167 223H168V222H166L165 224H167ZM174 223H173V226H174ZM178 223L180 224V222H178ZM188 223H189V222L186 223V226H187ZM190 223H191V222H190ZM219 223H220V222H219ZM231 223H230V225H231ZM239 223H241V222H239ZM242 223H243V222H242ZM246 223H247V221H246ZM248 223H249V222H248ZM10 224H11V223H10ZM36 224H38V223H36ZM39 224H40V223H39ZM45 224H46V222H45ZM55 224H57V223H55ZM58 224H57L56 226H58ZM69 224H71V223H69ZM69 224H67V225H69ZM78 224H79V226L81 225L80 223H78ZM78 224H76V225H78ZM103 224H105V223H103ZM103 224H102V226L104 227ZM126 224H124V225H126ZM134 224H135V222L133 223V225H134ZM165 224H164L163 226H165ZM183 224H184V223H183ZM191 224H192V223H191ZM191 224H190V225H191ZM194 224H196V222L193 223V225H194ZM199 224H202V223L200 222ZM205 224H206V223H205ZM205 224H204V225H205ZM209 224L211 225V223H209ZM209 224H208V225H209ZM213 224H214V227H215L216 225H218V224L215 225V222H212V226H213ZM221 224H222V223H221ZM225 224L227 225V222H226ZM235 224H236V223H235ZM252 224H253V223H252ZM252 224H249V227H250V225H252ZM261 224H262V223H261ZM17 225H18V224H17ZM17 225H16V227H17ZM20 225H22V224H19V228H20ZM25 225H24V226L22 225L21 227L23 228V227H25ZM49 225H50V224H49ZM49 225H48V226H49ZM60 225H61V224H59V226H58V227H61L59 230H61V229L63 228V227H62L63 225H61V226H60ZM64 225H65V224H64ZM72 225H74V224H72ZM76 225L73 226V230H72V231L78 229V228H76V227H77ZM88 225H89V224H88ZM99 225H100V224H99ZM108 225H109V223H108ZM112 225H113V224H112ZM112 225H110L109 228H111V229L113 228V231H114L115 228H114ZM131 225H132V224H131ZM131 225H130V227L133 229V227H132ZM142 225H143V224H142ZM154 225H155V224H154ZM156 225H157V224H156ZM156 225H155V226H156ZM158 225H159V224H158ZM158 225H157V227H158ZM181 225H182V224H181ZM190 225H189V227H190ZM197 225H198V223L196 224V227H197ZM202 225H203V224H202ZM238 225H239V224H238ZM244 225H245V224H244ZM253 225H255V224H253ZM257 225H258V226H257ZM259 225H260V224H256V226H257L258 228H259ZM263 225H264V223H263ZM35 226H36V225H35ZM69 226H71V225H69ZM69 226H68V227H69ZM79 226H78V227H79ZM84 226H86V225H84ZM92 226L94 227L93 224H92ZM100 226H101V225H100ZM100 226H99V227H100ZM111 226H112V227H111ZM128 226L126 225V227H128ZM143 226H144V225H143ZM149 226H147V227L149 228ZM161 226H162V225H161ZM163 226H162L161 228H163ZM166 226H169V225H166ZM170 226H171V223H170ZM176 226H177V225H176ZM176 226H175L174 228L178 229V227H176ZM179 226H180V225H179ZM184 226H185V225H184ZM186 226H185V227H186ZM199 226H201V225H199ZM206 226H207V224H206ZM212 226H209V227H212ZM227 226H229V225H227ZM233 226H234V225H233ZM32 227H33V226H32ZM46 227H47V226H46ZM54 227H55V226H54ZM58 227H57V228H58ZM64 227H67V226L65 225ZM71 227H72V226H71ZM71 227H70V228H71ZM74 227H75L76 229H74ZM81 227H82V226H81ZM89 227H90V225H89ZM95 227H96V226H95ZM99 227H98V228H99ZM103 227H102V228H103ZM105 227H106V226H105ZM135 227L137 228L136 225H135ZM145 227H146V226H144V227L141 226L142 229H140V230H141L142 232L139 231L140 234L137 233V234L140 235V237H141V241H140V242H137V241H136V242L138 243L137 245H139L140 247L143 246V248H144V246H145V245H144V244H145L144 241H146V240L144 239V237H146V234H147V231L144 232V229L146 230V228H147V227H146V228H145ZM152 227H154V226H152ZM152 227H151V229H152ZM157 227H156V228H157ZM182 227H183V226H182ZM185 227H184V229H186ZM189 227H188L187 231L190 230ZM192 227H193V226H192ZM192 227H191V228H192ZM194 227H195V226H194ZM203 227H205V226H203ZM203 227H202V228H203ZM209 227H208V228H209ZM219 227H220V226H219ZM223 227H224V226H223ZM223 227H221V228L223 229ZM229 227H230V229L233 228V231H234V227H235V226L232 227V228H231V226H229ZM229 227H227V231H228V233H226V231H225V233H226L227 235L229 234V230H228ZM243 227H244V226H243ZM245 227H246V225H245ZM249 227H248V229H249ZM262 227H263V226H262ZM262 227L260 226L261 229H262ZM25 228H26V227H25ZM29 228H30V226H29ZM42 228H43V227H42ZM55 228H56V227H55ZM55 228H53V229H55ZM85 228H86V227H85ZM85 228H83V229H85ZM100 228H101V227H100ZM102 228H101V229H102ZM106 228H107V227H106ZM128 228H129V227H128ZM128 228H126V233H127ZM148 228H147V229H148ZM159 228H160V227H159ZM167 228H170V227H167ZM167 228H166V229H167ZM200 228H201V227H200ZM200 228H199V230L202 229V228H201V229H200ZM255 228H256V227H255ZM255 228H254V226H253V230H254ZM258 228H257V229H258ZM2 229H3V228H2ZM17 229H18V228H17ZM48 229H49V228H48ZM90 229H92V228H89V230H90ZM94 229H96V228H94ZM120 229H121V227H120ZM122 229H123V227H122ZM132 229H131V230H132ZM138 229H139V228H138ZM138 229H136L137 232H138ZM157 229H158V228H157ZM157 229H155V230H154V228L152 229V230L154 231V233H153L154 235L158 232V231L155 232ZM166 229H165V230H166ZM180 229H181V228H180ZM205 229H206V228H205ZM214 229H215V228H214ZM214 229H213V230H214ZM216 229H218V228H216ZM216 229H215V230H216ZM237 229H238V230H241V229H242V225H241V229H239V227L236 225V231H237V232H235V233H238V230H237ZM251 229H252V226H251ZM261 229H259L258 231H261ZM263 229H264V228H263ZM5 230H6V229H5ZM8 230L10 231V229H8ZM22 230H24V228H23ZM22 230H21V231H22ZM63 230H65V228H63ZM70 230H71V229H70ZM87 230H88V226H87ZM87 230H86L85 232H87ZM98 230H99V229H97V231L95 230V232H98ZM102 230H103V229H102ZM109 230H110V229H109ZM109 230H106V231H109ZM117 230H118V231H114V232L118 233V232H119V229H117ZM124 230H125V229H124ZM136 230H135V231H136ZM163 230H164V229H163ZM165 230H164V231H165ZM172 230H173V229H171V231H172ZM178 230H179V229H178ZM178 230H176V231H178ZM181 230H182V229H181ZM193 230H194V229H193ZM196 230H198V228H196ZM206 230H207V229H206ZM206 230H205V231H206ZM211 230H212V229H211ZM255 230H256V229H255ZM35 231H36V229H35ZM38 231H39V230H38ZM41 231H42V230H41ZM48 231H49V230H48ZM57 231H58V230H57ZM66 231H67V230H65L64 232H62V231H60V232H61V234L63 233V235H64V233H65ZM72 231H69V232H72ZM76 231H77V230H76ZM82 231H83V230H82ZM90 231L94 232L93 229L90 230ZM90 231H89V232H90ZM106 231L104 230V231H102V233H103V232H106ZM111 231H112V230H111ZM149 231H150V228H149ZM153 231H152V232H153ZM160 231H162V230L160 229ZM164 231L162 232L163 235H164ZM168 231H169V230H168ZM173 231H175V230H173ZM187 231H185V232H187ZM203 231H204V230H203ZM205 231H204V232H205ZM223 231H224V230H223ZM223 231H222V232H223ZM246 231H247V229H246ZM250 231H252V230H250ZM250 231H247V232H250ZM256 231H257V230H256ZM256 231H255V232H256ZM258 231H257V233H258ZM29 232H30V231H29ZM44 232H45V230H44ZM49 232H51V231H49ZM60 232H59V235H60ZM95 232H94V233H95ZM124 232H125V231H124ZM152 232H151V233H152ZM201 232H202V230H201ZM207 232H208V231H206V233H207ZM209 232H210V231H209ZM212 232H213V231H212ZM218 232H219V231H217L216 234H218ZM220 232H221V229H220ZM244 232H245V228H244ZM253 232H254V231H253ZM0 233H1V232H0ZM11 233H12V232H11ZM31 233H32V232H31ZM33 233H34V231H33ZM73 233H75V232H73ZM73 233H72V234H73ZM78 233H83V232H78V231H77V234H78ZM87 233H88V232H87ZM98 233H99V232H98ZM107 233H108V232H106V234H107ZM119 233H120V232H119ZM121 233H123V230L121 231ZM129 233H130V232H129ZM131 233H132V232H131ZM133 233H134V231H133ZM133 233H132V234H133ZM149 233H150V232H149ZM168 233H169V232H168ZM171 233H172V234H168V235H169V236H170V235H173L174 232H171ZM183 233H184V231H183ZM188 233H189V232H188ZM188 233H187V234H188ZM191 233H192V232H191ZM194 233H195V232H194ZM199 233H200V231H199ZM232 233H233V232H232ZM232 233H230V234H231V237H233V236H232ZM251 233H252V232H250V234H251ZM259 233H260V232H259ZM67 234H68V232H67ZM72 234H71V235H72ZM77 234H76V235H77ZM88 234H89V233H88ZM88 234L83 233L82 236L85 237V235H88ZM106 234H105V235H106ZM108 234L110 235V231H109ZM113 234H114V233H113ZM124 234H125V233H124ZM132 234H131V235H130V234H127L126 237H127V238H131V237H128V236H129V235L132 236ZM160 234H161V233H160ZM174 234H175V233H174ZM196 234H197V233H196ZM211 234H212V233H211ZM214 234H215V233H214ZM230 234H229V235H230ZM241 234H243V233L238 234V236L240 235V237L242 238V235H241ZM252 234H254V236H255L256 233H252ZM252 234H251V235H252ZM260 234H261V233H260ZM3 235H4V234H3ZM5 235H6V234H5ZM42 235H43V234H42ZM53 235H54V234H53ZM59 235H58V233H57L56 236H59ZM63 235H62V236H63ZM68 235H69V234H68ZM68 235H66V237H69ZM94 235H95V234H94ZM105 235H104V237H106ZM109 235H107V236H109ZM114 235H115V234H114ZM135 235H136V233H135ZM135 235H134V236H135ZM150 235H151V234H150ZM184 235H185V234H184ZM193 235H194V236H192V237H196L195 234H193ZM201 235L203 236V234H201ZM207 235H208V234H207ZM222 235H223V233H222ZM222 235H221V237L223 238V237L225 236V234H224V236H222ZM233 235H235L236 238L238 237V236H237L236 234H234V233H233ZM246 235L249 236V233L246 234V232H245V236H246ZM40 236H41V235H40ZM56 236H54V237H56ZM62 236H60V238H61ZM64 236H65V235H64ZM64 236H63V237H64ZM73 236H74V234H73L71 237H73ZM78 236H80V235L78 234ZM78 236H77V237H78ZM90 236H91V233H90L89 237H90ZM92 236H93V235H92ZM100 236H101V233H100ZM102 236H103V235H102ZM102 236H101V238L104 240L103 242H106V244H107V241H106L105 238H103ZM112 236H113V235H112ZM115 236H116V237H115ZM115 236H114L115 239H116V238H117L118 240L120 239L119 235H118V236L115 235ZM121 236H122V235H121ZM136 236H137V235H136ZM147 236H148V235H147ZM151 236H153V235H151ZM156 236H157V235H156ZM158 236H159V235H158ZM164 236H166V235H164ZM176 236H180V235H178V233H177ZM181 236H182V234H181ZM185 236H186V235H185ZM185 236H184V238H185ZM187 236L189 237V235H187ZM202 236H201V240H202ZM210 236H211V235H210ZM210 236H209V239L211 238ZM256 236H257V235H256ZM260 236H264V235H260ZM260 236L258 235V237H260ZM33 237H34V236H33ZM75 237H76V236H75ZM80 237H81V236H80ZM84 237H82V238H84ZM86 237H87V236H86ZM109 237H110V236H109ZM118 237H119V238H118ZM122 237H123V236H122ZM124 237H125V236H124ZM167 237H168V236H166V240H168ZM170 237H171V236H170ZM190 237H191V236H190ZM215 237H218V236L215 235ZM229 237H230V236H229ZM9 238H10V237H9ZM45 238H46V237H45ZM47 238H48V236H47ZM47 238H46V239H47ZM51 238H52V237H51ZM64 238H65V237H64ZM64 238H63V239H64ZM69 238H70V237H69ZM93 238H94V236H93ZM97 238H100V237H99V234L97 235ZM97 238H96V239H97ZM110 238H112V240H115V239H113V237H110ZM142 238H143V239H142ZM147 238L149 239V236H148ZM147 238H146V239H147ZM161 238H163V237H161ZM161 238L159 237V239H161ZM174 238H175V237H174ZM176 238H178V237H176ZM203 238H206V235H205V237L203 236ZM219 238H220V237H219ZM225 238H226V237H225ZM225 238H224V240H226V241H225V243H224V242H223L224 240H223V241H222L223 244H227L226 242H228L227 239H225ZM243 238L246 239V237H243ZM252 238H254V237H252ZM252 238L250 237L251 240H253ZM262 238H264V237H261L260 239H262ZM6 239H7V238H6ZM30 239H31V238H30ZM43 239H44V238H43ZM49 239H50V238H49ZM49 239H48V240H49ZM67 239H68V238H67ZM71 239H72V238H71ZM75 239H76V238H75ZM102 239H101V240H102ZM135 239H136V237H135ZM138 239H139V238H138ZM155 239H156V237H155ZM171 239H172V238H171ZM171 239H169V240H171ZM180 239H181V238H180ZM195 239H196V238H195ZM195 239H194V241H195ZM197 239H198V238H197ZM199 239H200V237H199ZM207 239H208V238H207ZM209 239H208V241H209ZM239 239H240V238H239ZM250 239H248V237H247L248 242H249ZM256 239L260 240V239L257 238V237H256ZM4 240H5V239H4ZM4 240H3V241H4ZM13 240H14V239H13ZM27 240H28V239H27ZM48 240H47V242H48ZM60 240L62 241V239H60ZM60 240H59V241H60ZM76 240H77V239H76ZM81 240H82V239H81ZM87 240H88V239H87ZM90 240H92V239H89V240H88L89 243L91 244L92 241L90 242ZM107 240H108V239H107ZM129 240L131 241V239H127V240L125 241V242H126V246H125V242H124V239H123L122 241H123L124 243H123V244H120V245H122V246L119 245L121 248L119 249V246H118V249H119V250H118L117 252H116L117 249L114 248V250H115V249H116V250H115L114 255H113V254H112V253H113V251H112L113 246H112V247H109V246L111 245V243H112V241H111V239H110V245H108V248H112V249H111V252H112V253L109 252L108 254H107V253H106V254L109 256L108 258H110V255H109L110 253H111V255H113L112 257H114L115 254H116V261H115L116 263H115V264H123V263L125 264L126 261L128 262V263H126V264H140L142 261H146L147 259H149V256H148V258L145 257L146 260H144L145 258H141L140 256L138 257V255L136 256L135 254H136V249H137V248H136V249L133 248V247L131 248V246H133L132 243L135 242V241L132 240L133 242L131 241V243H129ZM136 240H137V239H136ZM161 240L164 241L165 239L163 238V239H161ZM161 240H160V241H161ZM173 240H174V239H173ZM178 240H179V238H178ZM181 240H182V239H181ZM181 240H180V241H181ZM183 240H185V239H183ZM187 240H189V239H187ZM187 240H185V244H186ZM203 240L205 241L206 239H203ZM212 240L214 241V243H215V241H218V240H219L218 242H220V241H221V238L218 239V240H217V238H216V240H214V237H213V239L211 238V241H212ZM228 240H229V239H228ZM231 240L233 241V239H231ZM235 240L237 241V242H236V245H237V243H239L240 241H242V240H239V242H238L237 239H235ZM247 240H246V241H247ZM258 240L256 241V244H257V242H260V243H261V240H260V241H258ZM30 241H31V240H30ZM32 241H33V240H32ZM49 241H50V240H49ZM51 241H53V240H51ZM54 241H56V239H54ZM57 241H58V240H57ZM57 241H56V242H57ZM78 241H79V238H78ZM88 241H87V242H88ZM93 241H94V239H93ZM99 241H100V239L98 240V245H101V242H100V244H99ZM147 241H148V240H147ZM151 241H152V240H151ZM174 241H177V240H174ZM174 241H173V242H174ZM190 241H193V238H190ZM213 241H212V242H213ZM232 241H231V242H232ZM263 241H264V239H263ZM10 242H11V241H10ZM13 242H14V241H13ZM34 242H37V241H34ZM41 242H42V241H41ZM47 242H45V245L49 244V242H48V243H47ZM56 242H55V243H56ZM79 242H80V241H79ZM79 242H78V243H79ZM81 242H82V241H81ZM94 242H95V241H94ZM108 242H109V240H108ZM113 242H114V241H113ZM120 242H121V239H120ZM153 242H154V241H152V243H153ZM156 242H157V241H156ZM200 242H201V241H200ZM229 242H230V240H229ZM229 242H228V243H229ZM248 242H245V243H248ZM251 242H252V241H251ZM1 243H2V242H1ZM8 243H9V242H8ZM22 243H23V242H22ZM22 243H21V244H22ZM28 243H29V242H28ZM42 243H43V242H42ZM46 243H47V244H46ZM62 243H65V242H62ZM69 243H70V242H69ZM82 243H84V241H83ZM96 243H97V240H96ZM127 243H128L129 245H128ZM139 243H140V244H139ZM143 243H144V244H143ZM148 243H149V241H148ZM148 243H147V245H149ZM150 243H151V242H150ZM154 243H155V242H154ZM154 243H153V244H154ZM160 243H162V242H157V243H156V246H157V244H160ZM167 243H168V241H167ZM170 243H171V241H169V247H170ZM182 243H184V241H183ZM187 243H188V242H187ZM202 243H204V242H202ZM206 243H207V242H206ZM206 243H204V244H206ZM208 243H210V245H211V242H208ZM214 243H213V244H214ZM216 243H217V242H216ZM232 243H234V242H232ZM232 243H231V245H232ZM249 243H250V242H249ZM249 243H248V244H249ZM252 243H253V242H252ZM263 243H264V242H263ZM14 244H15V243H14ZM30 244H31V243H30ZM53 244H54V243H52V245H53ZM56 244H57V243H56ZM60 244H61V243H60ZM60 244H59V245H60ZM67 244H68V243H67ZM86 244H87V243H86ZM103 244L106 245L105 243H103ZM112 244H113V243H112ZM114 244H116V243L114 242ZM130 244H132V245H130ZM179 244H180V243H179ZM185 244H183V245L180 244L179 246H180V247H181V246L183 247V246H185ZM190 244H191V242H190ZM192 244H193V243H192ZM198 244H199V241H198ZM198 244L196 243V245H198ZM220 244H221V242H220ZM220 244H219V245H220ZM223 244H221V245H223ZM239 244H240V243H239ZM239 244H238V246H239L240 248H241L242 246H244V245H241V246H240ZM241 244H242V242H241ZM16 245H17V244H16ZM25 245H26V244H25ZM25 245H24V246H25ZM33 245H34V244H33ZM33 245H32L31 247H33ZM41 245H42V244H41ZM41 245H40V246H41ZM43 245H44V243H43ZM50 245H51V244H50ZM57 245H58V244H57ZM68 245H69V244H68ZM74 245H75V244H74ZM77 245H78V244H77ZM117 245H118V243H117L115 246L117 247ZM134 245H135V244H134ZM161 245L164 247L163 243H162ZM161 245H160V246H161ZM167 245H168V244H167ZM172 245H173V244H172ZM176 245H177V243H175V247H179V246H176ZM193 245H194V244H193ZM200 245H202V244H200ZM200 245L197 246V248H199ZM214 245H215V244H214ZM219 245H217V246H219ZM221 245H220V246H221ZM231 245H230V246H231ZM233 245H234V244H233ZM249 245H250V244H249ZM249 245H248V246H249ZM258 245H259V244H258ZM22 246H23V245H22ZM54 246H55V244H54ZM61 246H62V245H61ZM61 246H60V247H61ZM63 246H64V245H63ZM63 246H62V247H63ZM71 246H72V245H71ZM80 246H81V245H80ZM80 246H77V247H80ZM82 246H83V245H82ZM85 246H86V245H85ZM92 246H94V245H93V242H92ZM123 246H125V247H123ZM152 246H155V245H152ZM160 246L158 245V247H156V249H159ZM186 246H188V245H186ZM194 246H195V245H194ZM207 246H209V245L206 244V247H207ZM220 246L218 247V249H220V248L222 249V246H221V247H220ZM226 246H227V245H226ZM228 246H229V245H228ZM246 246H247V245H245L244 247H246ZM252 246H253V244H252ZM259 246H260V248H261L263 245H262V246L259 245ZM0 247H1V246H0ZM2 247H3V246H2ZM35 247H36V246H35ZM44 247H47V246H44ZM58 247H59V246H58ZM67 247H69V246H67ZM74 247H76V245H75ZM74 247H72V249H74ZM77 247H76V248H77ZM83 247H84V246H83ZM99 247H100V246H99ZM106 247H107V246H106ZM136 247H137V246H136ZM148 247H149V246H148ZM163 247H161V249H163ZM180 247H179V248H180ZM182 247H181L180 249H172L173 247H170L169 250H168L167 252H164V253L162 252L164 255L166 254L165 256H168V255L170 256L169 260H167L168 262L165 260L166 262H164V263H165V264H190V263L193 261V258L196 257V256H194V254H193V252H195V251H194L195 248H194V249H193V248H192V249L190 248L191 250H189L188 247H185V248L188 249V250H187V249H182ZM191 247H193V246L191 245ZM209 247H210V246H209ZM209 247H207V248L209 249ZM215 247H216V246H215ZM239 247H238V248H239ZM253 247H256V248H257L258 246H257V245H254ZM13 248H14V247H13ZM26 248H27V247H26ZM28 248H29V247H28ZM39 248H40V247H39ZM41 248H42V246H41ZM55 248H56V247H55ZM89 248L91 249L90 246H89ZM97 248H98V246H97ZM143 248H142V251H143ZM145 248H147V246H146ZM149 248H150V247H149ZM153 248H154V247H153ZM166 248H167V246H166ZM201 248H203V246H202ZM224 248H225V247H224ZM230 248H232V246H231ZM235 248H237V247H235ZM238 248H237V249H238ZM251 248H252V247H251ZM256 248H254V249H256ZM2 249H3V248H2ZM14 249H15V248H14ZM14 249H13V252H14ZM21 249H22V248H21ZM42 249H43V248H42ZM45 249H46V248H45ZM53 249H54V248H53ZM60 249H61V248H60ZM78 249H79V248H78ZM78 249H77V252H78ZM81 249H82V248H81ZM85 249L89 250V256H90V254L92 253V252L90 253L91 250L88 249V247H87V248L85 247ZM103 249H104V248H102V249H100V250H103ZM138 249H139V248H138ZM154 249H155V248H154ZM161 249H160V251H161ZM164 249H165V248H164ZM205 249H206V248H205ZM214 249H215V248H214ZM228 249H229V248H228ZM233 249H234V248H233ZM242 249H243V248H242ZM246 249H248V247H247ZM254 249L252 248V250H254ZM262 249H264V246L262 247ZM15 250H16V249H15ZM18 250H19V249H18ZM27 250H28V249H27ZM27 250H26V251H27ZM32 250H33V248H32ZM36 250H38V249H36ZM36 250H35V251H36ZM43 250H44V249H43ZM43 250H41V251H43ZM66 250H71V249H66ZM74 250H76V249H74ZM82 250H83V249H82ZM82 250H81V251H82ZM94 250H95V249H94ZM106 250H107V249H106ZM147 250H148V249H147ZM147 250L145 249L144 252H147ZM149 250H150V249H149ZM149 250H148V251H149ZM166 250H167V249H166ZM166 250H165V251H166ZM186 250H187V251H186ZM199 250H200V248H199ZM234 250L236 251V249H234ZM238 250H239V249H238ZM244 250H245V249H244ZM249 250H250V249H249ZM249 250H247V252H248ZM54 251H55V249H54ZM57 251H58V250H57ZM57 251H56V253H57ZM62 251H63V250H62ZM92 251H93V249H92ZM98 251H99V250H98ZM109 251H110V250H109ZM137 251H139V250H137ZM150 251H152V248H151ZM150 251H149V253H150V255H151V252H150ZM156 251H157V250H156ZM163 251H164V250H163ZM197 251H198V250H197ZM197 251H196V252H197ZM201 251H203V250H201ZM201 251H199V252L201 253ZM205 251H206V250H204V252H205ZM215 251H217V250H215ZM220 251H222V250H220ZM230 251H232V250H230ZM240 251H241V250H240ZM258 251L260 252L259 247H258ZM261 251H263V250H261ZM5 252H6V251H5ZM11 252H12V251H11ZM13 252H12V253H13ZM16 252H17V250H16ZM16 252H15V253H16ZM18 252H19V251H18ZM24 252H25V251H24ZM29 252H30V251H29ZM32 252H33V251H31V253H32ZM44 252H45V251H44ZM44 252H43V253H44ZM63 252H64V251H63ZM84 252H85V251H84ZM101 252H102V251H101ZM140 252H141V251H140ZM209 252H210V251H209ZM212 252H213V250H212ZM212 252H211V253H212ZM217 252H218V251H217ZM227 252H229V251H227ZM236 252L238 253V251H236ZM244 252H245V256H246V251H244ZM251 252H252V251H251ZM251 252H249V253H251ZM255 252H256V251H255ZM259 252H258V254L256 253L257 256H256L255 254L253 255V258H254V259H256V258L259 256ZM8 253H9V252H8ZM21 253H22V252H21ZM39 253H40V252H39ZM54 253H55V252H54ZM54 253L52 252L51 254L46 255L42 260H39V262L42 263L44 260H47V261H45V264H67L68 261H72L71 258H74V257H75V256H74V257H71V258H70L71 260H68L70 256H69L68 258H67V257L65 258L64 256H62V254H61L60 256H57V255H59L60 253H62V252H60L59 254L57 253V255L55 254V255H56V257H55ZM99 253H100V251H99ZM138 253H139V252H138ZM138 253H137V254H138ZM160 253H161V252H159V253H157V254H160ZM202 253H203V252H202ZM224 253H225V252H224ZM224 253H223L222 255H224ZM229 253H231V252H229ZM232 253H233L232 256H233L234 258H233L232 256H231V257H232V259L235 260L236 256H239V255L237 254V255L235 256V255H234L235 253H234V252H232ZM232 253H231V254H232ZM240 253L242 254V253H243V250H242V252H240ZM240 253H239V254H240ZM252 253H254V252H252ZM252 253H251V254H252ZM261 253H262V252H261ZM261 253H260V254H261ZM19 254H20V253H19ZM77 254H80V252H79V253H76L75 255L77 256ZM87 254H88V252H87ZM93 254H94V253H93ZM104 254H105V252H103V256L100 257V258L104 259V257H106V254H105V256H104ZM141 254H143V253H141ZM146 254H147V253H146ZM146 254L144 253V255H142V256H145ZM152 254H153V252H152ZM157 254H156V255H157ZM163 254H160V256L163 255ZM198 254H199V253H198ZM198 254H197V255H198ZM208 254H209V253H208ZM215 254H216V253H215ZM217 254H218V253H217ZM251 254H248V253H247V255H251ZM1 255H2V254H1ZM23 255H24V253H23ZM35 255H36V254H35ZM80 255H82V254H80ZM84 255H86V254H84ZM98 255H99V254H97V257H98ZM147 255H149V254H147ZM147 255H146V256H147ZM154 255H155V254H154ZM156 255H155V256H156ZM203 255H204V253H203ZM205 255H206V254H205ZM222 255H221V257H222ZM10 256H11V255H10ZM25 256H26V254H25ZM27 256H28V255H27ZM31 256L33 257V255H31ZM40 256H41V255H40ZM89 256H88V257H89ZM91 256H92V255H91ZM95 256H96V255H95ZM95 256H93V257H95ZM100 256H101V255H100ZM169 256H168V257H169ZM198 256H201V255L199 254ZM215 256H216V255H215ZM224 256H226V255H224ZM228 256H229V255H227V257H226L227 260H228ZM242 256H244V253H243L242 255H240V257H242ZM254 256H255L256 258H255ZM260 256H262V254H261ZM260 256H259V257H260ZM8 257H9V255H8ZM13 257H14V256H13ZM15 257H17V255H16ZM15 257H14V258H15ZM18 257H19V256H18ZM21 257H23V256H21ZM32 257H30L29 259L31 260ZM151 257H153V256H151ZM151 257H150V260H151ZM158 257H159V256L157 255V258H158ZM163 257H164V256H163ZM203 257H204V256H203ZM206 257L208 258V256H205V258H206ZM213 257H214V256H213ZM217 257H218V256H217ZM219 257H220V255H219ZM221 257H220V259L222 260L223 257H222V258H221ZM229 257H230V256H229ZM240 257H239V259L241 260ZM247 257H250V256H247ZM5 258H6V257H4V259H5ZM25 258H26V260L28 259L27 257H24V259H25ZM34 258H39V257H36V256H35ZM34 258H32V260H33ZM41 258H42V257H41ZM77 258H78V257H77ZM80 258H81V257H80ZM80 258H79V259H80ZM82 258H83V255H82ZM82 258H81V259H82ZM86 258H87V257H86ZM95 258H96V257H95ZM95 258H94V260H95ZM98 258H99V257H98ZM154 258H155V257H154ZM161 258H162V256H161L159 259H161ZM164 258H167V257H164ZM201 258H202V257H201ZM210 258H211V257H210ZM224 258H225V257H224ZM224 258H223V259H224ZM226 258H225V259H226ZM242 258H243V257H242ZM244 258H246V257H244ZM250 258H251V257H250ZM260 258H261V257H260ZM20 259H21V258H20ZM20 259H19V260H20ZM79 259H78V260H79ZM90 259H91V258H90ZM106 259H107V258H106ZM152 259H153V258H152ZM155 259H156V258H155ZM195 259H196V258H194V260H195ZM197 259L199 260V257H198ZM213 259H214V258H213ZM215 259H216V258H215ZM225 259H224V260H225ZM229 259H230V258H229ZM232 259H231V261H232ZM247 259L249 260V258H247ZM254 259H253V260H254ZM262 259H264V258H262ZM262 259H261V260H262ZM5 260H6V259H5ZM73 260H74V259H73ZM76 260H77V259L75 258V261H76ZM109 260H110V259H109ZM111 260L114 261L115 259H111ZM111 260H110V261H111ZM161 260H162V259H161ZM161 260H159V263H160ZM203 260L205 261L204 258H203ZM217 260H218V259H217ZM221 260H219V261H221ZM236 260L238 261V259H236ZM243 260H244V259H243ZM248 260H247V261H248ZM257 260H259V259L257 258L256 261H257ZM24 261H25V260H24ZM24 261H23V262H24ZM75 261H74V262H75ZM79 261H80V260H79ZM79 261H78V262H79ZM89 261H90V260H89ZM95 261H96V260H95ZM95 261H94V262H95ZM104 261H105V259H104ZM107 261H108V260H107ZM163 261H164V260H163ZM163 261H162V262H163ZM210 261H212V260H210ZM213 261H214V260H213ZM219 261H218V262H219ZM225 261H226V260H225ZM241 261H242V260H241ZM249 261H250V260H249ZM249 261H248V262H249ZM254 261H255V260H254ZM2 262H3V261H2ZM15 262H16V260H15ZM33 262H35V261L33 260ZM36 262H37V261H36ZM36 262H35V263H36ZM76 262H77V261H76ZM78 262H77V263H78ZM82 262H83V261H82ZM84 262H85V261H84ZM86 262H87V261H86ZM100 262H101V261H100ZM102 262H103V261H102ZM147 262H150V261L148 260ZM147 262H145V264H146ZM151 262L154 263V261H151ZM151 262H150V263H151ZM199 262H200V261H199ZM208 262H209V261H208ZM215 262H216V264L218 263L217 261H215ZM215 262H214V263H215ZM228 262H229V261H227V263H228ZM232 262H233V261H232ZM244 262H246V259H245ZM248 262H247V263H248ZM259 262H260V261H259ZM259 262H257V263H259ZM3 263H6V262H3ZM19 263H20V262H19ZM26 263H27V262H26ZM69 263H70V262H69ZM71 263H72V262H71ZM71 263H70V264H71ZM77 263H76V264H77ZM88 263H89V262H88ZM92 263H93V262H92ZM95 263H96V262H95ZM95 263H94V264H95ZM107 263H108V262H107ZM142 263H143V262H142ZM152 263H151V264H152ZM193 263H194V262H193ZM193 263H192V264H193ZM195 263H196V262H195ZM195 263H194V264H195ZM197 263H198V261H197ZM197 263H196V264H197ZM219 263H221V262H219ZM222 263H224V262L222 261ZM227 263H224V264H227ZM235 263H236V262H235ZM238 263H240V261H238ZM241 263H242V262H241ZM241 263H240V264H241ZM250 263H251V262H250ZM12 264H13V263H12ZM16 264H18V263H16ZM31 264H32V263H31ZM33 264H34V263H33ZM38 264H39V263H38ZM72 264H73V263H72ZM82 264H83V263H82ZM104 264H105V263H104ZM108 264H109V263H108ZM111 264H112V261H111ZM156 264H158V263H156ZM160 264H163V263H160ZM201 264H202V263H201ZM204 264H205V262H204ZM206 264H207V263H206ZM208 264H209V263H208ZM211 264H213V262H212ZM233 264H234V263H233ZM243 264H245V263H243ZM248 264H249V263H248ZM259 264H260V263H259ZM263 264H264V263H263Z\"/></svg>", "mask_w": 264, "mask_h": 264}, {"label": "clouds", "instance_id": "9594fccd", "mask_svg": "<svg viewBox=\"0 0 264 264\" xmlns=\"http://www.w3.org/2000/svg\"><path fill=\"white\" fill-rule=\"evenodd\" d=\"M21 217H25L26 214L21 213ZM17 224H23V219H19L15 224L11 225L9 228L12 230L13 234L21 241L26 240L29 236V233L27 231L28 228H24L23 231H20L17 229Z\"/></svg>", "mask_w": 264, "mask_h": 264}]
</instances>
